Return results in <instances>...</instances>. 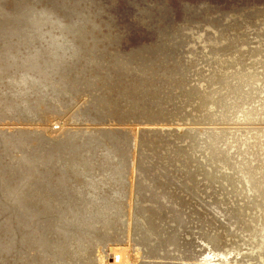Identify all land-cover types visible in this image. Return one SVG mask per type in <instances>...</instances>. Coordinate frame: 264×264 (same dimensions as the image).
<instances>
[{"label": "rangeland", "instance_id": "1", "mask_svg": "<svg viewBox=\"0 0 264 264\" xmlns=\"http://www.w3.org/2000/svg\"><path fill=\"white\" fill-rule=\"evenodd\" d=\"M1 1H2V3H1ZM4 1H9V2H6L7 3V5H6V3L4 4ZM13 0H0V3L2 4V6L0 7V9H1V11H0V20H2V18L1 17H4V16H7L8 14H9V18L8 17H4V19L2 20V21H4L5 20V22L7 23V21H8V25L5 23V22H2V21H0L1 22V24H4L3 26H5V28H9L10 29V27L11 26H14L15 25V22L17 21V20H22V16L19 18V12L20 11H22V8L21 7H23L25 4H27L26 2H28L29 4H30V1H31V4L33 5V6H38V5H40V4H42V5H40V7H44V5L46 6V4L48 5V3L50 2H52V3H54L53 1H51V0H42V2H41V0H37V1H35V0H33V1H35L34 3L32 2V0H29V1H25V0H23L22 2H23V4L22 3H20V5H17V4H19V2L21 1V0H16L17 1V3L15 4L14 2H16V1H13ZM39 1H40V3H39ZM60 1V2H59ZM59 1H57V2H55V3H57V6H55V7H57V8H55V11H54V9L52 8V6L54 7V5H56L55 3H54V5L52 4V5H48V6H46L47 8L49 7V10L50 11H52L53 10V13H55V12H61L60 13V15L62 14V11H63V16L62 17H64V18H62L61 16V20L64 22L65 20H66V24H67V21L69 22V21H71V20H76V19H78L79 18V20L81 19V17H82V21L81 22H78L79 23V25H80V27H81V29L82 30H80V33H78L77 31L75 32V35H76V33H77V36L79 35L80 37L82 36V39L83 40H86L87 42H88V44H87V42H85V41H83V40H81V38L78 36H74V33H73V39H72V37L69 35V37H70V39H72L73 41L75 40V38H77L76 39V42H78V43H75V41L72 43V45L73 44H76L77 46H79L80 44H82V42H84V44H82L81 45V47H83V45H84V47H86L87 45V47L86 48H82V50L84 51H80L79 50V53L78 54H81V55H79L82 59H84L85 60V58H87L88 56H90L89 58H87L84 62H85V65L82 63V59L81 60H79L78 61V63H75V62H73V63H75V64H77L78 66V68H75V66L73 67V66H70V68H74L76 71H78V72H76L73 68L72 69H68L70 72L73 70V74L75 75V73H77V76H74L73 74V77L71 76V73L69 72L68 73V70H67V73H68V75H67V73H66V71L63 73V71H61L60 73L62 74V77H64V78H61V76H58V75H61L60 73L58 74V72L59 71H55L56 73H53V76H50V78H52V77H54L55 78V80H56V82H55V80H54V78H52V83H55V84H53L54 86H53V90H49V91H47V92H45L44 91V93H46L47 94V96L46 95H44L43 94V96L45 97V99H43L42 101H44V100H47L48 101V98H50V96L52 95V93L56 90V93L54 92L53 94H58V95H61L62 97L64 96V98H63V100L65 99V100H69V102L68 101H63L62 103L64 104H66V102H67V105L69 106H65V104L64 105H62V107H59V109H60V112L59 111H52V112H47V109H45V103H41V104H43V106H41V108L43 107V109L42 110H40L39 111V109H38V112L36 111L35 113H34V115L33 116H31V114H33V112L34 111H32L31 112V114H30V112L27 110H24V112H22V114H23V116H21V117H19L18 119H19V121H15V120H13V121H11L12 120V118L10 119V120H8L9 118L8 117H6V118H8V119H6V118H4L3 116H1L0 115V135H2L3 133H5L4 131H6V133H9V132H12V133H10V134H6V135H8L7 137H5L6 135L5 134H3L2 136H0V155H1V157H0V159L2 160H0V176H1V178H0V181H1V184L2 183H4V184H0V188H1V190H0V194H1V197H2V199H0V202L2 201H4V199H5V201H4V203H0V208H1V210H0V213L1 212H3V213H1L0 215H1V219H0V221H1V223H0V226H2V227H0L1 229V231L3 232L2 234H4V235H6V237L4 238V235H1L0 234V248L2 247L3 249L1 250V253H3L2 255H1V253H0V264H1V262L3 263V264H8V260L11 262H9V264H12V262L14 261V260H16V259H18V262H19V260H20V262L22 261L21 259H25L24 261H26V258H27V256L29 257V259H27L28 261V263H26V262H21L22 264L23 263H25V264H34L35 262L33 261V260H35V258H36V256L33 258V256H34V254H32V251H33V248H32V246L29 244L30 242L28 241L29 240V238L32 236V235H30L32 232H34L33 233V235L36 237H38V238H40L41 236V238H44V237H46V235H47V237L46 238H49L50 236H48V235H51V234H53V235H51V237L50 238H52V236H53V238H55V236L57 237V235L59 234L58 232L57 233H53L54 231L56 232L57 231V229H58V227H54V226H58V225H56L55 223H51V224H48L49 226L50 225H52L53 227H49L50 229H47V227H45L47 224L46 223H48V222H45L46 220L44 219V218H46V216L45 217H43V216H40L41 218H39V219H37L38 220V222H35V221H37L36 219H35V217H33V215H32V213H31V208H32V206H34V204H36V201L35 200H33L32 201V199L31 200H27L25 203L26 204H28L29 206H27L26 205V207L28 208L27 210H26V212H24L25 210H20V208H18V207H16V208H11L10 206H11V204H10V196H8L7 198L6 197H4V196H7V194H6V192H8V190H10V188L13 186V185H15V184H19V182L21 181V180H26V178H28L32 173H33V175L35 174V172H37L35 175H37V174H39L41 177H43V174L44 173H41L42 171H43V166L44 165H47V167L46 166H44V171L43 172H45V175L44 176H51V174H53L56 178L58 177V174H56V172H61L60 174H59V176H61L62 175V170L63 169H65V168H62L63 166H65L66 164H69L68 166L70 167H67L69 170H67V173H68V176L73 180L74 179V176H75V178L76 179H74L73 181H77V182H81V183H83V185H85L88 181H90L92 178H94V176L95 175H97V176H100L101 174V172L102 171H99V170H101V167H100V163H101V160L103 159V155H101L100 156V154L99 155H97L98 156V159H97V156H95V157H93L91 154H89L88 152H87V154L85 153L87 150H88V148H86V147H84V145H86V144H84V141L83 140H74V139H72L71 141H69V139H68V137L69 136H71L73 133H79V134H81V133H83L84 134V132H82L81 130H83V131H90V132H98V131H100V132H98L97 134L100 136L101 135V137L102 138H100V140H99V142H101V140H102V142L101 143H103V144H101L100 146H102V148H98L99 149V151H100V149H104L105 147V149L104 150H106L107 148V150L108 151H110L111 153H113V151H114V153L112 154L114 157H115V159H117V161L115 160V164L116 165H118V161L119 162H121L122 160H124V161H122L123 162V164L125 165V169L126 170H124L123 171V177L125 178V182H127L126 183V189L128 190V193H126V195L127 196H129V197H127V198H125V201H123V205H122V207L125 205V206H127L126 207V209H125V206H124V208H121V210L122 209H124V210H122V213H121V210H120V212L119 213H121L120 215H119V213H118V215L119 216H121V217H119L118 219H116V221L114 222V226H113V228L115 227V231L114 230H111V231H109L108 233H106L105 231H103V230H101V232H104V233H106L105 234V236H104V234H99V233H97L96 235H95V240L94 241H96L95 242V244L94 245H96L97 247L99 246L100 248H101V246L103 247V248H97V250H94L95 248H96V246L93 248L92 247V249H93V251H95V253L93 252V254H92V250L90 251V253L88 254V255H90V256H88V255H85V256H82V259H81V257H80V259L79 260H77V259H75V257L74 258H72V260H70V262H68V264H72V262H74L73 264H78L79 263V261H81V262H84V263H82V264H92L91 262H93L94 264L95 263H97V264H117L118 262H116V261H113V260H115V258H114V256H112V255H114L113 253H114V251H115V247H119V245H120V247L119 248H117V249H120V248H122L121 246H123L124 248L126 247V248H129V249H126L125 248V250H128V252H127V261L124 263H122V262H119L118 264H141V262H142V264H155V263H157V264H163L165 261H167V263L165 262L164 264H168L169 262L168 261H170L171 259H172V261H170V263L169 264H173V262L174 261H176L174 264H177V263H179V261H180V263L179 264H184V263H186V264H197L198 263V261H199V259L198 258H200L202 255H201V253L204 251V253H206V252H208L209 250H210V248L212 249V247H214L212 250L213 251H218V252H231V251H234V253H236V252H240L241 250V257L243 258V259H241L242 261H244L243 263L245 264V261H246V264H254L255 263V261H253V260H250V259H252L251 257L252 256H259V254H260V252H261V258H263L264 259V252H263V250H262V248H261V246H260V240H257V238H258V236H259V234H256V231H259L260 229H261V231L264 233V229H263V227H259V230L258 229H256L255 227H257L256 226V222H258V218L257 217H263L264 218V208H263V210L262 209H260L258 206V204H257V206H256V201H255V198H254V196H255V194L253 195V193H251V192H247V193H245V186H243L244 185V183H242V181H241V175L243 174V173H240V172H242V169H241V167H242V165H243V167H244V164L245 163H247V162H249V161H247L248 159H250V157L251 158H254L255 157V160H257L258 161V159H259V162L261 161V160H263L262 158H264V111H262V112H260V111H257L256 112V110L253 108V107H251V111L254 113L255 112V114H259L258 116H254V114L252 113L250 116H248V114L251 112L250 111V109H249V111H246L244 114H243V112H240V108H242L243 107V105H244V101H240V100H242L243 98H242V96L241 95H239L240 93H239V89H240V91H246V89L249 91V90H251V89H256V91L257 90H261L263 87H264V74H263V72H264V68H263V66H264V56L263 57H261V55H263L264 54V51H262V52H260L262 49H264V19H263V17L262 16H264V3H263V1L264 0H238V3H237V1L235 0H164V1H162V0H140V2H139V0H95V1H98V2H96V4H94L93 5V3H91V2H93L94 0H92V1H90V0H87L88 1V3L86 2V1H80V0H65V2H64V0H59ZM62 1V2H61ZM72 1H74V2H72ZM77 1V2H76ZM80 1V2H79ZM144 2V3H141V2ZM183 1V2H182ZM206 3H205V2ZM261 1V2H260ZM44 2V3H43ZM67 2H69V4L71 3H73L72 5H73V7H77V8H71V6L70 5H68V3ZM85 2V4H83ZM131 2V3H130ZM139 2V3H138ZM200 2V3H199ZM230 2V3H229ZM14 3V4H13ZM36 3V4H35ZM49 3V4H50ZM65 3V4H64ZM77 3V4H76ZM81 3V4H80ZM95 3V2H94ZM135 5H133V4ZM146 3V4H145ZM166 3H168V4H166ZM202 3V4H201ZM234 4V5H232V4ZM29 5L30 7L32 6V5ZM35 4V5H34ZM67 4V5H66ZM88 4V6H86L85 7V5H87ZM92 4V5H91ZM137 4V5H136ZM139 4H142V6L141 5H139ZM146 6H145V5ZM165 4V5H164ZM182 4H184L183 6H185V7H183L182 6ZM189 4V5H188ZM208 4V5H207ZM238 4V5H237ZM6 5V7L4 8V6ZM13 5H15V6H20V7H14ZM22 5V6H21ZM58 5H61V6H63V7H61V6H58ZM65 5V6H64ZM82 5V6H81ZM84 5V6H83ZM167 5V6H166ZM188 5V6H187ZM191 5L193 6V9H194V11H193V9H192V7H191ZM195 5V6H194ZM200 5V6H199ZM206 5L207 6H209V7H211L212 9H214V10H211V8H209V7H206ZM9 6V7H8ZM28 6V4L27 5H25V7H29ZM32 6V7H33ZM70 6V7H69ZM78 6H79V8H78ZM138 6V7H137ZM166 8H165V7ZM187 6V7H186ZM10 7H11V10H10ZM12 7H13V9H12ZM45 7V8H46ZM61 9H60V8ZM66 7V8H65ZM67 7L69 8V9H67ZM131 7H133V8H135V7H137V8H135L136 10H134L133 8H131ZM147 7V8H146ZM169 7V8H168ZM181 7V8H180ZM197 7V8H196ZM205 7V8H204ZM3 8V9H2ZM21 10H20V9ZM50 8H52V9H50ZM62 8H63V10H62ZM65 8V9H64ZM97 8H99V10L101 9V14H100V11L99 10H97ZM140 8V9H139ZM144 8V9H143ZM164 8V9H163ZM168 8V9H167ZM19 9V10H18ZM58 9H60L59 11H58ZM70 9H72L71 11H72V13L74 14V13H76L75 12V10L76 9H78L77 10V13H76V15L74 14V15H70V13H71V11H70ZM103 9V10H102ZM138 9V10H137ZM148 9V10H147ZM161 9L163 10V12H160L161 11ZM167 9V10H166ZM172 9V10H171ZM183 9H184V11H183ZM189 9V10H188ZM192 9V10H191ZM228 9H229V12H228ZM2 10H3V12H2ZM7 12V13H5L4 14V12L5 11ZM8 10H9V12H8ZM68 11V13L69 14H67V12H65V11ZM73 10H74V12H73ZM87 10H88V12H90V13H87ZM95 10H96V12H95ZM131 10L132 11H134V12H131ZM143 10V11H142ZM165 10H166V12H165ZM17 11H18V13H17ZM85 11V12H84ZM92 11H94L93 13H92ZM103 11V12H102ZM136 11V12H135ZM139 11V12H138ZM168 11L169 12H171V13H168ZM197 11V12H196ZM221 11V12H220ZM224 11V12H223ZM226 11V12H225ZM84 13V15L83 14H81V13ZM201 12V13H200ZM217 12V13H216ZM13 13V14H12ZM15 13V14H14ZM87 13V14H86ZM95 13V14H94ZM133 13H134V15H133ZM162 15H161V14ZM173 13V14H172ZM229 15H227V14ZM21 14V13H20ZM56 14V13H55ZM54 14V15H55ZM66 14V15H65ZM77 14H81V15H83L85 18H83V16H81V15H77ZM91 14H93L92 16H91V19H90V15ZM170 14V15H169ZM172 14V15H171ZM214 14V15H213ZM4 15V16H3ZM16 15V16H15ZM57 15V14H56ZM58 15H59V13H58ZM70 15V16H69ZM87 15H89L88 17H87ZM100 15H101V17H100ZM104 15V16H103ZM181 15V16H180ZM218 15V16H217ZM225 15V16H224ZM66 16V17H65ZM74 18V19H71V20H69L70 18ZM74 16V17H73ZM76 16V17H75ZM80 16V17H79ZM99 17L100 19H98V20H100V22L97 20V17ZM161 16L163 17V18H161ZM172 16V17H171ZM213 16V17H212ZM222 16V17H221ZM15 19H13V18ZM17 17V18H16ZM87 17V18H86ZM92 17H94V18H92ZM102 17H104L103 19H102ZM140 19H139V18ZM170 19H168V18ZM184 18V19H182V18ZM216 17H217V20H216ZM8 18V19H7ZM13 20H12V19ZM19 18V19H18ZM76 18V19H75ZM167 20H166V19ZM211 18H213V19H211ZM247 18V19H246ZM9 19L11 20V21H9ZM83 19H87V22L86 23H88V22H90V21H92V22H90V24L88 23V24H85V21L83 20ZM103 21H105L104 22V25H103V23H101V21L102 20ZM175 19V20H174ZM7 20V21H6ZM172 20H173V22H172ZM186 20V21H185ZM244 20V21H243ZM245 20H246V22H245ZM84 21V22H83ZM94 21V22H93ZM102 21V22H103ZM169 21V22H168ZM175 21V22H174ZM190 21V22H189ZM224 21V22H223ZM12 22V23H11ZM108 22V23H107ZM166 22V23H165ZM185 22V23H184ZM243 22V23H242ZM13 24V25H11V24ZM70 23V22H69ZM83 24L84 26L82 27V25L81 24ZM92 23H94L95 24V26H92ZM97 23H98V25H97ZM172 23V24H171ZM177 23V24H176ZM234 23V24H233ZM238 23V24H237ZM242 24V26H240L241 24ZM248 23V24H247ZM0 24V25H1ZM93 24V25H94ZM100 24H102V25H100ZM169 24V25H168ZM229 24H231L230 25V27H229ZM11 25V26H10ZM79 25L77 24V26H76V29H77V27H78V29L77 30H79ZM88 25H90L91 27H88ZM106 25H108L109 26V28H108V26L106 27ZM165 25V26H164ZM168 25V26H167ZM182 25V26H181ZM186 25V26H185ZM239 25V26H238ZM10 26V27H9ZM100 27L101 28V30H96V31H94V28L96 29H100V28H98V27ZM170 26V27H169ZM175 26V27H174ZM181 26V27H180ZM188 26V27H187ZM1 27H2V25H1ZM1 27H0V29H1ZM15 27V26H14ZM84 27H86V28H84ZM93 27V28H92ZM103 27V28H102ZM106 27V28H105ZM176 27H177V29H176ZM179 27H180V29H179ZM226 27H228V28H230V29H226ZM243 27V28H242ZM2 28H4V27H2ZM13 28V27H12ZM11 28V29H12ZM90 28H92L93 30H91ZM165 28V29H164ZM173 28H174V30H173ZM189 28V29H188ZM85 29V30H84ZM172 29V30H171ZM105 30V31H104ZM182 31V33H180L181 31ZM228 30V31H227ZM253 30V31H252ZM173 33H172V32ZM174 31L175 32H177V33H174ZM178 31H180V32H178ZM56 32V29H54V33ZM58 32V31H57ZM82 32H85V33H83V34H86V32H87V35H86V37L82 34ZM167 32V33H166ZM168 32L171 34V35H168ZM82 34V35H81ZM167 34V36L165 37V35ZM176 34H177V36H176ZM183 34V35H182ZM45 35H47L46 33H45ZM163 35V36H162ZM173 35H175V36H173ZM186 35V36H185ZM191 35V36H190ZM44 36V35H43ZM86 38V39H84V37ZM97 37V39H95L94 40V38H96ZM188 36V37H187ZM59 37H60V41H58V43H59V45L60 44H63V43H65V44H63V47H70L69 49H68V51H69V56L70 55H73V53L72 52H74V50H72L73 49V47L70 45V46H68L67 44H66V39L65 38H63V37H61V36H57L56 37V39L58 40L59 39ZM180 37V38H179ZM183 37V38H182ZM189 37H191V38H189ZM261 37V38H260ZM39 37H34L33 38V40H34V42L36 43V44H33V45H31V46H37V44H38V46L37 47H40V46H43L45 43H43V42H45L43 39H41V38H39ZM78 38H79V40H78ZM161 38H163V39H161ZM169 38H171L170 40H167V39H169ZM172 38H174V39H172ZM188 38L189 39H191L190 40V42H189V40H188ZM259 38V39H258ZM0 39H2L1 38V36H0ZM20 40H22V38H19ZM18 38H17V41H16V43L15 44H17V43H19V44H17L18 46L16 47V48H25L26 46H28L29 45V43H27L28 45H23V43H25V41H20ZM62 39V40H61ZM159 39V40H158ZM183 39V40H182ZM253 39V40H252ZM255 39V40H254ZM3 40V39H2ZM19 40V41H18ZM23 40H25V39H23ZM38 40V41H37ZM81 40V42H79ZM158 40V41H157ZM163 40L164 41H166V42H163ZM184 42H182V41ZM236 40V41H235ZM252 40V41H251ZM40 41V42H39ZM63 43H62V42ZM160 41V42H159ZM170 43H169V42ZM173 41V42H172ZM237 41H239V42H237ZM241 41V42H240ZM254 41V42H253ZM259 41H261L260 42V44H259ZM262 41H263V44H262ZM161 42H163L165 45H162L163 43H161ZM178 42H180V43H178ZM189 42V43H188ZM193 42V43H192ZM253 42V43H252ZM2 43V42H1ZM0 43V44H1ZM42 43V44H41ZM156 43V44H155ZM167 43L169 44V45H167ZM248 43H249V45H248ZM251 43V44H250ZM257 43V47H255V44ZM41 44V45H40ZM70 44H71V42H70ZM87 44V45H86ZM252 44H254V45H252ZM262 44V45H261ZM40 45V46H39ZM66 45V46H65ZM161 45H162V48H161ZM243 45H244V47H243ZM259 45V46H258ZM14 46H16V45H13V47ZM21 46V47H20ZM155 46H157V47H155ZM160 46V47H159ZM168 46V47H167ZM250 46H252V47H250ZM260 46H262V47H260ZM1 47V46H0ZM66 47V48H67ZM154 47V48H153ZM166 47H167V49H166ZM21 48V49H22ZM87 48H88V50H87ZM241 48V49H240ZM248 48V49H247ZM257 48H260V49H257ZM81 49V48H80ZM86 49V50H85ZM144 49V50H143ZM148 49H150V50H148ZM165 49V50H164ZM243 49V50H242ZM255 49V51L256 50H258V51H253ZM71 50V51H70ZM140 50H142V51H140ZM154 51V52H152V51ZM160 50V51H159ZM168 50V51H167ZM245 50V51H244ZM87 51H88V53H87ZM145 53H144V52ZM149 51V52H148ZM162 51V52H161ZM167 51V52H166ZM242 51V52H241ZM248 51V52H247ZM81 52H83V53H81ZM90 52V53H89ZM140 52V53H139ZM148 52V53H147ZM199 52V53H198ZM202 52V53H201ZM204 52V53H203ZM240 52V53H239ZM249 53L248 55L246 54V53ZM251 52H253V53H251ZM86 53H87V55L88 56H86ZM149 53H150V55H149ZM154 54V56H152L153 54ZM158 53H159V55H158ZM217 55H216V54ZM243 53V54H242ZM84 54H85V56H84ZM199 54H201V55H203L202 57L203 58H201L200 59V57H201V55L199 56ZM205 54V55H204ZM208 56H207V55ZM245 54L247 55V56H245ZM260 54V55H259ZM240 55V56H239ZM251 55H255V56H251ZM174 56V57H173ZM199 56V57H198ZM242 56V57H241ZM251 56L252 58H254V60H252V58H250V59H248L249 57ZM83 57H85V58H83ZM152 57V58H151ZM155 57V58H154ZM156 57H159V60L157 61L156 59H158V58H156ZM161 57H162V59H161ZM170 57H172V58H170ZM205 57H207L206 59H204ZM245 59H244V58ZM255 57H257V59L255 58ZM72 58V60L74 61V58H73V56L71 57ZM149 58L150 60H147V59ZM154 58V59H153ZM165 58V59H164ZM212 58H213V60H212ZM261 58V59H260ZM69 59V61L71 60L70 58H68ZM171 60V61H169V60ZM241 59V60H240ZM245 61V64L243 63L244 61ZM71 60V61H72ZM153 60H156V61H153ZM162 60V61H161ZM166 60H168V61H166ZM247 60V61H246ZM249 60H251L252 62L250 63V61ZM259 60V62L257 63V61ZM70 61V62H71ZM89 61H90V64H88L89 63ZM92 61V62H91ZM149 61V62H148ZM164 61H166V62H164ZM255 61V62H254ZM262 61V62H261ZM88 62V63H87ZM96 64H95V63ZM119 62V63H118ZM157 62V63H156ZM164 62V63H163ZM169 64H168V63ZM175 64H174V63ZM177 62H179V63H177ZM249 62V63H248ZM80 63V64H79ZM92 63H94V65L92 64ZM117 63H118V66H117ZM120 63H122L121 65H123L121 68L119 67V65H120ZM148 63V64H147ZM152 63V64H151ZM217 63H219L218 64V66H217ZM246 63H247V66H246V70L248 71V70H250L251 68H253L251 65H253L254 66V72H253V70L251 69V71H246L245 69H244V67H245V65H246ZM253 63V64H252ZM258 64H261L262 63V66L261 65H259L258 67H257V65ZM72 64V63H71ZM88 64V65H87ZM154 64H156V67H155V65ZM167 64V65H166ZM172 66H171V65ZM177 64V65H176ZM221 64V65H220ZM244 64V65H243ZM251 64V65H250ZM73 65V64H72ZM80 65V66H79ZM91 65H92V67H91ZM95 65H96V67H95ZM150 65V66H149ZM174 65H176V66H174ZM241 65V66H240ZM256 65V66H255ZM158 66V67H157ZM163 66H164V68H163ZM183 68H181V67ZM244 66V67H243ZM125 67V68H124ZM129 67H130V69H129ZM160 67V68H159ZM168 67V68H167ZM172 67V68H171ZM178 67V68H177ZM240 67H242V68H240ZM250 67V68H249ZM257 69H256V68ZM261 68H263V70L261 69ZM82 69V70H81ZM117 69H120V71H116ZM159 69V70H158ZM161 69V70H160ZM166 69H167V72H166ZM243 69H244V71H246V72H244L243 71ZM122 70H124V71H122ZM157 70V71H156ZM172 70V71H171ZM179 70H181V71H179ZM256 70V71H255ZM85 71V73H83ZM160 71V73L158 74V72ZM161 71L162 72H164L163 74L161 73ZM177 71V72H176ZM179 71V72H178ZM243 71V72H242ZM258 71V72H257ZM260 71V72H259ZM263 71V72H262ZM79 72H81V73H79ZM119 72V74H117ZM141 72V73H140ZM152 72H154V73H152ZM169 72V73H168ZM172 72V73H171ZM182 72V73H181ZM256 72V74H254ZM66 73V74H65ZM122 73V74H121ZM136 73V74H135ZM146 73V74H145ZM148 73V74H147ZM156 73V74H155ZM171 73V74H170ZM175 73H176V75H175ZM202 73V74H201ZM216 73H218L216 76H218L219 74H220V76L219 77H216L215 76V74ZM244 73L246 74V75H244ZM250 73H252L251 75H250ZM257 73H259L258 74V76L256 77V75H257ZM58 74V75H57ZM79 74V75H78ZM80 74H82V76L83 77H81V75ZM153 74V75H152ZM169 74V75H168ZM192 74V75H191ZM193 74H195V75H193ZM198 74V75H197ZM214 74V76H212ZM222 74H224V75H222ZM243 74V75H242ZM253 74H254V76H253ZM263 76H262V75ZM55 75L57 76V77H59V79H57V77H55ZM88 75V76H87ZM117 75V76H116ZM145 75H147V76H145ZM163 75H165V76H163ZM166 75H167V77H166ZM182 75H184V76H186V77H184V76H182ZM197 75V76H196ZM203 75H205V76H203ZM259 75H260V78H259ZM69 77L70 79H68L67 77ZM80 78H79V77ZM121 76V77H120ZM137 76H138V79H137ZM139 76H141L140 78H139ZM158 76H159V78L162 80H160L159 78H158ZM170 78H169V77ZM187 76L189 77V78H187ZM193 78H192V77ZM222 76V77H221ZM225 76V77H224ZM233 76H236V77H238V78H236V77H233ZM243 76V77H242ZM253 76V78H250V77H252ZM109 77V78H108ZM146 77H148V78H146ZM150 77H151V79H150ZM174 77V81L172 80V78ZM206 77V78H205ZM210 77H212V78H210ZM224 77V78H223ZM240 77H241V79H240ZM245 77V78H244ZM258 78V79H256V80H254L256 83H257V87H256V84H254L255 82L254 81H250L251 79L253 80L254 78ZM262 77V78H261ZM79 80H81L82 82H83V84H82V82L80 81V83L78 84L77 83V79ZM86 78V79H85ZM87 78H89V80L87 79ZM144 78H146V79H144ZM179 78V79H178ZM210 78V79H209ZM213 78H214V80H213ZM217 78H220V80L219 79H217ZM235 78H236V81L238 82V79H239V81H241L242 82V80H243V78L245 79V81H246V79H250L249 81L247 80V82L245 83V81L243 80V84L244 85H246V89H245V86L243 85V86H241V87H244V88H241L239 85V89L236 87L237 85L236 84H240L241 85V83H237V82H235ZM60 79H62V80H60ZM64 79H66V82H65V80ZM67 79L70 81V83L72 84H70L69 83V81H67ZM76 79V80H75ZM141 79V82L140 81H136V80H140ZM154 79H156V80H154ZM184 79V80H183ZM189 79V80H188ZM193 79V80H192ZM215 79L217 80V82L215 81ZM221 79H222V81H221ZM262 79V84H261V82L259 83V81ZM145 80V82H143ZM147 80V81H146ZM148 80H150V81H148ZM151 80H152V83H151ZM182 80V81H181ZM190 80H191V82H190ZM59 81L60 82H62L61 84L62 85H60V83H59ZM73 83H72V82ZM76 83H75V82ZM78 81V82H79ZM85 81H87V82H85ZM188 81V82H187ZM212 81H214L215 82V88L217 89L218 88V90H220V92H222V94H220L218 97L220 98V97H223L224 95H225V99H226V101H228V103L230 104L231 103V101L235 98V100H234V103H233V101H232V103L233 104H236V107H235V110L233 111V110H231V112H230V110H229V113H228V110H227V108L226 109H224L225 107H226V104H227V102L225 103L224 101H225V99H224V97L223 98H220V99H218V97L216 98V97H214V95L212 94H209V92L208 91H210V89H212V85H210L211 84V82ZM221 81V82H220ZM1 82V81H0ZM149 82V83H148ZM155 82V83H154ZM175 82H179V83H175ZM220 82V83H219ZM226 82V83H225ZM251 82V83H250ZM253 82V83H252ZM59 83V84H58ZM71 85H69V84ZM144 83H145V85H144ZM154 83V84H153ZM183 85H182V84ZM186 83H188V85H190V86H186L187 84ZM213 83V82H212ZM216 83H217V85H216ZM248 83H250V84H248ZM66 84V85H65ZM68 84V85H67ZM148 86H147V85ZM186 84V85H185ZM219 84V85H218ZM224 84V85H223ZM236 86H235V85ZM247 84H248V86H250L251 84H253V85H251V86H253V87H248L247 86ZM0 91H2L4 94H7V95H10L11 94V91L10 90H8V89H10L9 87H7V85L4 83V82H1L0 83ZM63 85H65V86H63ZM76 87H75V86ZM81 85V86H80ZM84 85V86H83ZM177 85H179V88L177 87ZM230 85V86H229ZM258 85H259V87H258ZM69 86V87H73L72 89L74 90V91H72V93L75 95H73L72 93H71V91H69V90H71V89H68L67 87ZM156 86V87H155ZM180 86H182V87H180ZM184 86V87H183ZM186 86V87H185ZM221 86V87H220ZM224 86V87H223ZM256 88H255V87ZM54 87H55V90H54ZM57 87V88H56ZM66 89H68V91L66 92V90L64 89V88ZM94 87V88H93ZM154 87V88H153ZM189 87H192V88H189ZM230 87V88H229ZM236 87V88H235ZM7 88V89H6ZM63 88V89H62ZM183 90H181V89ZM199 88H201V89H199ZM221 88V89H220ZM157 90V91H155V90ZM185 89H187L188 90V93H187V90H185ZM199 89V90H198ZM204 89V90H203ZM244 89V90H243ZM10 92V94H9V92ZM46 90V89H45ZM60 90V91H59ZM63 90V91H62ZM95 90H96V92H95ZM150 90H154L153 92L151 91L150 92ZM200 90H201V92L202 93H200ZM218 90H217V92H218ZM226 90V91H225ZM51 91H53V92H51ZM61 92L62 91V93H58V92ZM149 91V92H148ZM159 91V92H158ZM192 91H193V93H192ZM225 93H224V92ZM229 91V92H228ZM231 91V92H230ZM234 91V92H233ZM238 91V92H237ZM64 92H65V94H64ZM76 92V93H75ZM162 92V93H161ZM179 92H180V94H179ZM184 92V93H183ZM185 92L187 93L186 95H184L183 96V94H185ZM190 92V93H189ZM204 92H206V94H204ZM50 93V94H49ZM150 93V94H149ZM155 93V94H154ZM158 93V94H157ZM167 93V94H166ZM178 94V95H176L177 96V98L175 97V96H173V94ZM195 93V94H194ZM235 93V94H234ZM237 93V94H236ZM239 93V94H238ZM64 94V95H63ZM69 94V95H68ZM100 96H99V95ZM151 94H152V96H151ZM160 94H161V96H160ZM165 94H166V96H165ZM171 94H172V97L174 98H172L171 97ZM201 94V95H200ZM205 95V97L204 96H202V95ZM228 94V95H227ZM29 95H30V93H29ZM28 95V96H29ZM68 95V97H66ZM94 95H96V96H94ZM158 95V96H157ZM189 95V96H188ZM197 95V96H196ZM210 95H211V98H210ZM234 95V96H233ZM260 95V94H259ZM31 96H33L32 94H31ZM31 96H29V100L31 101V99H32V101H31V103L32 102H34V100H33V98H30ZM71 96H72V98L73 99H71ZM90 96H93L92 98L90 97ZM157 96V97H156ZM165 96V97H164ZM171 97V99H168L167 100V98H169V97ZM178 96H180V97H182V98H180V97H178ZM187 96V97H186ZM191 96H194V97H191ZM238 98H237V97ZM239 96H240V98H239ZM47 97V98H46ZM158 97H162V98H158ZM163 97H164V100H163ZM167 97V98H166ZM198 97V99H196ZM201 97V98H200ZM203 97V98H202ZM209 97V98H208ZM214 99H213V98ZM227 97V98H226ZM233 99H232V98ZM247 98H248V96H246ZM260 97H262V98H264V95H260ZM259 97V98H260ZM68 98V99H67ZM70 98V99H69ZM180 99V100H183V102L182 101H180L179 100V102H178V100H176V99ZM242 98V99H241ZM256 98H258L257 97V95H256ZM255 98V99H256ZM262 98H260V99H262ZM93 101H92V100ZM97 99V100H96ZM154 99V100H153ZM156 99H157V103L155 102L156 101ZM162 99V100H161ZM189 99V100H188ZM201 99V101H199ZM205 99H206V101H205ZM209 99V100H208ZM213 99V100H212ZM221 99H223V101H221ZM232 99V100H231ZM259 99V100H260ZM28 100V101H29ZM73 100V101H72ZM99 100V101H98ZM167 100V101H166ZM171 100H175V103H174V101L172 102H170ZM190 100H192V101H190ZM203 100H204V102H203ZM215 100V101H214ZM219 101V103H218V101ZM240 102H239V101ZM264 99H262L260 102L258 101V100H256V101H254V102H252V103H255L256 104V102L258 101L259 102V105L258 106H260V104H264V101H263ZM30 101H29V103H30ZM72 101V102H71ZM88 101V102H87ZM154 103H153V102ZM162 101V102H161ZM166 101V102H165ZM169 101V102H168ZM184 101H185V103L186 104H184ZM189 101V102H188ZM195 101V102H194ZM199 101V102H198ZM212 101H214V104H212ZM230 101V102H229ZM236 101V102H235ZM263 101V102H262ZM46 102V101H45ZM71 102V103H70ZM90 102H91V104L93 103H95L94 104V106L96 105V107H94L93 105H90ZM130 102V103H129ZM152 102V103H151ZM187 102H188V104H187ZM190 102H192V103H190ZM197 102V103H196ZM215 102H217V103H215ZM221 102V103H220ZM30 103V104H31ZM69 103V104H68ZM99 103V104H98ZM156 103V104H155ZM162 105V107H161V105ZM174 103V104H173ZM178 103H180V105H178ZM183 103V104H182ZM189 103H190V106H188L189 105ZM239 103H240V106L241 107H239ZM130 104V105H129ZM155 104V105H154ZM170 104V105H169ZM171 104H173L174 106H175V104H176V106H177V108L179 109L180 107H181V109L180 110H178L176 107H174V108H171V107H173V105H171ZM216 104V106H217V108H215L216 106H214ZM220 106H219V105ZM224 104V105H223ZM228 104V105H229ZM233 104H230V105H233ZM262 104V105H263ZM36 105V103L34 102V105H32V106H35ZM88 105V106H87ZM99 105V106H98ZM184 105H186V107L184 106ZM202 105V106H201ZM222 105V106H221ZM227 105V106H228ZM230 105H229V108H230ZM237 105H238V108H237ZM90 106H93V107H90ZM129 107V108H127V107ZM150 106V107H149ZM153 106V107H152ZM165 106V107H164ZM171 106V107H170ZM179 106V107H178ZM184 106V107H183ZM84 107V108H83ZM88 107V108H87ZM168 107V108H167ZM195 107V108H194ZM65 108V109H64ZM67 108V109H66ZM86 108V109H85ZM90 108V109H89ZM92 108V109H91ZM96 108V109H95ZM98 108V109H97ZM124 109V110H121V109ZM152 108H153V110H152ZM161 108V109H160ZM162 108H163V110H162ZM184 108H186V112L184 111L185 109ZM215 108V110H212V109H214ZM237 108V109H236ZM63 111H62V110ZM90 110L89 111V115L91 116V119H89L90 118V116L88 115V110ZM119 109V110H118ZM127 109V110H126ZM131 109V110H130ZM133 109V110H132ZM159 109H160V111H159ZM165 109H167V110H165ZM180 111V114H179V112L177 111ZM184 109V110H183ZM203 109H205V110H203ZM220 109V110H219ZM224 109V110H223ZM239 109V110H238ZM43 110L45 111V115L44 114H42L43 116H41V114L40 113H43ZM86 110V111H85ZM97 110V111H96ZM99 110V111H98ZM108 110V111H107ZM126 110V111H125ZM158 110V111H157ZM171 110V111H170ZM183 110V111H182ZM192 110H195V111H192ZM202 110V111H201ZM211 110V111H210ZM224 111V112H222V111ZM227 110V114L226 115H228V118H227V116L225 115V111ZM96 111V112H95ZM112 111V112H111ZM120 111V112H119ZM124 111H125V113H124ZM130 112V113H128V112ZM170 111V112H169ZM176 111H177V113H176ZM191 111V112H190ZM219 111V112H218ZM238 112V114H239V116L237 115L236 116V114H237V112ZM25 112H28V113H25ZM56 112V113H55ZM87 112V113H86ZM106 112V113H105ZM110 112H111V114H110ZM127 112V113H126ZM133 112V113H132ZM169 114H168V113ZM188 112V113H187ZM190 112V113H189ZM198 112V113H197ZM236 112V113H235ZM258 112H260V113H258ZM27 114L28 115V117L30 116V118H29V120H28V118L27 117H25L24 115L25 114ZM39 113V115H40V117H39V115H37ZM88 115V117H86V119H85V115L86 114ZM166 113L167 115H165L164 116V114ZM174 113V115H172ZM185 113V114H184ZM212 113H214V114H212ZM216 113V114H215ZM222 113L224 114L223 116H221L222 115ZM235 114V115H233V114ZM240 113H242L241 115H240ZM73 114V115H72ZM82 114V115H81ZM114 114V115H113ZM117 114V115H116ZM179 114V115H178ZM187 114H189V115H187ZM80 115V116H79ZM86 115V116H87ZM108 117H107V116ZM169 115V117H166V116H168ZM185 117H184V116ZM187 115V116H186ZM199 115V116H198ZM206 115V116H205ZM210 115V116H209ZM219 115L223 118H221V117H219ZM243 115H245V116H243ZM39 117L38 118V120L37 121H35L36 119H34V117L35 118H37V117ZM45 116V117H44ZM83 116H84V118H83ZM112 116V117H111ZM173 116V117H172ZM181 116V117H180ZM184 117V119L186 120V121H184V119H183V117ZM195 116V117H194ZM205 116V117H204ZM216 116H218L217 117V119L215 118ZM232 116V119H233V117H235L233 120L232 119H230V117ZM42 117V118H41ZM104 117H106V118H104ZM114 117V118H113ZM180 117V118H179ZM191 117H193L194 118V120H193V118H191ZM200 117V118H199ZM242 117V118H241ZM246 117V118H245ZM248 117L250 118V119H248ZM2 118H4V120L2 119ZM24 118V119H23ZM26 118V119H25ZM33 118V119H32ZM40 118H41V120H40ZM167 118V119H166ZM225 118V119H224ZM238 118V119H237ZM13 119H16L17 120V118H13ZM32 119V120H31ZM108 119V120H107ZM198 119V120H197ZM221 119V120H220ZM235 119H237V120H235ZM240 119V120H239ZM7 120V121H6ZM23 120V121H22ZM31 120V121H30ZM83 120H87V121H83ZM88 120H90V121H88ZM200 120V122H198ZM208 120V121H207ZM222 120H224V121H226V123L224 122V121H222ZM228 120H229V122H228ZM35 121V122H34ZM217 121V122H216ZM220 121V122H219ZM83 122V123H82ZM220 124H219V123ZM222 123V124H221ZM82 124V125H81ZM82 126V127H81ZM85 126H87L86 127V129L88 128V129H90V130H86L85 129ZM76 129H75V128ZM84 127V128H83ZM213 127H214V130H213ZM221 129V132L219 131L220 129ZM35 128H37V132L39 133H37V134H35ZM40 128V129H39ZM73 128V129H72ZM96 128V129H95ZM203 129L202 130V133L204 132V130H205V132H204V135L200 132L201 131V129ZM210 128H212L211 129V131L215 134V132H216V134H215V136H214V134L210 131ZM15 129H17V130H15ZM24 129V130H23ZM27 129V130H26ZM67 129H69V130H67ZM78 129V130H77ZM85 129V130H84ZM98 129V130H97ZM100 129V130H99ZM102 129H103V131H102ZM188 129V130H187ZM196 129V130H195ZM197 129H198V132H197ZM208 129V130H207ZM216 129H218V130H216ZM226 129H228V130H226ZM231 129V130H230ZM13 130H14V133H13ZM20 130V131H19ZM40 130V131H39ZM44 131L43 133H42V131ZM94 130V131H93ZM104 130H105V132H104ZM223 130H224V132H223ZM9 131V132H8ZM20 132V134L18 133V132ZM22 131H24V132H22ZM27 131V132H26ZM32 131V132H31ZM71 131V132H70ZM108 133H107V132ZM194 131V132H193ZM207 131H210V132H207ZM227 131V132H226ZM229 131H231V132H229ZM233 131V132H232ZM256 131H258V134L255 136V138H257V139H255L253 136H254V134H255V132ZM22 132V133H21ZM28 132H29V134H28ZM67 133V135H66V133ZM102 132H104V133H102ZM219 132V133H218ZM23 133H25V135H24V137L22 136L23 135ZM28 135H27V134ZM107 133V135H108V137H109V139H108V137H106L105 136V134ZM145 133V134H144ZM197 133V134H196ZM209 134V136H208V134ZM224 133V134H223ZM261 133V134H260ZM15 134H19L20 136H22L23 138L21 139L20 137H17V135H15ZM22 134V135H21ZM41 134H43V135H41ZM63 134H64V136H63ZM111 134V135H110ZM112 134H113V136H112ZM144 134V135H143ZM146 134L148 135L147 137H146ZM155 134H156V136H155ZM213 134V135H212ZM218 134H219V136H218ZM231 134V135H230ZM31 135V136H30ZM36 135H37V137L39 136V137H41L42 136V138L41 139H39V137L37 138L36 137ZM104 135V136H103ZM122 135H123V137H122ZM193 135V136H192ZM201 135V136H200ZM212 137H216V135H217V137H219V139L217 138H211V136ZM221 135L223 136L222 137V141L220 142V143H222L223 142V144H225V145H220V143L218 142V140L220 141V138H221ZM224 135L226 136V137H224ZM261 135V136H260ZM10 136H14L13 137V139H10V138H12V137H10ZM27 136V137H26ZM43 136H45V137H47V138H45V137H43ZM61 136V137H60ZM62 136H63V138H62ZM66 136H67V138H66ZM110 136H112L111 138H110ZM118 136V137H117ZM125 136L127 137V138H125ZM154 136V137H153ZM158 136H160V137H158ZM196 136V137H195ZM2 137H3V139H2ZM5 137V138H4ZM8 137H9V139H8ZM29 138L28 140L27 139H24V138ZM53 137H54V139H53ZM103 137H104V139L106 140H104L103 139ZM106 137V138H105ZM202 137V139H200ZM228 137V138H227ZM260 137V138H259ZM16 140H15V139ZM19 138H20V140H22V142L23 143H21V141H18L19 140ZM45 140H44V139ZM49 138V140H46V139H48ZM53 140H52V139ZM57 138H59V139H57ZM63 140H62V139ZM65 138L66 139H68V141L67 140H65ZM125 138V139H124ZM161 138V139H160ZM189 138H190V140H189ZM227 138V139H226ZM232 138V139H231ZM254 138V139H253ZM2 139V140H1ZM35 139V140H34ZM57 139V140H56ZM112 139H116V140H112ZM119 139V140H118ZM182 139H185V141L184 140H182ZM203 139L205 140V141H203ZM208 139H210V140H208ZM247 139H248V142H247ZM13 140H14V143H13ZM23 140H25V141H23ZM44 140V141H43ZM110 140H112V142H111V144L113 145V147H112V145L110 144V142L109 141ZM127 140H128V142H127ZM144 140H146L145 142L147 143V144H145L144 146L142 145L143 144V142H144ZM180 140H181V142H180ZM208 140V141H207ZM217 140V141H216ZM226 142H225V141ZM250 140V141H249ZM2 141H4V142H2ZM29 142V141H31V142H33V143H31V142H29V144L27 143V142ZM41 141V142H40ZM52 141H53V143H52ZM58 143H57V142ZM77 141H80V142H77ZM83 141V142H82ZM126 141V142H125ZM148 141V142H147ZM166 141L168 142V143H166ZM170 141V142H169ZM172 141H174L175 142V144L174 143H172ZM183 141V142H182ZM188 141H190V142H192V144L191 143H189ZM214 141L217 143H215L214 144ZM233 141V142H232ZM246 141V142H245ZM257 141V142H256ZM10 142V143H9ZM20 142V143H19ZM55 142H56V144H55ZM62 142V143H61ZM69 142H72L73 144H71V143H69ZM104 142H105V145H104ZM115 142H118V143H115ZM128 143V144H125V143ZM188 142V143H187ZM200 142H202V143H200ZM208 142H210V143H208ZM225 142V143H224ZM244 143V145H243V143ZM256 142V143H255ZM2 143V144H1ZM15 143H16V145H15ZM24 143H25V145H24ZM42 143V144H41ZM43 143H45L46 145H43ZM47 143H50V144H47ZM64 143L66 144V146L64 145ZM76 143H78V144H76ZM79 143H81L80 145H79ZM179 143H181V145H182V147H181V145H179ZM205 143V144H204ZM236 144V145H234V144ZM238 143V144H237ZM242 143V144H241ZM258 143V144H257ZM4 144V145H3ZM6 144H9L8 146H11V145H13V147H15L17 150H15V148H12V146H11V148L10 147H8V149L10 150L11 149V151H9L8 149H7V147H5V145ZM21 145V147H22V149H21V147H20V145ZM28 144V145H27ZM53 144H55L54 146L57 148V146H58V148H59V150L57 151V153L54 151V150H56L55 148H54V146H53ZM59 144H63L62 145V150H60L61 148H60V146H59ZM83 144V145H82ZM180 147V148H178V146ZM187 144L189 145V146H187ZM201 146H200V145ZM209 144V146H206V145H208ZM213 144V145H212ZM218 144H219V147L221 146V149H222V147H224V150L222 149V151L223 152H225L226 153V155L221 151H219V147H218ZM240 144V145H239ZM256 144V145H255ZM19 145V146H18ZM50 145V147L51 148H53L52 150L53 151H48V148L49 149H51L50 147H48V146ZM114 145H115V147H114ZM118 147H117V146ZM126 145H128V146H126ZM174 145H176V146H174ZM211 145L212 146H214V148L213 147H211ZM250 145V146H249ZM252 145V146H251ZM254 145V146H253ZM258 145V148L256 147ZM2 146V147H1ZM23 146L25 147V149L23 148ZM30 146H33L32 148H33V150H34V152H37V154L36 153H34L33 151H32V148H30ZM34 146H36V147H34ZM63 146H65V148L67 149L66 150V152H64L65 151V148L63 147ZM77 146L79 147V146H83V147H79V148H77ZM105 146V147H104ZM120 146V147H119ZM170 146V147H169ZM184 146V147H183ZM192 146H194L193 148H192ZM204 146V147H203ZM234 146V147H233ZM239 146V147H238ZM245 146V147H244ZM246 146H248L247 148H246ZM261 146H263V147H261ZM19 147V148H18ZM46 147H48V148H46ZM116 147H117V149H116ZM127 147V148H126ZM145 147V148H144ZM186 147V148H185ZM206 147H209V148H206ZM216 147H218L217 148V151H216ZM237 147H238V149H237ZM244 149H243V148ZM250 147V148H249ZM252 147H253V149H252ZM256 147V148H255ZM4 148H6L5 150H1V149H4ZM30 148V149H29ZM41 148V149H40ZM45 148H46V150H45ZM77 148V149H76ZM86 148V149H85ZM118 148H119V150L120 151H117V152H115L116 150H118ZM170 148V149H169ZM173 148V150L171 151V149ZM202 148V149H201ZM210 148L213 150H211V151H209L210 150ZM234 148V149H233ZM241 148H242V152L244 153H242L241 152ZM28 149V150H27ZM36 149V150H35ZM44 149V150H43ZM78 149H80V151H82L83 153H85V154H81V152H79V150ZM109 149H111V150H109ZM149 150L148 152L146 151L145 152V150ZM155 149V150H154ZM178 149H180V150H178ZM185 149V152H186V150H188L186 153H184V150ZM193 149V150H192ZM201 149V150H200ZM203 149H204V151H203ZM215 149V150H214ZM225 149H226V151L228 150V152H226L225 151ZM230 149H232V151H234V152H238V155H240L241 157L240 158H238L239 156L237 155V153H235L234 154V152H231V150ZM236 149V150H235ZM246 149V150H245ZM259 149H261V150H259ZM6 150H8V151H6ZM38 150V151H37ZM83 150H85V151H83ZM122 150V151H121ZM166 150H167V153L168 154H170V155H167V153H165L166 152ZM201 152H200V151ZM206 150H208V151H206ZM238 150V151H237ZM6 152L5 154H4V152ZM13 151V152H12ZM15 151V152H14ZM29 152L28 154H26L25 152ZM44 151V153H45V155H44V153H42ZM45 151H48V152H52V154L50 153V156H49V154H48V152H45ZM60 151V152H59ZM70 151V152H69ZM102 151V150H101ZM156 151V152H155ZM174 151H175V153H174ZM183 151V153H180V152H182ZM219 151V152H218ZM247 151H250V152H247ZM2 152V153H1ZM8 152V153H7ZM17 152V153H16ZM24 152V153H23ZM41 153V154H39V153ZM55 152V153H54ZM62 152V153H61ZM125 152V153H124ZM144 152V153H143ZM171 152H172V154H171ZM177 152H179V153H177ZM194 152H195V154H194ZM208 154H206V153ZM209 152V153H208ZM214 152V153H213ZM218 152V153H217ZM231 152V153H230ZM240 152V153H239ZM245 152H247V153H245ZM14 153H15V156H14ZM22 153V154H21ZM47 153V154H46ZM78 153H80L79 155H78ZM116 153V154H115ZM129 153V154H128ZM148 154V158H146L145 156ZM200 153L202 154L201 156H200ZM218 154V156H217V154ZM223 153V154H222ZM233 153V154H232ZM250 153V154H249ZM253 153L254 154H257L256 156L255 155H253ZM260 153V155H258ZM4 156H3V155ZM7 154V156L8 157H5V155ZM10 154H12V155H10ZM21 154V155H20ZM26 156H25V155ZM35 154H36V156H35ZM38 154H39V157H38ZM42 154H43V156H45L44 157V159L46 160H44L43 159V157H42ZM59 155V157H57V158H55L56 156H58ZM63 154V155H62ZM76 154H77V157H76ZM91 156H89V155ZM119 154H120V157L122 158V160L120 159V158H118L119 157ZM131 154V155H130ZM145 154V155H144ZM155 154H157V155H155ZM178 154H180V155H178ZM183 154V155H182ZM184 154H188V155H184ZM194 154V155H193ZM197 154V155H196ZM203 154H204V156H203ZM211 154H213V155H211ZM219 154H220V156H219ZM224 156H226L229 160H230V162L232 163V165L234 164V165H238L239 163H240V165H241V167H237L236 166V168L234 167V165H233V167H231L232 165H231V163L229 162V160H227V158L226 157H223L222 155ZM230 154H232V156L230 157ZM249 154V155H248ZM252 154V155H251ZM20 155V156H19ZM22 155L23 156H25V157H27V158H24V157H22ZM32 155V159L30 158V156ZM49 157H48V156ZM56 155V156H55ZM61 155H62V157H61ZM80 155H83V157L81 156L80 157ZM87 155L89 156V157H87ZM122 155V156H121ZM124 155H126V156H124ZM166 157H165V156ZM190 155H193L191 158H190ZM198 155H199V157H198ZM207 155V156H206ZM217 156L215 159H214V157L213 156ZM263 156L262 158H259L258 156ZM2 156L3 157H5V158H7V161L6 160H4L5 158H3L2 159ZM14 156V157H13ZM19 156V157H18ZM33 156H35L36 158H37V161L38 160H40V162L38 163V162H36L35 160H36V158L34 157V162H36V163H34V162H32L33 161ZM55 156V157H54ZM65 156H67V157H65ZM71 156V157H70ZM75 156V157H74ZM80 158H82V159H84V160H82V159H80ZM127 156H128V158H127ZM131 156V157H130ZM164 158H166V159H164ZM169 156V157H168ZM179 156V157H178ZM183 158H182V157ZM189 156V157H188ZM196 156V157H195ZM223 157V159H221L222 157ZM234 156V158L236 157V159H232V157ZM238 156V157H237ZM245 156H246V159H245ZM20 159H18V158ZM22 158V160H21V158ZM46 157H48L49 159H50V157H51V159H52V157L54 158V159H52V161L53 162H51L49 159L47 160L46 159ZM65 157V158H64ZM69 157V158H68ZM85 157V158H84ZM86 157H87V159H86ZM102 159H101V158ZM139 157V158H138ZM149 157H151L150 159H149ZM155 157V158H154ZM158 157V158H157ZM167 157H168V159H167ZM208 157H209V159H208ZM211 157V158H210ZM213 157V158H212ZM249 157V158H248ZM8 158H10V159H8ZM15 158H17L16 160H15ZM23 158L25 159V161H27L26 159H28V163H27V165H28V167H25V165L24 164H22V165H20L19 166V164H21V163H25L26 164V162L23 160ZM79 158V159H78ZM92 158H95V160L97 159V161H94V162H99V163H97L98 165H99V167L98 166H96V163H94L93 165H92V162H88V160L89 159H92ZM130 158H131V161H130ZM169 158H171V159H169ZM179 158V159H178ZM187 158H190V159H192V161H190V160H188ZM197 158V159H196ZM205 158H207V159H205ZM219 158V159H218ZM225 158V159H224ZM233 160V161H231V159ZM238 158V159H237ZM248 158V159H247ZM56 159H61V160H63L65 163H63V161H61L60 162V160H58L59 162H57L56 161V163H55V160ZM74 159H76V160H74ZM100 159V160H99ZM139 159H141V160H139ZM148 159V160H147ZM154 159V160H153ZM164 159V160H163ZM172 159H173V162H172ZM174 159L175 160H177V161H174ZM194 159H195V162H194ZM200 159V160H199ZM242 159V160H241ZM261 159V160H260ZM9 160H11V161H9ZM16 162H15V161ZM19 160V161H18ZM31 160V162H29ZM45 162H50V163H48V164H45L44 163V161ZM81 160L84 162H81ZM85 160H87V162L85 161ZM138 162H137V161ZM144 160V161H143ZM150 160V161H149ZM159 160V161H158ZM161 160H162V162H161ZM206 160V161H205ZM207 160H209V162L207 161ZM214 160V161H213ZM217 160V161H216ZM223 160H225V162L223 161ZM238 160H239V162H238ZM246 162H245V161ZM6 163H5V162ZM8 161H9V164H10V166H8L9 164H8ZM14 161V163H12ZM18 161V162H17ZM21 161V162H20ZM42 161V162H41ZM66 161H68V162H66ZM75 161V162H74ZM155 161V162H154ZM171 161V162H170ZM197 161H198V163H197ZM211 161H213V162H211ZM220 161H222V162H220ZM245 163H244V162ZM3 162L5 163V164H3ZM77 162H79L80 163V165H82V163H83V165L85 164V165H90V167L92 168V166H93V168H95L96 169V167H98L97 169H96V171L98 172H96L95 171V169H92V170H94L95 172H92V170L90 169L89 171L91 172L90 174L89 173H87V172H89L88 171V169L90 168H86V167H84V168H86V169H84L85 171H84V174H83V176L81 175V176H79V171L77 172V170H76V173H74L75 172V169H78L79 167H81L80 165H79V163H77ZM121 162V163H122ZM128 162V163H127ZM132 164H131V163ZM142 162H143V164H142ZM147 162V163H146ZM167 162H169V163H167ZM184 162V163H183ZM203 162V163H202ZM206 162V163H205ZM212 164H211V163ZM224 162V163H223ZM234 162V163H233ZM237 162V163H236ZM264 162V161H263ZM17 163V164H16ZM30 163V164H29ZM36 164V165H39V167H38V169L36 168L37 166L36 165H34V164ZM55 165H53V164ZM61 163V165H59V164ZM87 163V164H86ZM127 165H126V164ZM139 163V164H138ZM157 163V164H156ZM161 163V164H160ZM162 163H164V165L162 166ZM172 163H175V165L174 164H172ZM190 163H191V165H190ZM200 163V164H199ZM201 163L204 165V163L205 164H207L206 166L204 165H201ZM219 163V164H218ZM229 163V164H228ZM236 163V164H235ZM2 164V165H1ZM8 164V165H7ZM12 164V165H11ZM14 164H16L17 165V168L19 169H16V166L14 165ZM50 164V165H49ZM51 164L53 165V166H51ZM138 164V165H137ZM140 164H142V165H140ZM169 166H168V165ZM182 164V165H181ZM198 164V165H197ZM211 164V165H210ZM227 164V165H226ZM13 165H14V167H13ZM29 165H30V168H29ZM32 165H34V166H32ZM49 165V166H48ZM56 165H58L59 167L60 166H62L61 168H59L58 166H57V168H56ZM75 165V166H74ZM78 165V166H77ZM82 165V166H83ZM84 165V166H85ZM120 165V164H119ZM129 165V166H128ZM131 165V166H130ZM137 167H136V166ZM157 165V166H156ZM215 165V166H214ZM219 165H220V167H219ZM226 165V166H225ZM231 165V166H230ZM239 165V166H240ZM258 165V164H257ZM256 165V166H257ZM3 166V167H2ZM6 166H7V168L8 169H6ZM19 166V167H18ZM22 166H24V168H22L23 169V171H21V168L20 167H22ZM72 166H74V168L72 167ZM96 166V167H95ZM135 166V167H134ZM138 166L140 167V168H138ZM142 166V167H141ZM148 166V167H147ZM152 166V167H151ZM155 166L157 167V168H155ZM167 166V167H166ZM175 166V167H174ZM214 167V169L212 168L211 169V167ZM225 166V167H224ZM259 166V165H258ZM35 167V168H34ZM40 167H41V169H40ZM51 169V167H53L52 169H59V171L57 170H50L49 171V168ZM76 167V168H75ZM154 167V168H153ZM176 168V169H174V168ZM179 167V168H178ZM187 167H188V169H187ZM196 167V168H195ZM199 168V171L201 170L202 172V175H204L205 176V178H204V176H202L201 175V173L197 170L198 168ZM201 167V168H200ZM216 167L218 168L219 167V169H217V171L218 170H220V172H222L221 174H220V172H219V174H218V172H216ZM228 167V168H227ZM231 167V168H230ZM254 167H255V165H254ZM9 168H12V169H10L9 170ZM27 168V170L29 171V169L31 170V173H30V171L28 172L27 170L25 171L27 174H24L25 172H24V170ZM29 168V169H28ZM45 168H48V170L47 169H45ZM130 168H132V169H130ZM142 168V169H141ZM163 168V169H162ZM168 168V170L171 172V173H174V175L173 174H171V173H169L168 172V170H166ZM223 168V169H222ZM233 168L235 169V170H233ZM256 168H260V167H256ZM4 169H6V171L4 170ZM139 169V170H138ZM141 169V170H140ZM144 169V170H143ZM149 169V170H148ZM150 169H154V170H150ZM177 169H179L178 171H176ZM193 171H191V170ZM205 169V170H204ZM231 169H232V171H231ZM239 169V170H238ZM241 169V170H240ZM261 169H263L264 170V163H263V167L261 168ZM3 170V171H2ZM41 170V171H40ZM46 170V171H45ZM61 170V171H60ZM129 170V171H128ZM131 170V171H130ZM134 170H138L137 171V173H136V171H134ZM148 170V171H147ZM181 170H184L183 171V174L181 173L182 171ZM188 170V171H187ZM196 170V171H195ZM209 170V171H208ZM213 172H212V171ZM262 170V174L264 173V171ZM6 173H5V172ZM9 171V172H8ZM15 171V172H14ZM18 171H20V172H22V174L24 175V176H21V173H17ZM33 171V172H32ZM35 171V172H34ZM39 171V172H38ZM56 171V172H55ZM69 171V172H68ZM70 171L72 172V173H70ZM134 171V172H133ZM143 173H142V172ZM149 171H151V172H149ZM153 171V172H152ZM181 171V172H180ZM211 171V172H210ZM224 171V172H223ZM240 171V172H239ZM49 174H48V173ZM52 172H54V173H52ZM100 172V173H99ZM129 172H131V173H129ZM141 172V173H140ZM144 172H145V174H144ZM159 172H161V173H159ZM168 172V173H167ZM176 172V173H175ZM180 172V173H179ZM192 172V173H191ZM226 172V173H225ZM30 173V174H29ZM51 173V174H50ZM70 173V174H69ZM73 173H74V175H73ZM78 173V174H77ZM88 175H87V174ZM94 173V174H93ZM136 175H134V174ZM152 175H151V174ZM181 174L182 175V179L179 177V176H177V175H179V174ZM186 173H188V174H186ZM189 173H191L190 174V176L192 175V174H194L193 176H189L188 178H186V176H188L189 175ZM198 173V174H197ZM219 175V176H217V178H216V175L217 174ZM230 173V174H229ZM234 173H235V175H236V177H235V175H234ZM241 175H240V174ZM8 176H7V175ZM16 174V175H15ZM18 174H20V176L18 175ZM125 174H127V175H125ZM137 174H138V176H137ZM140 174V175H139ZM145 176H144V175ZM157 174V176H155ZM196 174H197V176H196ZM210 174H212V175H210ZM229 174V175H228ZM232 174V175H231ZM254 174V173H253ZM3 175V176H2ZM52 175V176H53ZM89 176L88 177V179H87V176ZM94 175V176H93ZM129 175V176H128ZM142 175V176H141ZM148 175H150V176H148ZM160 175V176H159ZM169 175V176H168ZM173 175V176H172ZM200 175V176H199ZM223 175V176H222ZM226 175H228L227 177H225ZM241 177H240V176ZM5 176V177H4ZM17 176V177H16ZM38 176V175H37ZM47 176V177H48ZM133 176V177H132ZM153 176H155V179L153 178ZM166 178H164V177ZM185 176V178H183ZM211 176V177H210ZM213 176H215V177H213ZM230 176V177H229ZM4 177V178H3ZM14 177V178H13ZM21 177L23 178V179H21ZM39 177V176H38ZM41 177H39V178H41ZM55 177H53V179H51L52 181L54 180V178ZM83 177V178H82ZM96 177V176H95ZM135 177V179L133 180V178ZM143 177V178H142ZM145 177H147V178H145ZM168 177V178H167ZM221 178V179H219V178ZM237 177H239L238 179H237ZM251 177H252V179H254L255 177H254V175H252L251 174ZM9 178V179H8ZM17 178H18V182H17ZM89 178H90V180H89ZM128 178V179H127ZM140 178H141V180L142 179H144V181L143 182H141V180H140ZM150 178H151V180H150ZM175 178V179H174ZM178 178V179H177ZM197 179V181H198V184H199V187L197 186L198 184L196 183V179ZM225 178V179H224ZM226 178H228V179H226ZM233 178V179H232ZM260 178L261 177H259V178H255L257 181H260ZM19 179H21L20 181H19ZM83 179H85L84 181H85V183H84V181H83ZM130 179V180H129ZM138 179H139V181H138ZM147 179V180H146ZM148 179H149V181H148ZM173 179V180H172ZM186 179V181H184ZM194 179V180H193ZM203 179V180H202ZM219 179V180H218ZM236 179V180H235ZM239 179H240V181H239ZM259 179V180H258ZM10 180V181H9ZM135 180H137V182L135 181ZM172 180V181H171ZM175 180V181H174ZM178 180V181H177ZM180 180H181V182L182 181H184V182H182V183H184V184H182V183H180ZM191 180V181H190ZM194 182H193V181ZM226 180V181H225ZM3 181V182H2ZM131 181V182H130ZM147 181V182H146ZM154 181V182H153ZM156 181H158L157 183H156ZM171 181V182H170ZM201 181L203 182V184L201 183ZM217 181H218V184H220V185H218V184H216L217 183ZM241 182V183H239V182ZM15 182V183H14ZM134 182V183H133ZM139 182H141V183H146V185L145 184H139ZM154 184V186H153V184ZM168 182V183H167ZM173 182V183H172ZM174 182H176L175 184H174ZM209 182V183H208ZM223 182V183H222ZM233 182V183H232ZM236 182L238 183V184H236ZM11 185H10V184ZM138 183V184H137ZM149 183H151V186L149 185ZM159 183H161L160 185H159ZM166 183V184H165ZM185 183H187V184H185ZM197 185H196V184ZM222 183V184H221ZM7 184V185H6ZM138 185V186H136V185ZM157 184V185H156ZM177 184V185H176ZM180 184V185H179ZM193 184H195V185H193ZM211 184V185H210ZM214 184V185H213ZM229 184H231L230 186H228ZM9 185H10V187H9ZM143 185H145V186H142ZM150 186V189L148 188L149 186ZM167 185V186H166ZM186 185H189V186H187L186 187ZM202 185H204V188L206 189V191H205V189L203 188V187H201ZM221 185H223V186H221ZM226 187H225V186ZM234 185V186H233ZM2 186V187H1ZM134 186V187H133ZM140 186L142 187V188H140ZM153 186V187H152ZM155 186H158V187H155ZM161 186V187H160ZM164 186V187H163ZM176 186V187H175ZM177 186H178V188H177ZM194 186H195V188H194ZM237 186H239V187H237ZM3 187H5V188H3ZM136 190H134L133 188ZM138 189H137V188ZM157 188V189H155V188ZM175 187V188H174ZM197 187V188H196ZM201 187V188H200ZM218 187V188H217ZM219 187H221V188H219ZM229 187V188H228ZM231 187V188H230ZM243 187V188H242ZM7 188H9V189H7ZM139 188H140V190H139ZM147 188V189H146ZM182 188V189H181ZM192 188H194V189H192ZM211 188H212V190H211ZM225 190H224V189ZM234 188V189H233ZM242 188V189H241ZM5 191H3V190ZM131 189H133V192H134V194H133V192H132V190ZM143 189V190H142ZM145 189L146 190H148L149 189V191L147 192V191H145ZM165 190L163 193H162V191L163 190ZM172 189V190H171ZM174 189V190H173ZM178 189V190H177ZM186 189H188V190H186ZM200 189V190H199ZM204 189V190H203ZM217 189H219V190H222V191H218ZM230 189V190H229ZM244 189V190H243ZM127 190H126V192H127ZM142 190V191H141ZM152 190V191H151ZM156 190V191H155ZM162 190V191H161ZM179 190L181 191V192H179ZM185 190V191H184ZM191 190V191H190ZM198 190H199V192H198ZM213 190H214V192H213ZM232 190H234V191H232ZM239 190V191H238ZM240 190H243V191H240ZM60 191V192H59ZM139 191V192H138ZM154 191V192H153ZM187 191H189V194H186L187 193ZM194 191V192H193ZM201 191H204L205 193H203V192H201ZM225 192V194H227V195H224V192ZM227 191V192H226ZM233 192V194H232V192ZM3 193V195H2V193ZM57 192H59V193H63L64 194V192L62 191V190H58ZM140 193L139 195L137 194V193ZM145 194H144V193ZM150 192H151V194H153L154 196H159V197H161L162 198V202H164L165 204H163L160 200H161V198H157V197H154L153 195V197L152 196H150L151 194H150ZM210 192V193H209ZM212 192V193H211ZM220 192V193H219ZM223 192V193H222ZM244 194H243V193ZM135 193H136V195H135ZM143 193V194H142ZM158 193V194H157ZM161 193V195H159ZM167 193V194H166ZM196 193V194H195ZM208 193V194H207ZM216 193H217V195H216ZM235 193V194H234ZM237 193H238V195H237ZM249 193H250V196H249ZM62 194V195H63ZM142 194V195H141ZM157 194V195H156ZM167 195V196H165V195ZM172 194V195H171ZM175 194V195H174ZM200 197H202V199L201 198H198L199 196ZM219 194V195H218ZM222 194V195H221ZM245 194H247V195H245ZM132 195V196H131ZM145 195V196H144ZM147 195V196H146ZM150 197H149V196ZM178 195H179V197H181V198H179L178 197ZM191 195H192V197H191ZM207 195V196H206ZM210 195V196H209ZM213 195H214V197H213ZM223 195H224V197H223ZM134 196H135V198H134ZM142 196V197H141ZM163 196H165L166 198H168V199H166V198H164ZM173 196V197H172ZM177 196V197H176ZM197 196V197H196ZM209 196V197H208ZM218 196V197H217ZM220 196V197H219ZM226 196H227V198H229L228 200L230 201V204H229V201L228 200H225V199H227L226 198ZM229 196H231V197H229ZM238 196H240V197H238ZM245 196H247V197H245ZM12 197L13 196H11V200H12ZM139 197H140V199L142 198L143 199V201H142V199L140 200L139 199ZM147 200L148 198H151V199H148L147 201L144 199V198ZM176 197V198H175ZM237 197V198H236ZM251 197V198H250ZM9 198V199H8ZM134 198V199H133ZM154 198H156L155 200H154ZM164 198V199H163ZM173 198V199H172ZM182 198L185 200H182ZM205 198H207L206 200H205ZM214 198V199H213ZM216 198V199H215ZM232 198V199H231ZM244 198V199H243ZM8 201H7V200ZM126 199H127V202H126ZM132 199V200H131ZM158 199V200H157ZM160 199V200H159ZM176 199H177V201H176ZM199 199V200H198ZM221 199V200H220ZM223 199V200H222ZM246 199V200H245ZM255 201V203H253V200ZM124 200V199H123ZM131 200V203L129 202ZM135 200H137V203H136V201ZM149 200H153L154 202H150ZM157 200V201H156ZM164 200V201H163ZM172 201V203H171V201ZM173 200L174 201H176V202H178V203H174L173 204ZM180 200H182V201H180ZM188 202H187V201ZM203 200H204V202H203ZM213 200H215V201H213ZM218 200H220V201H218ZM251 200H252V202H251ZM149 201V202H148ZM159 201H160V204H159ZM167 201V202H166ZM184 201V203H182ZM207 201V202H206ZM209 201V202H208ZM217 201V202H216ZM224 201H225V203H224ZM8 202L10 205L8 206V203L6 204V203ZM31 202V203H30ZM33 202V203H32ZM35 202V203H34ZM126 202V204H124ZM133 202V203H132ZM143 202H144V204H143ZM146 202V203H145ZM216 202V203H215ZM220 202V203H219ZM247 202V203H246ZM251 202V203H250ZM138 204V205H140V206H136V204ZM166 203H167V205H166ZM170 203H171V205H170ZM185 203H187L186 205H185ZM211 203H213L212 205H211ZM222 203V204H221ZM228 203V204H227ZM6 204V205H5ZM128 204V205H127ZM134 206V207H131L132 205ZM135 204V205H134ZM162 204V205H161ZM180 205V204H182V205H180V206H178V205ZM190 204V205H189ZM203 204V205H202ZM208 204H210L211 206H209ZM216 206H218V207H216ZM220 204V205H219ZM226 205V206H224V205ZM243 204V205H242ZM246 204H248V205H246ZM142 205V206H141ZM146 205H149V207H148V209H147V207H146ZM164 205V206H163ZM167 207H166V206ZM168 205H170V206H168ZM192 205V206H191ZM215 207H214V206ZM227 205H229V207H227ZM235 205H236V208H235ZM242 205V206H241ZM255 205V206H254ZM15 206V205H14ZM136 206V207H135ZM153 206V207H152ZM174 206V207H173ZM190 206V207H189ZM213 206V207H212ZM223 208V209H221V207ZM231 206V207H230ZM143 207V208H142ZM145 207V208H144ZM155 207H158L159 209H155ZM163 207H164V209H163ZM167 209H166V208ZM168 207H169V209H168ZM173 209H171V208ZM180 207H182V208H180ZM193 207L195 208V209H193ZM211 207V208H210ZM226 207V208H225ZM234 207V208H233ZM240 207V208H239ZM244 207V208H243ZM249 207V208H248ZM258 208V210H259V212H256L257 211V208ZM4 208V209H3ZM8 208V209H7ZM10 208V209H9ZM19 210H18V209ZM30 208V209H29ZM130 208H131V211H133V213L135 212V214L133 215L132 214V212L130 213ZM135 208V209H134ZM138 208V209H137ZM152 208V209H151ZM154 208V209H153ZM161 208V209H160ZM176 208V209H175ZM181 210H180V209ZM192 208V209H191ZM205 208H207V210L208 211H206V209ZM213 208V209H212ZM224 208L225 209H229V210H224ZM245 208H247L248 210L246 211V209ZM252 208V209H251ZM256 209V211H255V209ZM3 209V210H2ZM18 211H17V210ZM133 209V210H132ZM137 209V210H136ZM143 209V210H142ZM149 209L151 210V211H153V212H150L149 211ZM180 210L181 211V213H180V211H178V210ZM183 209V210H182ZM189 209H191V210H189ZM216 209V210H215ZM217 209H219V211L217 210ZM14 210H15V212H17V213H15L14 212ZM139 210V211H138ZM163 210H164V212H163ZM169 210V211H168ZM177 210L179 213L177 214V211L175 212V211ZM198 210V212L196 213V211ZM209 210H210V212H209ZM215 210V211H214ZM223 210H224V212H223ZM254 211V213L253 214H255V212L256 213H258V215L257 214H255V216H251V211ZM261 210H262V212H261ZM7 211V212H6ZM19 211H22V212H19ZM125 211L127 212L126 214H125ZM138 211V212H137ZM147 211V212H146ZM156 211V212H155ZM171 211H173V212H171ZM184 211V214H182V212ZM192 211H194V213L192 212ZM216 211H218V212H216ZM228 211L230 212V213H228ZM243 211V212H242ZM252 211V212H253ZM191 212V213H190ZM211 212H213V213H211ZM214 212H216V213H214ZM221 212V213H220ZM227 212V213H226ZM19 213V214H18ZM24 213H26V216H28L27 218H29V216H30V218L29 219H31V220H29V219H27L26 217H25V214ZM31 213V214H30ZM54 213H55V211H54ZM52 214V212H51V214L49 215L50 217L51 216H55L56 214ZM144 213H146V214H144ZM156 213V214H155ZM159 213V214H158ZM165 213V214H164ZM187 213V214H186ZM196 213V214H195ZM217 213H219V214H217ZM242 213V214H241ZM249 213H250V216H249ZM3 214V215H2ZM12 214V215H11ZM122 214H123V216H122ZM131 214V215H130ZM150 214H152L153 216H159V218L160 219H163V220H160L159 218H155V217H153L152 218V215H150ZM167 214V215H166ZM188 214H192L191 216L190 215H188ZM200 214V215H199ZM203 214V215H202ZM207 214V215H206ZM214 214V215H213ZM222 214V215H221ZM223 214H225V215H223ZM230 215V219H232V220H230L229 219V215ZM260 214V215H259ZM13 215H15L17 218H16V221H19L20 222V226H19V228L16 230L14 227L15 226H12L11 225V227L10 228H8L10 225H8L9 223H8V221H9V218L11 219V217L13 216ZM19 215H20V217H19ZM32 215V216H31ZM125 215V216H124ZM130 216V217H132V216H134V219H138V221L136 222V223H138V225H139V223H140V225H139V227L140 228H138V225H136V223H132V222H134V221H136V220H134L133 219V217H132V219L130 218V217H126V216ZM139 217H138V216ZM144 215V217H142ZM177 215H179V219H180V217H181V215H182V218H184L186 221L187 220H195V219H192V218H196V220L195 221H197V218H198V221L197 222H195V221H187L188 222V225H189V227H186L187 225H186V221H184V219L183 220H179V221H177L178 220V216ZM201 217V215H202V217L200 218L199 216ZM218 217H217V216ZM249 217H248V216ZM9 216V217H8ZM22 216V217H21ZM151 217V218H148V217ZM163 216H166V217H164L163 218ZM174 216V217H173ZM188 216V217H187ZM208 216V217H207ZM222 216V217H221ZM224 216H228V218H224L223 219V217ZM257 216V217H256ZM7 217V219H5ZM49 217V218H50ZM123 217V218H122ZM147 217V218H146ZM169 217H171V218H169ZM174 219H173V218ZM190 217V218H189ZM205 217H207V218H209L208 220H207V218H205ZM218 222H212V221H215L213 218ZM241 217V218H240ZM244 217V219H242ZM253 217H256V219H258V220H256V219H253ZM21 218V219H20ZM26 218V219H25ZM33 218H34V221H33ZM129 220H128V219ZM145 218L147 219V220H145ZM155 218V219H154ZM166 218H167V220H166ZM176 218H177V220H176ZM181 218V219H182ZM220 218V219H219ZM247 218V219H246ZM249 218H252L251 219V221L249 220ZM6 221H4V220ZM24 219V220H23ZM55 219H57L58 220V217L56 216L55 217ZM55 219H53L52 220V222H54V221H56ZM152 220V223H154V225L152 224L151 225V221H149V220ZM159 219V220H158ZM200 219H201V221H200ZM205 219V221L203 222V223H201L203 220ZM213 219V220H212ZM227 220V222H225L226 220ZM234 219H236V221L234 220ZM27 220H29L27 223L25 222V221H27ZM39 220H40V223H42V224H40L39 223ZM41 220L43 221V222H41ZM127 220V221H126ZM153 220H156L155 222L153 221ZM169 220L171 221V222H169ZM211 220V221H210ZM221 220V221H220ZM223 220V221H222ZM230 220V221H229ZM246 220V222H244ZM249 220V221H248ZM253 220V221H252ZM124 223H123V222ZM130 223H129V222ZM140 221V222H139ZM159 221H162V223H161V225L159 224ZM167 221V223H166V225H165V222ZM220 221V222H219ZM247 221H248V224H251V227H248L249 225L248 224H245V223H247ZM10 222V221H9ZM35 222V223H34ZM45 222V223H44ZM147 222H148V225H147ZM183 222V223H182ZM184 222H186V223H184ZM190 222V223H189ZM195 223V225H200V226H195L193 223ZM206 222V223H205ZM207 222H208V225L210 224V228H211V225L212 224H214L215 223V226L213 225V227H212V230H210V228L208 229V226H207ZM211 222H212V224H211ZM223 222V223H222ZM232 222V223H231ZM255 222V223H254ZM4 223H6L5 225H8V226H5L4 225ZM29 224V225H25V224ZM31 223H32V226H31ZM39 223V225H41V227L42 226H44V228H41L39 225V228H38V226L36 225V224H38ZM118 223H120V225L118 224ZM123 223V224H122ZM164 223V224H163ZM205 223V224H204ZM217 223V224H216ZM219 223H221V224H223V226H224V224L226 223V224H231L230 226H229V224L226 226V227H222V225H218ZM242 223H244V224H242ZM2 224V225H1ZM23 224V225H22ZM44 224V225H43ZM115 224H118V226H120V227H118V226H115ZM126 224V225H125ZM143 224V225H142ZM156 224H159L160 225V227H159V225L158 226H156ZM181 224H185L183 227H185V230H183V227H181ZM203 224V225H202ZM4 225V226H3ZM121 225H122V228H121ZM131 228H129L130 229V231L129 230H127L128 229V226ZM142 225V226H141ZM150 225H151V227H150ZM165 225V226H164ZM167 225H170V226H167ZM177 227H176V226ZM179 225V226H178ZM192 225L194 226V227H192ZM234 225V226H233ZM246 225H247V227H246ZM255 225V226H254ZM258 225V224H257ZM35 226H37L36 228H35ZM126 226V227H125ZM133 226H135V228H132ZM136 226H137V228H136ZM153 226V227H152ZM166 226L168 227L167 229H165L166 230V232H165V230H164V232L162 233V231H163V229L164 228H166ZM173 226L175 227V229L173 228ZM202 226V227H201ZM205 226H206V228H205ZM217 226H221L222 227V229L220 228L219 229V227L217 228ZM254 226V227H253ZM25 227H27V228H25ZM31 227L36 231V229H37V231L38 232H40V234L37 232L36 233V235H35V231L33 230L32 231V229H31ZM118 227V228H117ZM142 227H144V228H142ZM149 227L151 228V229H149ZM159 227V228H158ZM196 227V228H195ZM198 227H200L202 230H204L203 232L204 233H206V236H204L205 234L204 233H201L202 231H201V229H199ZM227 227H230V228H228V230H225ZM234 227V228H233ZM235 227H236V229H235ZM254 229H253V228ZM3 228V229H2ZM30 228V229H29ZM40 228H41V230H40ZM49 231V232H47V231H45L46 229ZM51 228H53V229H51ZM117 228V229H116ZM142 228V230H140ZM148 228V229H147ZM160 228H161V230H160ZM177 228V229H176ZM179 228V229H178ZM186 228H187V230H186ZM192 228V229H191ZM203 228H205L206 230H208L207 232H206V230L205 229H203ZM233 228V229H232ZM253 229V231H255L254 233L256 234V236L257 237H255V234H253V231H252V229ZM5 229H7L6 231H5ZM15 229V230H14ZM29 229V230H28ZM44 231H43V230ZM55 229V230H54ZM119 229V230H118ZM125 229V230H124ZM133 229V230H132ZM135 229H137V233H136V230ZM153 229H154V231H153ZM157 229H158V231H159V234H158V231H157ZM168 229H171V230H168ZM190 229V230H189ZM198 229H199V231H198ZM215 229V230H214ZM230 229V230H229ZM246 229H248L249 230V232H247L248 230H246ZM9 230H12V231H9ZM14 230V231H13ZM52 230V231H51ZM117 230H118V232H117ZM132 230V231H131ZM175 230H177L176 231V233L174 234V233H172L173 231L175 232ZM211 231V233L214 235V237L216 238V240H212L214 237H213V235L210 233V231ZM216 230H218V231H216ZM234 231V233L236 234L237 233V231H238V233L236 234V236H235V234L232 232H230V231ZM243 230H245L244 232H243ZM1 231H0V233H1ZM5 231V232H4ZM28 231V232H27ZM41 231H43L42 233H41ZM115 232V236L117 235H119L118 236V238L116 237L115 238V236L114 237H111V235L110 236H108L107 234H111V232ZM121 231H123V232H121ZM127 231V232H126ZM130 233H129V232ZM139 231H140V233H139ZM145 231V232H144ZM151 231H152V234H151ZM171 231V232H170ZM179 231H181L180 233H178ZM185 231V232H184ZM217 232V235L218 234H221V235H223L221 238H220V236L221 235H215L216 234V232ZM223 231V232H222ZM228 231L230 232V233H228ZM242 231V232H241ZM251 231H252V233H251ZM260 231V232H261ZM11 232V233H10ZM14 232L16 233L15 234V236H14ZM20 232V233H19ZM29 232H31V233H29ZM52 232V233H51ZM100 232V231H99ZM100 232V233H101ZM113 232V233H114ZM121 232V233H120ZM135 232V233H134ZM142 232V233H141ZM167 232H168V234H167ZM184 232V233H183ZM191 232H196V233H194V235L191 233ZM197 232H198V234H197ZM201 234H200V233ZM214 232V233H213ZM6 233V234H5ZM7 233H9V235L11 234L12 236H9ZM13 233V234H12ZM51 233V234H50ZM113 233H112V236H113ZM118 233V234H117ZM144 233H146V234H144ZM155 233H156V235L157 236H159V237H157V236H155ZM165 233V234H164ZM169 233H171V237H173V235L176 237V239H177V237H180V235H182L180 238H178L180 241H183L182 242V244H183V246H181V248H179L178 246H177V241H179L178 239L176 240L174 237H173V239L169 236ZM223 233V234H222ZM241 233V234H240ZM242 233H244V234H242ZM249 235H247V234ZM99 234V236L101 237L102 235V239L99 237V236H97ZM142 234V235H141ZM147 234H149V236L147 235ZM150 234H151V236H150ZM161 234V235H160ZM164 236H163V235ZM167 234V235H166ZM197 236H196V235ZM204 234V235H203ZM207 234L209 235V237L207 236ZM211 234V235H210ZM250 234H253L254 235V237L252 236V235H250ZM30 235V236H29ZM41 235V236H40ZM43 235H44V237H43ZM123 235H125V236H123ZM128 235H129V237H128ZM133 235V236H132ZM135 235V236H134ZM141 236V238H142V236H143V238L145 239H148V237H152V238H150L149 240H143V238L141 239V238H139L140 236ZM145 235V236H144ZM179 235V236H178ZM192 235V236H191ZM200 235H203L202 237L200 236ZM245 235H247V236H245ZM264 235V234H263ZM8 236V237H7ZM14 236V237H13ZM123 236V237H122ZM154 236V237H153ZM161 236V237H160ZM166 236H167V238H166ZM196 236V239L194 238ZM212 236V237H211ZM239 236V237H238ZM241 236V237H240ZM16 238L17 240L16 241H14L15 239H13V238ZM36 237V238H37ZM109 237H111V239H112V241L114 240L115 242H116V239L117 240H119V239H121V238H123L125 241H127V242H125L123 239H121V240H119V242L117 241L116 242V244H115V242L113 241H111V239L109 238ZM121 237V238H120ZM136 237V238H135ZM164 237V238H163ZM202 239H201V238ZM205 237H208L209 239H205ZM212 239H211V238ZM249 237V238H248ZM7 238V239H6ZM10 240H9V239ZM99 238V239H98ZM114 238V239H113ZM128 238V239H127ZM162 238H163V240H162ZM168 238H171V239H168ZM197 238H198V240L199 241H197ZM214 238V239H215ZM220 238V239H219ZM239 238V239H238ZM259 238H260V236H259ZM258 238V239H259ZM5 239V242H8L7 243V245H6V243H4V240ZM106 239V240H105ZM107 239H109V241L107 240ZM151 239H152V241H151ZM161 239V240H160ZM168 239V240H167ZM211 239V241H209ZM217 239L218 240H220V241H217ZM247 239H249L250 241H248ZM7 240H9V241H7ZM12 240V242L9 244V242ZM37 240V239H36ZM101 240V241H100ZM102 240H103V242H104V244H103V242H102ZM134 240V241H133ZM137 240V241H136ZM141 240V241H140ZM159 242V244H158V242ZM171 240H173V241H171ZM176 240V241H175ZM187 241V243H186V241ZM188 240H190V241H188ZM196 242H195V241ZM205 240V241H204ZM222 240V241H221ZM233 242H232V241ZM240 240V241H239ZM246 240H247V242H246ZM19 241V242H18ZM32 241H35V240H32ZM93 241V242H94ZM100 243H99V242ZM121 241V242H120ZM129 241H130V244H128L129 243ZM148 241V242H147ZM152 243H151V242ZM175 241V243L173 244L172 242H174ZM200 241L202 242V243H200ZM210 243H213V242H215V241H217V243H213L214 244V246H213V244L211 245V243L209 244L208 242ZM236 241V242H235ZM257 241H258V243H257ZM15 244H14V243ZM108 242V243H107ZM112 242V243H111ZM123 242H125V243H123ZM143 242H145L146 244L144 245V243ZM165 242V243H164ZM194 242V243H193ZM198 242H199V244H198ZM238 242H241L242 243V245H241V243H240V245H239V243ZM245 242V243H244ZM2 243H4V244H2ZM13 243V244H12ZM19 243V244H18ZM102 243V244H101ZM107 243V244H106ZM112 245H111V244ZM117 243L119 244V245H117ZM133 243V244H132ZM134 243H136V244H134ZM150 243V244H149ZM155 243V247H156V243H157V245H159V246H157L156 248L154 247V244ZM161 243H163V244H161ZM166 243H168L167 245H166V247L164 246V244H166ZM169 243H172L171 245L169 244ZM179 243H181V242H178V244ZM190 243H191V245H193L192 247L191 246H189L190 245ZM197 245H196V244ZM204 243V244H203ZM223 243V244H222ZM232 243H233V245H232ZM238 243V244H237ZM244 243V244H243ZM255 243V244H254ZM19 245L20 247H18L17 245ZM98 244H101V246L100 245H98ZM122 244V245H121ZM124 244V245H123ZM153 246H152V245ZM207 244H209V245H211V246H209V245H207ZM248 244H252V245H248ZM257 244H259V246L257 245ZM6 245V246H5ZM8 245L10 246H12V245H16L17 247V249H15V246L13 247H11L10 246V250H12V253H11V251H9V247H8ZM63 245L65 246L64 248H65V251H66V248H67V245H68V242H67V244L66 243H63ZM114 245V246H113ZM131 245V247H129ZM133 245V246H132ZM137 245H141V246H137ZM148 245V246H147ZM162 245V246H161ZM170 245V246H169ZM173 245V246H172ZM181 244H179V246H180ZM199 245V246H198ZM215 245H218L217 246V248L218 249H220V250H218L216 247H215ZM236 245H238V246H236ZM245 245H248V246H245ZM70 246V245H69ZM145 246V247H144ZM147 246V247H146ZM150 246V248L153 250L154 249V251H152L151 252V249H148V247ZM161 246V247H160ZM164 246V247H163ZM168 246V247H167ZM177 246V250L175 249H173L174 247H176ZM184 246H186V247H184ZM188 246L190 247V248H193V250L195 249V251H197L198 250V252H199V249L201 248V250H200V254H196L195 253V251L193 252L192 251V249L190 250L189 248H188ZM194 246H195V248H194ZM197 246V247H196ZM204 246V248H202ZM205 246H208V247H205ZM240 246V247H239ZM5 247V248H4ZM23 247H24V249H23ZM110 247L112 248V249H114V251H113V253H112V249H110ZM134 247V248H133ZM142 247H144L143 249H142ZM153 247V248H152ZM159 247V248H158ZM220 247V248H219ZM249 247V249H250V247L251 248H253V249H247ZM20 248V249H19ZM133 248V249H132ZM158 248V249H157ZM162 248V250H164V251H162V250H160ZM164 248V249H163ZM165 248H166V250H165ZM183 248H184V250H186L187 248H188V250L190 251H188L189 253H191L190 255H188V252H187V250L186 251H182L183 250ZM216 248V250H214ZM237 248H238V250H237ZM241 248V249H240ZM104 249V250H103ZM123 249V248H122ZM138 249H140V250H138ZM141 249H142V251H141ZM171 249L172 250H174V251H171ZM204 249V250H203ZM244 249V250H243ZM249 250L248 252H247V250ZM13 250H14V252H13ZM17 250V251H16ZM18 250H20L19 252H18ZM23 250V251H22ZM101 250H103L102 252H104V253H102L101 252ZM133 250V251H132ZM150 250V251H149ZM158 250L159 251H161L160 252V254H159V252H158ZM181 250V251H180ZM240 250V251H239ZM6 251H7V253H6ZM18 252L17 254H18V256H17V254H14V253H16V252ZM67 251H68V248H67ZM98 251V252H97ZM134 251L136 252V251H140V253L139 252H136V253H134ZM145 251V252H144ZM147 251V252H146ZM168 251H170L169 252V254L171 253V254H174V255H176L177 257L179 256V260L177 259V257L176 256H174V257H172V258H169L168 260H166V259H162V258H165L166 256H167V254H168ZM178 251H180V252H178ZM192 251V252H191ZM245 251H246V254H245ZM9 252V253H8ZM22 252H24L25 254H23ZM143 252H144V254H143ZM148 252H151V254H148ZM167 252V254H166V256H165V253ZM197 252V253H198ZM253 252V253H252ZM256 252H257V254H256ZM263 252V253H262ZM5 253H6V255H5ZM11 253V255H9ZM22 253L24 256H26V257H24V256H22V254H21V256H22V258H21V256H20V258H19V255ZM26 253H28V254H26ZM112 253V254H111ZM131 253H134V254H132V256H131ZM139 253V254H138ZM142 253V255L143 256H149V255H152V256H150V257H148V259H146L145 257H142V255H140ZM184 253V254H183ZM187 253V254H186ZM192 253H194V254H192ZM250 253H252L250 256L248 255V254ZM255 253V254H254ZM259 253V254H258ZM30 254V255H29ZM130 254V255H129ZM155 254H156V258H154L155 257ZM161 254L163 255V256H161ZM168 254V256L167 257H171V256H173V255H169ZM182 254L184 255V256H182ZM254 254V255H253ZM262 254H263V256H262ZM4 255H5V257H4ZM134 255V256H133ZM139 255V256H138ZM157 255H158V257H157ZM186 255H188V256H186ZM196 255V256H195ZM198 255V256H197ZM245 255H247V256H245ZM2 256H3V258H2ZM9 256H11V257H9ZM18 257V258H16V257ZM87 256V257H86ZM92 256V257H91ZM95 256V257H94ZM107 256V257H106ZM128 256H129V258H128ZM165 256V257H164ZM191 256V259L194 261H191V259L189 258V260L192 262H190L189 260H188V258L187 257H190ZM193 256V257H192ZM249 256V257H248ZM6 257H8V260L6 259V261H5V258ZM103 257V258H102ZM131 257L133 258V260L131 259ZM135 257H137V258H139V257H141V258H139V259H136L135 261H134V259H135ZM176 257V258H175ZM184 257H186V259L184 258ZM194 257H196V258H194ZM247 259V257L249 258L248 260H246L245 258ZM260 257V256H259ZM10 258V259H9ZM14 259V260H12V259ZM16 258V259H15ZM85 258V259H84ZM96 258V259H95ZM97 258H98V261H100V262H98L97 261ZM99 258H100V260H99ZM102 258V259H101ZM105 258H107L108 260V263L106 262V259ZM149 258H150V260H151V262L149 261ZM160 258V259H159ZM174 258H175V260H174ZM234 258V259H233ZM239 258L240 257H238V260H237V256H233L232 258H231V260H233L231 263H223V262H219V263H217V264H236L237 263V261H238V263L237 264H239V263H241V264H243L242 262H240L241 260H239ZM254 258V257H253ZM91 259V260H90ZM148 261H146V260ZM158 259V261H156ZM186 261H185V260ZM2 260V261H1ZM52 260H55V259H52ZM52 260H50L49 262H51ZM83 260V261H82ZM85 260V261H84ZM96 260V261H95ZM105 261V262H103V261ZM153 260V261H152ZM160 260H161V262H160ZM196 260V261H195ZM230 260V261H231ZM17 261V260H16ZM13 262L14 264H16V263H18V262ZM131 261V262H130ZM7 262V263H6ZM19 262V263H20ZM30 262V263H29ZM75 262H78V263H75ZM86 262V263H85ZM115 262V263H114ZM137 262V263H136ZM144 262H147V263H144ZM189 262V263H188ZM18 263V264H19ZM38 263H40V262H38ZM37 262L35 263V264H38ZM52 264H56V261L54 262V261H52L51 262ZM50 263V264H51ZM257 263V262H256ZM41 264V263H40ZM79 264H81V263H79ZM213 264H216V263H213Z\"/></svg>", "mask_w": 264, "mask_h": 264}, {"label": "bare ground", "instance_id": "2", "mask_svg": "<svg viewBox=\"0 0 264 264\" xmlns=\"http://www.w3.org/2000/svg\"><path fill=\"white\" fill-rule=\"evenodd\" d=\"M13 1H16V0H13ZM12 1V2H13ZM18 1V0H17ZM17 1L16 2H14L15 4L17 3ZM23 0H21L20 2H19V4H17V5H20V3H22L23 4V2H22ZM26 1V0H25ZM27 1H29V0H27ZM35 1H37V0H35ZM35 1H33L32 0V2L34 3ZM45 1V0H44ZM47 1V0H46ZM45 1V2H46ZM51 1H55V2H57V1H59V0H51ZM68 1V0H67ZM70 1V0H69ZM81 1V0H80ZM79 1V2H80ZM83 1V0H82ZM84 1H86L87 3H88V1L87 0H84ZM90 1H92V0H90ZM162 1H164V0H162ZM226 1V0H225ZM232 1V0H231ZM235 1V0H234ZM237 1V3H238V0H236ZM259 1V0H258ZM262 1V0H261ZM260 1V2H261ZM6 2H9V1H4V4L6 3ZM38 2V1H37ZM41 2H42V0H41ZM48 2V1H47ZM46 2V3H47ZM54 2V3H55ZM60 2V1H59ZM62 2V1H61ZM64 2H65V0H64ZM72 2H74V1H72ZM77 2V1H76ZM95 2V3H94ZM96 2H98V1H93V2H91V3H93V5L94 4H96ZM139 2H140V0H139ZM138 2V3H139ZM183 2V1H182ZM205 2V1H204ZM1 3H2V1H1ZM0 3V7L2 6V4ZM13 3V4H14ZM27 4H28V6L31 4V1H30V4L28 3V2H26ZM39 3H40V1H39ZM44 3V2H43ZM50 3V2H49ZM48 3V5H54V3H50L49 4ZM58 3V2H57ZM57 3H55L56 5H54V7L52 6V8L54 9V11H55V8H57V7H55V6H57ZM68 3V5H70L69 4V2H67ZM131 3V2H130ZM141 3H144L143 1L141 2ZM200 3V2H199ZM206 3V2H205ZM230 3V2H229ZM263 3H264V1H263ZM27 4H25V5H27ZM36 4V3H35ZM34 4V5H35ZM59 4V3H58ZM65 4V3H64ZM73 4V3H72ZM71 4V5H72ZM77 4V3H76ZM81 4V3H80ZM83 4H85V2L83 3ZM89 4V3H88ZM88 4L87 5H85V7L86 6H88ZM133 4V3H132ZM135 4V3H134ZM133 4V5H134ZM146 4V3H145ZM144 4V5H145ZM166 4H168V3H166ZM202 4V3H201ZM232 4V3H231ZM6 5H7V3H6ZM6 5L4 6V8L6 7ZM25 5L23 6V7H21L22 8V11H20L19 12V18L21 17L22 18V20L20 19V20H17L16 22H15V27L14 26H11V25H13V24H11L9 27H10V29L7 27V28H5V26H3L4 24H1V22H0V24L2 25V27H4V28H2L1 27V25H0V27H1V29H0V36H1V38L3 39H0V81L1 82H4L6 85H7V87H9L10 89H8V90H10L11 91V94H10V92H9V94L10 95H7V94H4L2 91H0V115L1 116H5L4 118H6V117H8V118H6V119H8V120H10L11 118H12V120L11 121H13V120H15V121H19V117H21V116H23V114H22V112H24V110H28L29 112H30V114H31V112L32 111H34L33 112V114H31V116H33L34 115V113L37 111L38 112V109H39V111L40 110H42L43 109V107L41 108V106H43V104H41V103H45V109H47V112H52V111H59L60 112V109H59V107H62V105H64L62 102L63 101H68L69 102V100H63V98H64V96L62 97L61 95H56V94H53L54 92L56 93V90H55V87H54V92L53 91H51V92H53L52 93V95L50 96V98H48V101L47 100H44V101H42L43 99H45V97L43 96V94L44 95H46L47 96V94L46 93H44V91L45 92H47V91H49V90H53V84H55V83H52V78H54V77H52V78H50V76H53V73H56L55 71H59L58 72V74L61 72V71H63V73L66 71V73H67V70L68 69H72L75 65V68H78L77 66V64H75V63H78V61L79 60H81L82 58L79 56V55H81V54H78L79 53V50L81 51L82 50V48H86L88 45V42L86 41V40H83L82 39V36L80 37L79 35V37L81 38V40H83V41H85V42H87V46L86 47H84V42H82V44H84L83 45V47H81V45L82 44H80L79 46H77L76 44H73L72 45V43L75 41V43H78V42H76V39L77 38H75V40L73 41L72 39H73V33H74V36L76 37L77 36V33H76V35H75V32L77 31L78 33H80V30H82L81 29V27H80V25H79V23L78 22H81L82 20V17H81V19L79 20V18L78 19H76V20H71V19H74V18H70L69 16L71 15H76V13H77V10L78 9H76L75 10V12L76 13H72V9H70V11H71V13H70V15L68 16L70 19L69 20H71V21H67V24L65 23L66 22V20L63 22L61 19L62 18H64V17H62L63 15V11H62V16L60 15V13L61 12H58L59 13V15H58V13L57 12H55V13H53V10L52 11H50L49 10V7L47 8L46 6H48L47 4H46V6L44 5V7H40V5H42V4H40V5H38V6H33L32 4V6L30 7H25ZM67 5V4H66ZM70 5V6H71ZM74 5V4H73ZM73 5L71 6V8L73 7ZM92 5V4H91ZM97 5V4H96ZM137 5V4H136ZM139 5H141L142 6V4H139ZM165 5V4H164ZM184 4H182V6H183ZM189 5V4H188ZM187 5V6H188ZM208 5V4H207ZM206 5V7H209V6H207ZM232 5H234V4H232ZM238 5V4H237ZM14 7H17V6H15V5H13ZM22 6V5H21ZM58 6H61V5H58ZM65 6V5H64ZM69 6V7H70ZM82 6V5H81ZM84 6V5H83ZM135 6V5H134ZM146 6V5H145ZM167 6V5H166ZM186 6V7H187ZM195 6V5H194ZM200 6V5H199ZM9 7V6H8ZM18 7H20V6H18ZM17 7V8H18ZM46 7V8H45ZM61 7H63V6H61ZM138 7V6H137ZM137 7H135V8H137ZM165 7V6H164ZM183 7H185V6H183ZM191 7H192V9H193V6L191 5ZM52 8H50V9H52ZM60 8V7H59ZM66 8V7H65ZM64 8V9H65ZM73 8H77L76 6L75 7H73ZM78 8H79V6H78ZM131 8H133V7H131ZM135 8H133L134 10H136ZM147 8V7H146ZM166 8V7H165ZM169 8V7H168ZM167 8V9H168ZM181 8V7H180ZM197 8V7H196ZM205 8V7H204ZM209 8H211V7H209ZM3 9V8H2ZM12 9H13V7H12ZM20 9V8H19ZM18 9V10H19ZM61 9V8H60ZM60 9H58V11L60 10ZM67 9H69L68 7H67ZM140 9V8H139ZM144 9V8H143ZM164 9V8H163ZM166 9V10H167ZM191 9V10H192ZM10 10H11V7H10ZM21 10V9H20ZM62 10H63V8H62ZM97 10H99V8H97ZM103 10V9H102ZM138 10V9H137ZM148 10V9H147ZM166 10H165V12H166ZM172 10V9H171ZM189 10V9H188ZM211 10H214V9H212L211 8ZM0 11H1V9H0ZM5 11V10H4ZM69 11V10H68ZM68 11L66 10L65 12H67V14H69L68 13ZM100 11V14H101V9L99 10ZM143 11V10H142ZM183 11H184V9H183ZM193 11H194V9H193ZM2 12H3V10H2ZM8 12H9V10H8ZM73 12H74V10H73ZM85 12V11H84ZM94 11H92V13H93ZM95 12H96V10H95ZM103 12V11H102ZM131 12H134V11H132L131 10ZM136 12V11H135ZM139 12V11H138ZM160 12H163V10L161 9V11ZM172 12V11H171ZM171 12H169L168 11V13H171ZM197 12V11H196ZM221 12V11H220ZM224 12V11H223ZM226 12V11H225ZM228 12H229V9H228ZM5 13H7L6 11L4 12V14ZM17 13H18V11H17ZM21 13V14H20ZM87 13H90V12H88V10H87ZM86 13V14H87ZM201 13V12H200ZM217 13V12H216ZM13 14V13H12ZM15 14V13H14ZM55 14V15H54ZM81 14H83L84 15V13L82 12ZM81 14H77V15H81ZM95 14V13H94ZM161 14V13H160ZM173 14V13H172ZM171 14V15H172ZM227 14V13H226ZM6 15V14H5ZM21 15V16H20ZM66 15V14H65ZM83 15H81V16H83ZM90 15V14H89ZM89 15H87V17L89 16ZM93 14H91L90 15V19H91V16H92ZM133 15H134V13H133ZM162 15V14H161ZM170 15V14H169ZM214 15V14H213ZM228 15V14H227ZM4 16V15H3ZM9 16V14L7 15V16H4V17H8ZM16 16V15H15ZM62 18H61V17ZM104 16V15H103ZM181 16V15H180ZM218 16V15H217ZM225 16V15H224ZM229 16V15H228ZM4 17H1L2 18V20L4 19ZM66 17V16H65ZM74 17V16H73ZM76 17V16H75ZM80 17V16H79ZM86 17V18H87ZM97 17V16H96ZM100 17H101V15H100ZM164 17V16H163ZM162 16H161V18H163ZM172 17V16H171ZM213 17V16H212ZM222 17V16H221ZM263 17V19H264V16H262ZM9 18V17H8ZM7 18V19H8ZM13 18V17H12ZM11 18V19H12ZM17 18V17H16ZM18 18V19H19ZM83 18H85L84 16H83ZM92 18H94V17H92ZM104 17H102V19H103ZM139 18V17H138ZM168 18V17H167ZM182 18V17H181ZM14 19V18H13ZM12 19V20H13ZM98 19H100L99 17H97V20ZM101 19V20H102ZM140 19V18H139ZM166 19V18H165ZM169 19V18H168ZM171 19V18H170ZM169 19V20H170ZM182 19H184V18H182ZM211 19H213V18H211ZM247 19V18H246ZM2 20H0V21H2ZM15 20V19H14ZM84 21H85V24H90V22H92V21H90V22H88V23H86L87 22V19L85 20V19H83ZM167 20V19H166ZM175 20V19H174ZM216 20H217V17H216ZM7 21V20H6ZM9 21H11L10 19H9ZM83 21V22H84ZM99 22H100V20H98ZM103 21V20H102ZM101 21V23H103V25H104V22L105 21H103L102 22ZM186 21V20H185ZM244 21V20H243ZM2 22H5V20L4 21H2ZM94 22V21H93ZM169 22V21H168ZM172 22H173V20H172ZM175 22V21H174ZM190 22V21H189ZM224 22V21H223ZM245 22H246V20H245ZM6 23V22H5ZM108 23V22H107ZM166 23V22H165ZM185 23V22H184ZM243 23V22H242ZM7 25L9 24L8 23V21H7V23H6ZM77 24L79 25V30H77L78 29V27H77V29H76V26H77ZM81 24V23H80ZM94 23H92V26H95V24L93 25ZM172 24V23H171ZM177 24V23H176ZM234 24V23H233ZM238 24V23H237ZM241 24V23H240ZM248 24V23H247ZM82 25V27L84 26L83 24H81ZM97 25H98V23H97ZM100 25H102V24H100ZM169 25V24H168ZM167 25V26H168ZM230 25L231 24H229V27H230ZM108 25H106V27H107ZM165 26V25H164ZM182 26V25H181ZM180 26V27H181ZM186 26V25H185ZM239 26V25H238ZM240 26H242V24L240 25ZM13 27V28H12ZM88 27H91L90 25H88ZM98 27V26H97ZM105 27V28H106ZM170 27V26H169ZM175 27V26H174ZM180 27H179V29H180ZM188 27V26H187ZM12 28V29H11ZM84 28H86V27H84ZM93 28V27H92ZM92 28H90L91 30H93ZM98 28H100V27H98ZM103 28V27H102ZM108 28H109V26H108ZM243 28V27H242ZM54 29H56V32L54 33ZM165 29V28H164ZM176 29H177V27H176ZM189 29V28H188ZM226 29H230V28H228V27H226ZM85 30V29H84ZM96 30H101V28L100 29H95L94 28V31H96ZM172 30V29H171ZM173 30H174V28H173ZM58 31V32H57ZM105 31V30H104ZM181 31V30H180ZM180 31H178V32H180ZM228 31V30H227ZM253 31V30H252ZM172 32V31H171ZM45 33L47 34V35H45ZM83 33H85V32H82V34ZM167 33V32H166ZM173 33V32H172ZM174 33H177V32H175L174 31ZM180 33H182V31L180 32ZM81 34V35H82ZM178 34V33H177ZM177 34H176V36H177ZM44 35V36H43ZM69 35L72 37V39H70V37H69ZM85 37H86V35H87V32H86V34H83ZM168 35H171L169 32H168ZM179 35V34H178ZM183 35V34H182ZM57 36H61V37H63V38H65L66 39V44L68 45V46H72L73 47V49L72 50H74V52H72L73 53V55H70L69 56V51H68V49L70 48V47H67L66 45V47H63V44H65V43H63L62 41V43L63 44H60L59 45V43H58V41H60V37H59V39L57 40L56 39V37ZM77 36V37H78ZM83 36V37H84ZM163 36V35H162ZM167 36V34L165 35V37ZM173 36H175V35H173ZM186 36V35H185ZM191 36V35H190ZM264 36V35H263ZM34 37H39V38H41V39H43L45 42H43V43H45L43 46H40V47H37L38 46V44H37V46H31V45H33V44H36L35 42H34V40H33V38ZM84 37V39H86ZM96 37V36H95ZM188 37V36H187ZM17 38L19 39V38H22V40H20V41H25V43H23V45L25 44V45H28L27 43H29V45L28 46H26L25 48H22L21 46V48H16L18 45L17 44H19V43H17V44H15L16 43V41H17ZM38 38V39H39ZM180 38V37H179ZM183 38V37H182ZM189 38H191V37H189ZM188 38V40H189V42H190V40L191 39H189ZM261 38V37H260ZM23 39H25V40H23ZM95 39H97V37L96 38H94V40ZM161 39H163V38H161ZM171 38H169V39H167V40H170ZM172 39H174V38H172ZM259 39V38H258ZM18 40V41H19ZM40 40V39H39ZM62 40V39H61ZM78 40H79V38H78ZM81 40L79 41V42H81ZM159 40V39H158ZM157 40V41H158ZM183 40V39H182ZM181 40V41H182ZM253 40V39H252ZM251 40V41H252ZM255 40V39H254ZM38 41V40H37ZM41 41V40H40ZM39 41V42H40ZM236 41V40H235ZM42 42V41H41ZM70 42H71V44H70ZM160 42V41H159ZM163 42H166V41H164L163 40ZM163 42H161V43H163ZM169 42V41H168ZM173 42V41H172ZM183 42V41H182ZM188 42V43H189ZM237 42H239V41H237ZM241 42V41H240ZM254 42V41H253ZM252 42V43H253ZM260 42L261 41H259V44H260ZM170 43V42H169ZM178 43H180V42H178ZM184 43V42H183ZM193 43V42H192ZM156 44V43H155ZM181 44V43H180ZM251 44V43H250ZM262 44H263V41H262ZM261 44V45H262ZM13 45H16V46H14L13 47ZM162 45H165L164 43L162 44ZM162 45H161V48H162ZM167 45H169L168 43H167ZM248 45H249V43H248ZM252 45H254V44H252ZM257 45V43L255 44V47H257L256 46ZM259 46V45H258ZM155 47H157V46H155ZM160 47V46H159ZM168 47V46H167ZM167 47H166V49H167ZM243 47H244V45H243ZM250 47H252V46H250ZM260 47H262V46H260ZM264 47V46H263ZM262 47V48H263ZM81 48V49H80ZM154 48V47H153ZM253 48V47H252ZM241 49V48H240ZM248 49V48H247ZM257 49H260V48H257ZM84 50V49H83ZM82 50V51H83ZM86 50V49H85ZM87 50H88V48H87ZM144 50V49H143ZM148 50H150V49H148ZM165 50V49H164ZM243 50V49H242ZM71 51V50H70ZM89 51V50H88ZM88 51H87V53H88ZM140 51H142V50H140ZM152 51V50H151ZM160 51V50H159ZM168 51V50H167ZM166 51V52H167ZM245 51V50H244ZM253 51H255V49L253 50ZM256 51H258V50H256ZM255 51V52H256ZM262 51H264V49H262L260 52H262ZM84 52V51H83ZM83 52H81V53H83ZM144 52V51H143ZM149 52V51H148ZM147 52V53H148ZM152 52H154V51H152ZM162 52V51H161ZM242 52V51H241ZM248 52V51H247ZM87 53H86V56H88L87 55ZM90 53V52H89ZM140 53V52H139ZM145 53V52H144ZM199 53V52H198ZM202 53V52H201ZM204 53V52H203ZM240 53V52H239ZM246 53V52H245ZM251 53H253V52H251ZM153 54V53H152ZM216 54V53H215ZM243 54V53H242ZM247 55L249 54V53H246ZM245 54V56H247ZM254 54V53H253ZM149 55H150V53H149ZM158 55H159V53H158ZM201 54H199V56H200ZM205 55V54H204ZM207 55V54H206ZM217 55V54H216ZM250 55V54H249ZM260 55V54H259ZM73 56V58H74V61L72 60V57ZM84 56H85V54H84ZM85 56V57H86ZM91 56V55H90ZM90 56H88L87 58H89ZM152 56H154V54L152 55ZM160 56V55H159ZM198 56V57H199ZM203 55H201V57H200V59L201 58H203L202 57ZM208 56V55H207ZM240 56V55H239ZM251 56H255V55H251ZM249 57L248 59H250V58H252V57ZM264 56V54L263 55H261V57H263ZM85 57H83V58H85ZM174 57V56H173ZM242 57V56H241ZM68 58H70L71 60V62L69 61V59ZM87 58H85V60L87 59ZM152 58V57H151ZM155 58V57H154ZM153 58V59H154ZM156 58H158V59H156L157 61L159 60V57H156ZM170 58H172V57H170ZM207 57H205L204 59H206ZM244 58V57H243ZM246 58V57H245ZM244 58V59H245ZM256 59H257V57H255ZM90 59V58H89ZM147 59V58H146ZM161 59H162V57H161ZM165 59V58H164ZM261 59V58H260ZM83 61H82V63L85 61L84 59H82ZM147 60H150L149 58L147 59ZM156 60H153V61H156ZM169 60V59H168ZM168 60H166V61H168ZM212 60H213V58H212ZM241 60V59H240ZM243 60V59H242ZM252 60H254V58H252ZM160 61V60H159ZM162 61V60H161ZM166 61H164V62H166ZM169 61H171V60H169ZM244 61V60H243ZM247 61V60H246ZM250 61V63L252 62L251 60H249ZM73 62H75V63H73ZM92 62V61H91ZM149 62V61H148ZM163 62V63H164ZM255 62V61H254ZM259 62V60L257 61V63ZM262 62V61H261ZM264 62V61H263ZM73 65H72V64ZM88 63V62H87ZM95 63V62H94ZM94 63H92L93 65H94ZM119 63V62H118ZM118 63H117V66H118ZM157 63V62H156ZM168 63V62H167ZM174 63V62H173ZM177 63H179V62H177ZM244 64H245V61L243 62ZM249 63V62H248ZM75 64V65H74ZM80 64V63H79ZM84 65H85V62L83 63ZM88 64H90V61H89V63ZM87 64V65H88ZM96 64V63H95ZM122 63H120V65H119V67L121 68L123 65H121ZM148 64V63H147ZM152 64V63H151ZM169 64V63H168ZM175 64V63H174ZM218 64L219 63H217V66H218ZM243 64V65H244ZM253 64V63H252ZM256 64V63H255ZM264 64V63H263ZM155 65V67H156V64H154ZM167 65V64H166ZM171 65V64H170ZM177 65V64H176ZM176 65H174V66H176ZM221 65V64H220ZM251 65V64H250ZM257 65V64H256ZM255 65V66H256ZM259 65H261L262 66V63L261 64H258L257 65V67L259 66ZM70 66H73L72 68H70ZM80 66V65H79ZM150 66V65H149ZM172 66V65H171ZM241 66V65H240ZM246 66H247V63H246V65H245V67H244V69L246 70L247 68H246ZM253 68H254V66L253 65H251ZM91 67H92V65H91ZM95 67H96V65H95ZM158 67V66H157ZM181 67V66H180ZM183 67V66H182ZM181 67V68H182ZM248 67V66H247ZM93 68V67H92ZM123 68V67H122ZM125 68V67H124ZM160 68V67H159ZM163 68H164V66H163ZM168 68V67H167ZM172 68V67H171ZM178 68V67H177ZM240 68H242V67H240ZM250 68V67H249ZM253 68H251L252 70H253V72H254V69ZM256 68V67H255ZM263 68H264V66H263ZM263 68H261L262 70H263ZM74 69V68H73ZM79 69V68H78ZM129 69H130V67H129ZM183 69V68H182ZM244 69H243V71H244ZM251 69L250 70H248V71H251ZM257 69V68H256ZM75 70V69H74ZM77 70V69H76ZM75 70V71H76ZM82 70V69H81ZM159 70V69H158ZM161 70V69H160ZM116 71H120V69H117ZM122 71H124V70H122ZM157 71V70H156ZM172 71V70H171ZM179 71H181V70H179ZM178 71V72H179ZM242 71V72H243ZM247 71V70H246ZM246 71H244V72H246ZM247 71V72H248ZM256 71V70H255ZM70 71L68 70V73H69ZM72 72V73H71ZM70 73H71V76L73 77V70L71 71ZM76 72H78V71H76ZM166 72H167V69H166ZM177 72V71H176ZM252 72V71H251ZM258 72V71H257ZM260 72V71H259ZM263 72V71H262ZM62 73V74H63ZM65 73V74H66ZM68 73H67V75H68ZM79 73H81V72H79ZM83 73H85V71L83 72ZM87 73V72H86ZM85 73V74H86ZM141 73V72H140ZM152 73H154V72H152ZM160 73V71L158 72V74ZM161 73L163 74L164 72H162L161 71ZM169 73V72H168ZM172 73V72H171ZM170 73V74H171ZM182 73V72H181ZM249 73V72H248ZM57 74V75H58ZM61 74V73H60ZM62 74L61 75H58V76H61V78H64V77H62ZM73 74V75H72ZM84 74V75H85ZM117 74H119V72L117 73ZM122 74V73H121ZM136 74V73H135ZM146 74V73H145ZM148 74V73H147ZM156 74V73H155ZM202 74V73H201ZM218 73H216L215 74V76L217 75ZM252 73H250V75H251ZM254 74H256V72L254 73ZM254 74H253V76H254ZM258 74L259 73H257V75H256V77L258 76ZM263 74H264V72H263ZM64 75V74H63ZM79 75V74H78ZM81 75V77H83L82 76V74H80ZM120 75V74H119ZM153 75V74H152ZM169 75V74H168ZM175 75H176V73H175ZM192 75V74H191ZM193 75H195V74H193ZM198 75V74H197ZM196 75V76H197ZM222 75H224V74H222ZM243 75V74H242ZM244 75H246L245 73H244ZM262 75V74H261ZM74 76H77V73H75V75ZM88 76V75H87ZM117 76V75H116ZM145 76H147V75H145ZM163 76H165V75H163ZM182 76H184V75H182ZM203 76H205V75H203ZM212 76H214V74L212 75ZM220 76V74L218 75V76H216V77H219ZM253 76L252 77H250V78H253ZM263 76V75H262ZM55 77H57L56 75H55ZM67 77V76H66ZM79 77V76H78ZM121 77V76H120ZM141 76H139V78H140ZM166 77H167V75H166ZM169 77V76H168ZM184 77H186V76H184ZM192 77V76H191ZM194 77V76H193ZM192 77V78H193ZM222 77V76H221ZM225 77V76H224ZM223 77V78H224ZM233 77H236V76H233ZM243 77V76H242ZM254 78L253 80L251 79H249L250 81H254V80H256V79H258V78ZM68 79H70L69 77H67ZM80 78V77H79ZM109 78V77H108ZM142 78V77H141ZM146 78H148V77H146ZM146 78H144V79H146ZM158 78H159V76H158ZM170 78V77H169ZM187 78H189L188 76H187ZM206 78V77H205ZM210 78H212V77H210ZM209 78V79H210ZM236 78H238V77H236ZM236 78H235V82H237L236 81ZM245 78V77H244ZM243 78V80L245 81V79ZM259 78H260V75H259ZM262 78V77H261ZM57 79H59V77H57ZM67 79V81H69ZM77 79V78H76ZM75 79V80H76ZM86 79V78H85ZM88 80H89V78H87ZM137 79H138V76H137ZM150 79H151V77H150ZM160 79V78H159ZM179 79V78H178ZM217 79H219L220 80V78H217ZM240 79H241V77H240ZM54 80H55V78H54ZM60 80H62V79H60ZM65 80V82H66V79H64ZM71 80V79H70ZM78 80V79H77ZM80 80V79H79ZM78 80V81H79ZM82 80V79H81ZM80 80V81H81ZM154 80H156V79H154ZM161 80V79H160ZM172 80L174 81L175 79H174V77L172 78ZM184 80V79H183ZM189 80V79H188ZM193 80V79H192ZM213 80H214V78H213ZM243 80H242V82H243ZM247 80L248 79H246V81H245V83L247 82ZM248 80V81H249ZM259 80V79H258ZM77 81V83L79 84L80 83V81L78 82ZM136 81H140L141 82V79L140 80H136ZM147 81V80H146ZM148 81H150V80H148ZM162 81V80H161ZM182 81V80H181ZM215 81L217 82V80L215 79ZM221 81H222V79H221ZM220 81V82H221ZM257 81V80H256ZM262 81V79L259 81V83ZM0 82V83H1ZM55 82H56V80H55ZM72 82V81H71ZM75 82V81H74ZM82 82V81H81ZM85 82H87V81H85ZM143 82H145V80L143 81ZM188 82V81H187ZM190 82H191V80H190ZM213 82V83H212ZM211 82V84L210 85H212V89H210V91H208L209 92V94H215L214 95V97H218L220 94H222V92H220V90H218V88L216 89L214 86H215V82L214 81H212ZM219 82V83H220ZM238 82L239 83H241V85L240 84H234L237 88L240 86H243L244 84L241 82V81H239V79H238ZM237 82V83H238ZM255 82V81H254ZM57 83V82H56ZM59 83H60V85H62L61 83L62 82H60L59 81ZM58 83V84H59ZM69 83H70V81H69ZM68 83V84H69ZM73 83V82H72ZM76 83V82H75ZM142 83V82H141ZM149 83V82H148ZM151 83H152V80H151ZM155 83V82H154ZM153 83V84H154ZM175 83H179V82H175ZM226 83V82H225ZM251 83V82H250ZM250 83H248V84H250ZM253 83V82H252ZM67 84V85H68ZM71 84V83H70ZM69 84V85H70ZM82 84H83V82H82ZM182 84V83H181ZM187 84V85H186ZM185 85L186 86H190V85H188V83H186ZM243 84V85H242ZM248 84H247V86H248ZM254 84H256V87H257V83L255 82ZM261 84H262V82H261ZM66 85V84H65ZM65 85H63V86H65ZM72 85V84H71ZM70 85V86H71ZM144 85H145V83H144ZM147 85V84H146ZM183 85V84H182ZM216 85H217V83H216ZM219 85V84H218ZM224 85V84H223ZM239 85V86H238ZM251 85H253V84H251ZM250 85V86H251ZM263 85V84H262ZM261 85V86H262ZM1 86V85H0ZM75 86V85H74ZM81 86V85H80ZM84 86V85H83ZM148 86V85H147ZM185 86V87H186ZM230 86V85H229ZM245 86V89H246V85H244ZM250 86H248V87H250ZM260 86V87H261ZM67 87V86H66ZM76 87V86H75ZM156 87V86H155ZM177 87L179 88V85H177ZM180 87H182V86H180ZM184 87V86H183ZM221 87V86H220ZM224 87V86H223ZM235 87V88H236ZM251 87H253V86H251ZM250 87V88H251ZM255 87V86H254ZM255 87V88H256ZM258 87H259V85H258ZM259 87V88H260ZM57 88V87H56ZM64 88V87H63ZM62 88V89H63ZM68 89H71V90H69V91H71V93H72V91H74L73 89V87H67ZM66 88V89H67ZM73 88V89H72ZM94 88V87H93ZM154 88V87H153ZM189 88H192V87H189ZM230 88V87H229ZM241 88H244V87H241ZM7 89V88H6ZM46 89V90H45ZM65 89V88H64ZM65 89V90H66ZM68 89L66 90V92L68 91ZM181 89V88H180ZM199 89H201V88H199ZM198 89V90H199ZM221 89V88H220ZM239 89V88H238ZM248 89V88H247ZM246 89V91L244 90V91H240V89H239V95H243L242 96V100H240V101H244L243 103H244V105H243V107L242 108H240V112H243V114L246 112V111H249V109H250V111L254 108L255 110H256V112L257 111H260V112H262V111H264V104L262 105V104H260V106H258L259 105V102L262 100V99H264V98H262V97H260V95H264V87L261 89V90H257L256 91V89H251V90H247ZM155 90V89H154ZM153 90V91H154ZM182 90V89H181ZM184 90V89H183ZM182 90V91H183ZM185 90H187V89H185ZM204 90V89H203ZM217 90H218V92H217ZM60 91V90H59ZM63 91V90H62ZM62 91L61 92H58V93H62ZM152 90H150V92H151ZM152 91V92H153ZM155 91H157V90H155ZM154 91V92H155ZM226 91V90H225ZM95 92H96V90H95ZM149 92V91H148ZM159 92V91H158ZM224 92V91H223ZM229 92V91H228ZM231 92V91H230ZM234 92V91H233ZM238 92V91H237ZM29 93H30V95H29ZM76 93V92H75ZM162 93V92H161ZM184 93V92H183ZM187 93H188V90H187ZM186 92H185V94H183V96L184 95H186L187 94ZM190 93V92H189ZM192 93H193V91H192ZM200 93H202L201 92V90H200ZM225 93V92H224ZM31 94L33 95V96H31ZM50 94V93H49ZM64 94H65V92H64ZM63 94V95H64ZM73 94V93H72ZM150 94V93H149ZM155 94V93H154ZM158 94V93H157ZM167 94V93H166ZM166 94H165V96H166ZM173 94V93H172ZM172 94H171V97H172ZM179 94H180V92H179ZM195 94V93H194ZM204 94H206V92H204ZM202 95V96H204L205 97V95ZM235 94V93H234ZM237 94V93H236ZM260 94V95H259ZM31 96L30 98H33V100H34V102L36 103V105L35 106H32V105H34V102H32L31 103V101H32V99H31V101L29 100V96ZM66 95V94H65ZM69 95V94H68ZM68 95L66 96V97H68ZM74 95V94H73ZM99 95V94H98ZM176 95H178V94H176ZM175 94H173V96H175L176 98H177V96H176ZM201 95V94H200ZM207 95V94H206ZM211 95H210V98H211ZM223 95V94H222ZM228 95V94H227ZM256 95H257V97L258 98H256ZM75 96V95H74ZM94 96H96V95H94ZM100 96V95H99ZM151 96H152V94H151ZM154 96V95H153ZM152 96V97H153ZM158 96V95H157ZM156 96V97H157ZM160 96H161V94H160ZM164 96V97H165ZM189 96V95H188ZM197 96V95H196ZM234 96V95H233ZM246 96H248V98L246 97ZM91 98L93 97V96H90ZM164 97H163V100H164ZM169 97V96H168ZM171 97H169V98H167V100L168 99H171ZM178 97H180V96H178ZM187 97V96H186ZM191 97H194V96H191ZM224 97V99H225V95L223 96ZM223 97H220V98H223ZM237 97V96H236ZM262 98V99H260V98ZM47 98V97H46ZM94 98V97H93ZM158 98H162V97H158ZM173 98V97H172ZM175 98V99H176ZM180 98H182V97H180ZM201 98V97H200ZM203 98V97H202ZM206 98V97H205ZM209 98V97H208ZM213 98V97H212ZM219 97H218V99H220ZM227 98V97H226ZM232 98V97H231ZM234 98V97H233ZM232 98V99H233ZM238 98V97H237ZM239 98H240V96H239ZM256 98V99H255ZM68 99V98H67ZM70 99V98H69ZM71 99H73L72 98V96H71ZM174 99V98H173ZM196 99H198V97L196 98ZM214 99V98H213ZM212 99V100H213ZM231 99V100H232ZM260 99V100H259ZM30 101V103H29V101ZM92 100V99H91ZM97 100V99H96ZM154 100V99H153ZM162 100V99H161ZM166 100V101H167ZM176 100H178V102H179V100L180 99H176ZM189 100V99H188ZM209 100V99H208ZM234 100H235V98L232 100L233 101V103H234ZM256 100H258L257 102H256V104L255 103H252V102H254V101H256ZM46 101V102H45ZM73 101V100H72ZM71 101V102H72ZM93 101V100H92ZM99 101V100H98ZM165 101V102H166ZM170 101V100H169ZM168 101V102H169ZM172 102L174 101V103H175V100H171ZM170 101V102H171ZM180 101H182L183 102V100H180ZM190 101H192V100H190ZM199 101H201V99L199 100ZM198 101V102H199ZM205 101H206V99H205ZM215 101V100H214ZM214 101H212V104H214ZM218 101V100H217ZM221 101H223V99H221ZM232 101H231V103L230 104H233L232 103ZM239 101V100H238ZM239 101V102H240ZM264 101V100H263ZM262 101V102H263ZM70 102V103H71ZM88 102V101H87ZM153 102V101H152ZM151 102V103H152ZM156 103H157V99H156V101H155ZM162 102V101H161ZM189 102V101H188ZM188 102H187V104H188ZM195 102V101H194ZM203 102H204V100H203ZM225 103L227 102V104H226V107L224 108V109H226L227 108V110L229 109L230 110V112H231V110H235V107H236V104H233V105H230L229 103H228V101H226V99H225V101H224ZM230 102V101H229ZM236 102V101H235ZM130 103V102H129ZM154 103V102H153ZM155 103V104H156ZM173 103V104H174ZM190 103H192V102H190ZM190 103H189V105L188 106H190ZM197 103V102H196ZM215 103H217V102H215ZM218 103H219V101H218ZM221 103V102H220ZM261 103V102H260ZM69 104V103H68ZM95 104V103H94ZM94 104L92 103L91 104V102H90V105H93L94 106ZM99 104V103H98ZM154 104V105H155ZM160 104V103H159ZM173 104H171V105H173ZM183 104V103H182ZM184 104H186L185 103V101H184ZM230 105V108H229V105ZM130 105V104H129ZM161 105V104H160ZM170 105V104H169ZM178 105H180V103H178ZM219 105V104H218ZM224 105V104H223ZM228 105V106H227ZM65 106H68L67 105V102H66V104H65ZM88 106V105H87ZM93 106H90V107H93ZM99 106V105H98ZM185 107H186V105H184ZM183 106V107H184ZM202 106V105H201ZM214 106H216V104L214 105ZM220 106V105H219ZM222 106V105H221ZM242 106V105H241ZM240 106V103H239V107H241ZM69 107V106H68ZM94 107H96V105L94 106ZM127 107V106H126ZM150 107V106H149ZM153 107V106H152ZM161 107H162V105H161ZM165 107V106H164ZM171 107V106H170ZM174 107H176L177 108V106H176V104H175V106L173 105V107H171V108H174ZM179 107V106H178ZM251 107H253L252 109H251ZM84 108V107H83ZM88 108V107H87ZM127 108H129V107H127ZM168 108V107H167ZM187 108V107H186ZM186 108H184L183 110L186 112ZM195 108V107H194ZM215 108H217V106L215 107ZM215 108L214 109H212V110H215ZM237 108H238V105H237ZM236 108V109H237ZM65 109V108H64ZM63 109V110H64ZM67 109V108H66ZM86 109V108H85ZM90 109V108H89ZM92 109V108H91ZM96 109V108H95ZM98 109V108H97ZM161 109V108H160ZM160 109H159V111H160ZM178 109V108H177ZM176 109V110H177ZM181 109V107L178 109V110H180ZM218 109V108H217ZM223 109V110H224ZM26 110V111H27ZM62 110V109H61ZM62 110V111H63ZM88 110V109H87ZM119 110V109H118ZM121 110H124L123 108L121 109ZM127 110V109H126ZM125 110V111H126ZM131 110V109H130ZM133 110V109H132ZM152 110H153V108H152ZM162 110H163V108H162ZM165 110H167V109H165ZM177 110V111H178ZM182 110V111H183ZM203 110H205V109H203ZM220 110V109H219ZM227 110L225 111V115L227 114L226 112H227ZM229 110H228V113H229ZM239 110V109H238ZM46 111V110H45ZM45 111L43 110V113H40L41 114V116H43L42 114H46L45 113ZM86 111V110H85ZM89 111L90 110H88V115H89ZM97 111V110H96ZM95 111V112H96ZM99 111V110H98ZM108 111V110H107ZM125 111H124V113H125ZM154 111V110H153ZM158 111V110H157ZM168 111V110H167ZM171 111V110H170ZM169 111V112H170ZM177 111H176V113H177ZM192 111H195V110H192ZM202 111V110H201ZM211 111V110H210ZM222 111V110H221ZM249 111V112H250ZM41 112V111H40ZM55 112V113H56ZM112 112V111H111ZM111 112H110V114H111ZM120 112V111H119ZM128 112V111H127ZM126 112V113H127ZM179 112V114H180V111H178ZM191 112V111H190ZM189 112V113H190ZM219 112V111H218ZM222 112H224V111H222ZM237 112V111H236ZM235 112V113H236ZM260 112H258V113H260ZM25 113H28V112H25ZM24 113V114H25ZM58 113V112H57ZM87 113V112H86ZM85 113V114H86ZM106 113V112H105ZM128 113H130V112H128ZM133 113V112H132ZM168 113V112H167ZM188 113V112H187ZM198 113V112H197ZM253 112L251 111L249 114H248V116H250L251 114H252ZM29 114V113H28ZM59 114V113H58ZM164 114V113H163ZM169 114V113H168ZM178 114V115H179ZM185 114V113H184ZM212 114H214V113H212ZM216 114V113H215ZM233 114V113H232ZM242 113H240V115H241ZM254 114V116L256 115V116H258L259 114H255V112L253 113ZM37 115H39V113L37 114ZM73 115V114H72ZM82 115V114H81ZM87 115V114H86ZM85 115V119H86V117H88V115L86 116ZM112 115V114H111ZM114 115V114H113ZM117 115V114H116ZM165 115H167L166 113L164 114V116ZM172 115H174V113L172 114ZM187 115H189V114H187ZM186 115V116H187ZM224 114L222 113V115L221 116H223ZM233 115H235V114H233ZM239 116V114H238V112H237V114H236V116ZM25 117H27L28 118V120H29V118H30V116L28 117V115L27 114H25L24 115ZM80 116V115H79ZM90 116V115H89ZM107 116V115H106ZM184 116V115H183ZM182 116V117H183ZM199 116V115H198ZM206 116V115H205ZM204 116V117H205ZM210 116V115H209ZM220 115H219V117H221ZM227 116V118H228V115H226ZM243 116H245V115H243ZM37 117V116H36ZM39 117H40V115H39ZM39 117H37V118H35L34 117V119H36L35 121H37L38 120V118ZM45 117V116H44ZM108 117V116H107ZM112 117V116H111ZM166 117H169V115L168 116H166ZM173 117V116H172ZM181 117V116H180ZM179 117V118H180ZM185 117V116H184ZM184 117H183V119H184ZM195 117V116H194ZM217 117L218 116H216L215 118L217 119ZM224 117V116H223ZM1 118V117H0ZM4 118H2L3 120H4ZM13 118H17V120L16 119H13ZM19 118V119H18ZM42 118V117H41ZM41 118H40V120H41ZM83 118H84V116H83ZM104 118H106V117H104ZM114 118V117H113ZM170 118V117H169ZM191 118H193V117H191ZM200 118V117H199ZM222 118V117H221ZM235 117H233V119H234ZM242 118V117H241ZM246 118V117H245ZM24 119V118H23ZM26 119V118H25ZM33 119V118H32ZM31 119V120H32ZM89 119H91V116H90V118ZM167 119V118H166ZM186 119V118H185ZM184 119V121H186ZM223 119V118H222ZM225 119V118H224ZM230 119H232V116L230 117ZM232 119V120H233ZM238 119V118H237ZM237 119H235V120H237ZM248 119H250L249 117H248ZM30 120V121H31ZM108 120V119H107ZM193 120H194V118H193ZM198 120V119H197ZM221 120V119H220ZM240 120V119H239ZM7 121V120H6ZM23 121V120H22ZM34 121V122H35ZM83 121H87V120H83ZM88 121H90V120H88ZM208 121V120H207ZM222 121H224V120H222ZM227 121V120H226ZM226 121H224L225 123H226ZM234 121V120H233ZM198 122H200V120L198 121ZM217 122V121H216ZM220 122V121H219ZM218 122V123H219ZM228 122H229V120H228ZM83 123V122H82ZM220 124V123H219ZM222 124V123H221ZM82 125V124H81ZM82 127V126H81ZM86 127L87 126H85V129H86ZM75 128V127H74ZM84 128V127H83ZM219 128V127H218ZM40 129V128H39ZM73 129V128H72ZM76 129V128H75ZM84 129V130H85ZM88 129V128H87ZM86 129V130H87ZM96 129V128H95ZM201 129V128H200ZM211 129L212 128H210V131H211ZM220 129V128H219ZM15 130H17V129H15ZM24 130V129H23ZM27 130V129H26ZM37 130V128H35V131ZM67 130H69V129H67ZM78 130V129H77ZM88 130H90V129H88ZM98 130V129H97ZM100 130V129H99ZM188 130V129H187ZM196 130V129H195ZM202 130L203 129H201V133H202ZM208 130V129H207ZM213 130H214V127H213ZM216 130H218V129H216ZM226 130H228V129H226ZM231 130V129H230ZM20 131V130H19ZM40 131V130H39ZM42 131V130H41ZM82 132H84V134L83 133H81V134H79V133H73L71 136H69L68 137V139H69V141H71L72 139H74V140H85L84 141V144H86V145H84V147H86V148H88V150L85 152L86 154H87V152L89 153V154H91L93 157H95V156H97V155H99L100 154V156L101 155H103L102 157H103V159L101 160V163H100V167H101V170H99V171H102L100 174V176H97V175H93L94 176V178H92L91 180H90V178H89V180L90 181H88L85 185H83V183H81V182H77L76 180L75 181H73L74 179H76L75 178V176H74V179L72 180L69 176H68V173H67V170H69L67 167H69L68 165L69 164H66L65 166H58V165H56V168H57V166L59 167V168H65V169H63L62 171V175L61 176H59V174L61 173V172H56L57 170L59 171V169H52L53 167H51V169L52 170H56L55 172H56V174H58V177L56 178L53 174H51V176H44L45 175V172H43L44 171V166H46L47 167V165H44L42 168H43V171L41 172V173H44L43 174V177H41L39 174H37L39 177H41V178H39L37 175H35L37 172H35V174L33 175V173L28 177V178H26V180H21V179H23L22 177H21V179H19V184L17 183V184H15V185H13L11 188H10V190H8V192H6V194H7V196H4V197H8V196H10V204H11V208L13 209V208H16V207H18V208H20V210H25L24 212H26V210L28 209L27 207H26V205L27 206H29L28 204H26L25 202L27 201V200H31L32 199V201L33 200H35L36 201V204H34V206H32V208H31V213H32V215H33V217H35V219L37 218V219H39V218H41L40 216H43V217H45L46 216V218H44L46 221L45 222H48V223H46L47 225L45 226V227H47V229H50L49 227L51 226V227H53L52 225H48V224H51V223H55L56 225H58V226H54V227H58V229H57V231L55 232H53V233H59L58 235H57V237L55 236V238H53V236H52V238H50L51 237V235H53V234H51V235H48V236H50L49 238H46L47 237V235H46V237H44V235H43V237L44 238H38L37 236V238L33 235V233L34 232H29V233H31L30 235H32L30 238H29V244L32 246V248H33V251H32V254H34V256H33V258L36 256V258H35V260H33L35 263L37 262H40L41 264H50L52 261H56V264H68V262H70V260H72V258H74L75 257V259H77V260H79L80 259V257H81V259H82V256H85V255H88L89 253H90V251L92 250V254H93V252L95 253V251H93V249H92V247L94 246H96V245H94L95 244V242L97 241H94L96 238H95V235L97 234V233H99V234H104V236H105V234L106 233H108L109 231H111V230H114L115 229V227L113 228V226H114V222L116 221V219H118L119 217H121V216H119L121 213H122V210H124V209H122L121 210V208H124V206L122 207V205H123V201H125V198H127V197H129V196H127L129 193H128V190L126 189V183L127 182H125L126 180H125V178L123 177V171L124 170H126L125 169V165L123 164V162L122 161H124V160H122V158L120 157V154H119V157L118 158H120L122 161V163L121 162H119L118 161V165H116L115 164V160L117 161V159H115V157L112 155L113 153H114V151H113V153H111L110 151H108L107 149L106 150H104V149H100V151H99V147L100 148H102V146H100L101 144H103V143H101L102 142V140H101V142H99V140H100V138H102L101 137V135L99 136L97 133L98 132H100V131H98V132H90V131H83V130H81ZM94 131V130H93ZM102 131H103V129H102ZM210 131H207V132H210ZM220 132H221V129L219 130ZM5 133H6V131H4ZM9 132V131H8ZM18 132V131H17ZM22 132H24V131H22ZM21 132V133H22ZM27 132V131H26ZM32 132V131H31ZM44 131H42V133H43ZM71 132V131H70ZM104 132H105V130H104ZM104 132H102V133H104ZM107 132V131H106ZM194 132V131H193ZM197 132H198V129H197ZM204 132H205V130H204ZM204 132L202 133L203 135H204ZM212 132V131H211ZM214 132V131H213ZM212 132V133H213ZM223 132H224V130H223ZM227 132V131H226ZM229 132H231V131H229ZM233 132V131H232ZM255 132V131H254ZM5 133H3V134H5ZM10 133H12V132H9V133H6V134H10ZM13 133H14V130H13ZM19 134H20V132H18ZM38 132L36 131L35 132V134H37ZM66 133V132H65ZM108 133V132H107ZM107 133L105 134V136L107 135ZM219 133V132H218ZM225 133V132H224ZM223 133V134H224ZM258 134V131H256L255 132V134H254V138H255V136ZM1 134V133H0ZM2 134V135H3ZM5 134V135H6ZM17 135V134H15V135H17V137H20L21 139L24 137V135H25V133H23V137L22 136H20V135ZM27 134V133H26ZM28 134H29V132H28ZM27 134V135H28ZM39 134V133H38ZM145 134V133H144ZM143 134V135H144ZM197 134V133H196ZM208 134V133H207ZM214 134V133H213ZM212 134V135H213ZM215 134H216V132H215ZM215 134H214V136H215ZM261 134V133H260ZM2 135H0V136H2ZM11 135V134H10ZM41 135H43V134H41ZM66 135H67V133H66ZM111 135V134H110ZM231 135V134H230ZM4 136V135H3ZM8 135H6L5 137H7ZM31 136V135H30ZM63 136H64V134H63ZM63 136H62V138H63ZM104 136V135H103ZM112 136H113V134H112ZM112 136H110V138L112 137ZM148 135L146 134V137H147ZM155 136H156V134H155ZM193 136V135H192ZM201 136V135H200ZM208 136H209V134H208ZM211 136V135H210ZM218 136H219V134H218ZM261 136V135H260ZM4 137V138H5ZM10 137H12V136H10ZM14 137V136H13ZM13 137L12 138H10V139H13ZM27 137V136H26ZM24 138V139H27V138ZM36 137H37V135H36ZM39 137V136H38ZM37 137V138H38ZM43 137H45V136H43ZM61 137V136H60ZM106 137H108V135L106 136ZM105 137V138H106ZM114 137V136H113ZM118 137V136H117ZM122 137H123V135H122ZM154 137V136H153ZM157 137V136H156ZM158 137H160V136H158ZM196 137V136H195ZM220 137V136H219ZM219 137H217V135H216V139L218 138L219 139ZM222 135H221V138H220V141L218 140V142L220 143L223 139H222ZM224 137H226L225 135H224ZM20 138H19V140L18 141H21V143H23L22 142V140H20ZM30 138V137H29ZM28 138V139H29ZM42 138V136L41 137H39V139H41ZM45 138H47V137H45ZM61 138V139H62ZM66 138H67V136H66ZM65 138V140H67L68 141V139H66ZM125 138H127L126 136H125ZM124 138V139H125ZM148 138V137H147ZM211 138L213 139L214 137H212L211 136ZM214 138V139H215ZM228 138V137H227ZM226 138V139H227ZM253 138V139H254ZM260 138V137H259ZM2 139H3V137H2ZM1 139V140H2ZM8 139H9V137H8ZM15 139V138H14ZM27 139V140H28ZM44 139V138H43ZM52 139V138H51ZM53 139H54V137H53ZM52 139V140H53ZM57 139H59V138H57ZM56 139V140H57ZM103 139H104V137H103ZM108 139H109V137H108ZM161 139V138H160ZM200 139H202V137L200 138ZM222 139V140H221ZM232 139V138H231ZM255 139H257V138H255ZM16 140V139H15ZM30 140V139H29ZM35 140V139H34ZM45 140V139H44ZM43 140V141H44ZM46 140H49V138L48 139H46ZM60 140V139H59ZM63 140V139H62ZM105 140V139H104ZM107 140V139H106ZM105 140V141H106ZM113 141L114 140H116V139H112ZM112 140H110L111 142H112ZM119 140V139H118ZM182 140H184L185 141V139H182ZM189 140H190V138H189ZM206 140V139H205ZM204 139H203V141H205ZM208 140H210V139H208ZM207 140V141H208ZM23 141H25V140H23ZM61 141V140H60ZM80 141H77V142H80ZM82 141V142H83ZM109 141V140H108ZM109 141V142H110ZM146 140H144V142H143V146L145 145V144H147L146 142H145ZM211 141V140H210ZM217 141V140H216ZM225 141V140H224ZM250 141V140H249ZM2 142H4V141H2ZM27 142V141H26ZM29 142H31V141H29ZM29 142H27L28 144H29ZM41 142V141H40ZM57 142V141H56ZM56 142H55V144H56ZM59 142V141H58ZM57 142V143H58ZM111 142H110V144H111ZM126 142V141H125ZM124 142V143H125ZM127 142H128V140H127ZM148 142V141H147ZM170 142V141H169ZM180 142H181V140H180ZM183 142V141H182ZM189 143H191L192 144V142H190V141H188ZM187 142V143H188ZM212 142V141H211ZM226 142V141H225ZM224 142V143H225ZM233 142V141H232ZM246 142V141H245ZM244 142V143H245ZM247 142H248V139H247ZM257 142V141H256ZM255 142V143H256ZM10 143V142H9ZM13 143H14V140H13ZM20 143V142H19ZM31 143H33V142H31ZM52 143H53V141H52ZM62 143V142H61ZM69 143H71V144H73L72 142H69ZM101 143V144H100ZM115 143H118V142H115ZM145 143V144H144ZM166 143H168L167 141H166ZM172 143H174L175 144V142L174 141H172ZM200 143H202V142H200ZM208 143H210V142H208ZM216 142L214 141V144H215ZM243 143V142H242ZM241 143V144H242ZM244 143H243V145H244ZM2 144V143H1ZM27 144V145H28ZM42 144V143H41ZM47 144H50V143H47ZM55 144H53V146L55 145ZM67 144V143H66ZM66 144L64 143V145L66 146ZM76 144H78V143H76ZM81 143H79V145H80ZM125 144H128V143H125ZM203 144V143H202ZM205 144V143H204ZM211 144V143H210ZM217 144V143H216ZM215 144V145H216ZM223 144V142L222 143H220V145H222ZM234 144V143H233ZM238 144V143H237ZM258 144V143H257ZM4 145V144H3ZM9 144H6L5 145V147H7ZM15 145H16V143H15ZM20 145V144H19ZM18 145V146H19ZM24 145H25V143H24ZM43 145H46L45 143H43ZM61 145V146H60ZM62 145L63 144H59V146H60V150H62L63 148H62ZM83 145V144H82ZM104 145H105V142H104ZM112 145V144H111ZM177 145V144H176ZM176 145H174V146H176ZM179 145H181V143H179ZM190 145V144H189ZM188 144H187V146H189ZM200 145V144H199ZM213 145V144H212ZM211 145V147H213L214 148V146H212ZM223 145H225V144H223ZM222 145V146H223ZM234 145H236V144H234ZM240 145V144H239ZM256 145V144H255ZM12 146V148H15V147H13V145H11ZM11 146H8V147H10L11 148ZM48 146V145H47ZM56 146V145H55ZM54 146V148L56 149V150H54L53 148H51L50 147V145L48 146V147H50L51 149H49L48 147H46V148H48V151H55L56 153H57V151L59 150V148H58V146H57V148ZM65 146H63L64 148H65ZM117 146V145H116ZM126 146H128V145H126ZM146 146V145H145ZM178 146V145H177ZM201 146V145H200ZM206 146H209V144L208 145H206ZM250 146V145H249ZM252 146V145H251ZM254 146V145H253ZM2 147V146H1ZM8 147H7V149H8ZM20 147H21V145H20ZM33 146H30V148H32ZM34 147H36V146H34ZM80 148L81 147H83V146H79ZM78 146H77V148H79ZM83 147V148H84ZM112 147H113V145H112ZM114 147H115V145H114ZM118 147V146H117ZM117 147H116V149H117ZM120 147V146H119ZM147 147V146H146ZM170 147V146H169ZM181 147H182V145H181ZM184 147V146H183ZM194 146H192V148H193ZM204 147V146H203ZM218 147H219V144H218ZM218 147H216V151H217V148ZM234 147V146H233ZM239 147V146H238ZM238 147H237V149H238ZM245 147V146H244ZM248 146H246V148H247ZM257 148H258V145L256 146ZM255 147V148H256ZM261 147H263V146H261ZM17 148V147H16ZM15 148V150H17ZM19 148V147H18ZM23 148L25 149V147L23 146ZM29 148V149H30ZM46 148H45V150H46ZM76 148V149H77ZM85 148V149H86ZM127 148V147H126ZM145 148V147H144ZM178 148H180L179 146H178ZM186 148V147H185ZM206 148H209V147H206ZM212 148V149H213ZM220 149H219V151L221 152L222 151V149L224 150V147H222V149H221V146L219 147ZM243 148V147H242ZM242 148H241V152H242ZM250 148V147H249ZM6 148H4V149H1V150H5ZM21 149H22V147H21ZM41 149V148H40ZM53 149V150H52ZM58 149V150H57ZM82 149V148H81ZM170 149V148H169ZM202 149V148H201ZM200 149V150H201ZM211 148H210V150L209 151H211L212 150ZM234 149V148H233ZM244 149V148H243ZM252 149H253V147H252ZM9 150V149H8ZM8 150H6V151H8ZM28 150V149H27ZM36 150V149H35ZM44 150V149H43ZM66 148H65V151L64 152H66ZM79 150V152H81V154L83 153L82 151H80V149H78ZM102 150V151H101ZM109 150H111V149H109ZM145 150V149H144ZM155 150V149H154ZM173 150V148L171 149V151ZM178 150H180V149H178ZM189 150V149H188ZM188 150H186V152L188 151ZM193 150V149H192ZM199 150V151H200ZM215 150V149H214ZM231 150V152H234V151H232V149H230ZM236 150V149H235ZM246 150V149H245ZM259 150H261V149H259ZM9 151H11V149L9 150ZM32 151L34 152V150H33V148H32ZM38 151V150H37ZM48 151H45V152H48ZM83 151H85V150H83ZM112 151V150H111ZM117 151H120L119 150V148H118V150H116L115 152H117ZM122 151V150H121ZM147 150H145V152H146ZM149 151V150H148ZM147 151V152H148ZM184 151V153H186L185 152V149L183 150ZM183 151L182 152H180V153H183ZM203 151H204V149H203ZM206 151H208V150H206ZM213 151V150H212ZM218 151V152H219ZM225 151H226V149H225ZM238 151V150H237ZM262 151V150H261ZM4 152V151H3ZM13 152V151H12ZM15 152V151H14ZM25 152V151H24ZM23 152V153H24ZM54 152V153H55ZM60 152V151H59ZM70 152V151H69ZM156 152V151H155ZM201 152V151H200ZM217 152V153H218ZM223 152V151H222ZM226 152H228V150L226 151ZM230 152V153H231ZM247 152H250V151H247ZM247 152H245V153H247ZM2 153V152H1ZM6 152H4V154H5ZM8 153V152H7ZM17 153V152H16ZM26 154H28L27 152H25ZM34 153H36L37 154V152H34ZM39 153V152H38ZM42 153H44V151L42 152ZM50 153L52 154V152H48V154H49V156H50ZM62 153V152H61ZM85 153H83V154H85ZM99 153V154H98ZM125 153V152H124ZM144 153V152H143ZM165 153H167V150H166V152ZM174 153H175V151H174ZM177 153H179V152H177ZM206 153V152H205ZM209 153V152H208ZM214 153V152H213ZM216 153V154H217ZM225 155H226V153L225 152H223ZM222 153V154H223ZM229 153V152H228ZM235 153H237V155H238V152H234V154ZM240 153V152H239ZM243 153V152H242ZM22 154V153H21ZM20 154V155H21ZM36 154H35V156H36ZM39 154H41V153H39ZM39 154H38V157H39ZM47 154V153H46ZM80 153H78V155H79ZM85 154V155H86ZM88 154V155H89ZM116 154V153H115ZM129 154V153H128ZM147 154V153H146ZM171 154H172V152H171ZM194 154H195V152H194ZM193 154V155H194ZM207 154V153H206ZM221 154V155H222ZM233 154V153H232ZM232 154H230V157L232 156ZM244 154V153H243ZM250 154V153H249ZM248 154V155H249ZM3 155V154H2ZM10 155H12V154H10ZM19 155V156H20ZM25 155V154H24ZM29 155V154H28ZM44 155H45V153H44ZM58 155V154H57ZM63 155V154H62ZM62 155H61V157H62ZM87 155V157H89ZM131 155V154H130ZM145 155V154H144ZM155 155H157V154H155ZM167 155H170V154H168L167 153ZM178 155H180V154H178ZM183 155V154H182ZM184 155H188V154H184ZM193 155H190V158L193 156ZM197 155V154H196ZM202 154L200 153V156H201ZM208 155V154H207ZM206 155V156H207ZM211 155H213V154H211ZM223 156V157H226V156ZM252 155V154H251ZM253 155H257V154H254L253 153ZM258 155H260V153L258 154ZM264 155V154H263ZM4 156V155H3ZM2 156V159L3 158H5V157H8L7 156V154L5 155V157H3ZM14 156H15V153H14ZM13 156V157H14ZM18 156V157H19ZM26 156V155H25ZM25 156H23L22 155V157H24V158H27V157H25ZM35 156H33V161L32 162H34V157ZM48 156V155H47ZM48 156V157H49ZM56 156V155H55ZM54 156V157H55ZM83 157V155H80V157ZM122 156V155H121ZM124 156H126V155H124ZM148 156V154L145 156L146 158H148L147 157ZM165 156V155H164ZM171 156V155H170ZM203 156H204V154H203ZM217 156H218V154H217ZM217 156H213L214 157V159L217 157ZM219 156H220V154H219ZM221 156V157H222ZM239 156V157H238ZM237 157L238 158H240L241 156L240 155H238ZM0 157H1V155H0ZM17 157V158H18ZM42 157H43V159H44V157L45 156H43V154H42ZM48 157H46V159L48 160L49 158ZM57 157H59V155L58 156H56L55 158H57ZM65 157H67V156H65ZM64 157V158H65ZM71 157V156H70ZM75 157V156H74ZM76 157H77V154H76ZM79 157V156H78ZM79 157V158H80ZM87 157H86V159H87ZM91 157V156H90ZM131 157V156H130ZM163 157V156H162ZM166 157V156H165ZM169 157V156H168ZM168 157H167V159H168ZM179 157V156H178ZM182 157V156H181ZM189 157V156H188ZM196 157V156H195ZM198 157H199V155H198ZM212 157V158H213ZM223 157L221 158V159H223ZM259 158H262L263 156L261 155V156H258ZM17 158H15V160L17 159ZM21 158V157H20ZM23 158V160L25 161V159ZM30 158L32 159V155L30 156ZM36 158V157H35ZM69 158V157H68ZM78 158V159H79ZM85 158V157H84ZM127 158H128V156H127ZM139 158V157H138ZM151 157H149V159H150ZM155 158V157H154ZM158 158V157H157ZM164 158V157H163ZM183 158V157H182ZM190 158H187L188 160H190V161H192V159H190ZM211 158V157H210ZM227 158V157H226ZM237 158V159H238ZM249 158V157H248ZM247 158V159H248ZM8 159H10V158H8ZM19 159V158H18ZM52 159H54L53 157H52ZM52 159H51V157H50V161L51 162H53L52 161ZM80 159H82V158H80ZM97 159H98V156H97ZM97 159L95 160V158H92V159H89L88 160V162L90 161V162H92V165L94 164V163H96V162H94V161H97ZM164 159H166V158H164ZM163 159V160H164ZM169 159H171V158H169ZM179 159V158H178ZM197 159V158H196ZM205 159H207V158H205ZM208 159H209V157H208ZM219 159V158H218ZM225 159V158H224ZM231 159V158H230ZM232 159H236V157L234 158V156L232 157ZM231 159V161H233ZM245 159H246V156H245ZM263 160H261L260 162H259V159H258V161L257 160H255V157L254 158H251L250 157V159H248L247 161H249V162H247V163H245L244 161V167H243V165H242V167H241V165H240V163L237 165L236 163V165H234V167L236 168V166L237 167H241V169H242V172H240V173H243L240 177V179H241V181H242V183H244V185L243 186H245V193H247V192H251V193H253V195L255 194V196H254V198H255V201H256V203H255V201L253 200V203H255L256 204V206H257V204L259 205L258 207L260 208V209H262L263 210V208H264V173L262 174V170L263 169H261L262 167H263V161H264V158H262ZM1 160V159H0ZM4 160H6L7 161V158H5ZM14 160V161H15ZM20 160V159H19ZM18 160V161H19ZM21 160H22V158H21ZM27 161H28V159H26ZM45 160V159H44ZM43 160V161H44ZM58 160H60V162L61 161H63V160H61V159H56L55 160V163H56V161L57 162H59ZM74 160H76V159H74ZM82 160H84V159H82ZM81 160V162H83ZM100 160V159H99ZM139 160H141V159H139ZM148 160V159H147ZM154 160V159H153ZM200 160V159H199ZM227 160H229L228 158H227ZM242 160V159H241ZM2 161V160H1ZM9 161H11V160H9ZM9 161H8V164H9ZM14 161L12 162V163H14ZM17 161V162H18ZM27 161H25L26 162V164L25 163H21V164H19V166L20 165H22V164H24L25 165V167H28V165H27ZM36 162H40V160H38L37 161V158H36V160H35ZM46 161V160H45ZM44 161V163L45 164H48V163H50V162H45ZM77 161V160H76ZM86 162H87V160H85ZM130 161H131V158H130ZM137 161V160H136ZM144 161V160H143ZM150 161V160H149ZM159 161V160H158ZM174 161H177V160H175L174 159ZM206 161V160H205ZM208 162H209V160H207ZM214 161V160H213ZM213 161H211V162H213ZM217 161V160H216ZM224 162H225V160H223ZM5 162V161H4ZM3 162V164H5ZM16 162V161H15ZM21 162V161H20ZM29 162H31V160L29 161ZM36 162H34V163H36ZM38 162V163H39ZM42 162V161H41ZM66 162H68V161H66ZM75 162V161H74ZM87 162V163H88ZM94 162V163H93ZM132 162V161H131ZM130 162V163H131ZM138 162V161H137ZM155 162V161H154ZM161 162H162V160H161ZM171 162V161H170ZM172 162H173V159H172ZM194 162H195V159H194ZM210 162V163H211ZM220 162H222V161H220ZM223 162V163H224ZM229 162H230V160H229ZM238 162H239V160H238ZM33 163V164H34ZM54 163V164H55ZM63 163H65L64 161H63ZM77 163H79V162H77ZM84 163V162H83ZM83 163H82V165H83ZM86 163V164H87ZM97 163H99V162H97ZM96 163V166H98L99 167V165ZM128 163V162H127ZM147 163V162H146ZM167 163H169V162H167ZM184 163V162H183ZM197 163H198V161H197ZM203 163V162H202ZM201 163V165H203ZM206 163V162H205ZM204 163V165L206 166L207 164H205ZM214 163V162H213ZM231 163V162H230ZM234 163V162H233ZM7 164V165H8ZM17 164V163H16ZM16 164H14L15 166H16V169H18L17 168V165ZM30 164V163H29ZM53 164V163H52ZM51 164V166H53ZM57 164V163H56ZM59 164V163H58ZM120 164V165H119ZM126 164V163H125ZM132 164V163H131ZM139 164V163H138ZM137 164V165H138ZM142 164H143V162H142ZM142 164H140V165H142ZM157 164V163H156ZM161 164V163H160ZM172 164H174L175 165V163H172ZM200 164V163H199ZM212 164V163H211ZM210 164V165H211ZM219 164V163H218ZM229 164V163H228ZM259 166H258V165ZM2 165V164H1ZM12 165V164H11ZM14 165H13V167H14ZM34 165H36V164H34ZM34 165H32V166H34ZM40 165V164H39ZM39 165H36L37 167V169H38V167H39ZM50 165V164H49ZM48 165V166H49ZM59 165H61V163L59 164ZM79 165H80V163H79ZM80 165L81 167H79L78 169H75V172L74 173H76V170H77V172L79 171V176H83V174H84V169H86L87 167L89 168L90 167V165ZM127 165V164H126ZM164 165V163H162V166ZM168 165V164H167ZM170 165V164H169ZM168 165V166H169ZM182 165V164H181ZM190 165H191V163H190ZM198 165V164H197ZM203 165V166H204ZM227 165V164H226ZM225 165V166H226ZM231 165H232V163H231ZM230 165V166H231ZM233 165L231 166V167H233ZM240 165V166H239ZM254 165H255V167H254ZM257 165V166H256ZM8 166H10V164L8 165ZM18 166V167H19ZM55 166V165H54ZM75 166V165H74ZM74 166H72L73 168H74ZM78 166V165H77ZM95 166V167H96ZM129 166V165H128ZM131 166V165H130ZM136 166V165H135ZM134 166V167H135ZM157 166V165H156ZM155 166V168H157ZM165 166V165H164ZM171 166V165H170ZM192 166V165H191ZM215 166V165H214ZM224 166V167H225ZM3 167V166H2ZM11 167V166H10ZM84 167H86V168H84ZM98 167H96V169L98 168ZM137 167V166H136ZM142 167V166H141ZM148 167V166H147ZM152 167V166H151ZM167 167V166H166ZM175 167V166H174ZM173 167V168H174ZM219 167H220V165H219ZM219 167L217 168L216 167V172H220V170H218L217 171V169H219ZM230 167V168H231ZM256 167H260V168H256ZM21 168V171H23V169L22 168H24V166H22V167H20ZM29 168H30V165H29ZM28 168V169H29ZM35 168V167H34ZM49 168V167H48ZM48 168H45V169H47L48 170ZM61 168V169H62ZM70 168V167H69ZM76 168V167H75ZM87 168V169H88ZM138 168H140L139 166H138ZM154 168V167H153ZM179 168V167H178ZM196 168V167H195ZM198 168V167H197ZM201 168V167H200ZM214 169V167L212 166L211 167V169ZM228 168V167H227ZM6 169H8L7 168V166H6ZM6 169H4L5 171H6ZM10 169H12V168H9V170ZM40 169H41V167H40ZM50 168H49V171L51 170ZM92 170V169H95V168H93V166H92V168L90 167L89 169H88V171L89 170ZM96 169H95V171H96ZM99 169V168H98ZM130 169H132V168H130ZM142 169V168H141ZM140 169V170H141ZM163 169V168H162ZM174 169H176V168H174ZM187 169H188V167H187ZM223 169V168H222ZM240 169V170H241ZM19 170V169H18ZM27 170V168L24 170V172ZM39 170V169H38ZM42 170V169H41ZM40 170V171H41ZM51 170V171H52ZM139 170V169H138ZM137 170V171H138ZM144 170V169H143ZM149 170V169H148ZM147 170V171H148ZM150 170H154V169H150ZM166 170H168V168L166 169ZM179 169H177L176 171H178ZM191 170V169H190ZM198 171H199V168L197 169ZM205 170V169H204ZM233 170H235L234 168H233ZM239 170V169H238ZM3 171V170H2ZM4 171V172H5ZM28 171V170H27ZM29 171H30V173H31V170L29 169ZM28 171V172H29ZM46 171V170H45ZM50 171V172H51ZM61 171V170H60ZM94 170H92V172H95ZM98 171V170H97ZM96 171V172H97ZM129 171V170H128ZM131 171V170H130ZM134 171H136V170H134ZM133 171V172H134ZM137 171H136V173H137ZM182 171V172H181ZM180 172L183 174V171L184 170H181ZM188 171V170H187ZM192 171V170H191ZM196 171V170H195ZM209 171V170H208ZM212 171V170H211ZM210 171V172H211ZM214 171V170H213ZM212 171V172H213ZM231 171H232V169H231ZM264 171V170H263ZM9 172V171H8ZM15 172V171H14ZM17 172V171H16ZM33 172V171H32ZM39 172V171H38ZM69 172V171H68ZM73 172V171H72ZM71 171H70V173H72ZM142 172V171H141ZM140 172V173H141ZM149 172H151V171H149ZM153 172V171H152ZM168 172L169 173H171L169 170H168ZM167 172V173H168ZM179 172V173H180ZM185 172V171H184ZM193 172V171H192ZM191 172V173H192ZM200 173L202 172L201 170L199 171ZM219 172H218V174H219ZM224 172V171H223ZM6 173V172H5ZM17 173H21V176H24L23 174H22V172H20V171H18ZM29 173V174H30ZM48 173V172H47ZM52 173H54V172H52ZM69 173V174H70ZM74 173H73V175H74ZM87 173H91L90 171L89 172H87ZM86 173V174H87ZM98 173V172H97ZM129 173H131V172H129ZM135 173V174H136ZM143 173V172H142ZM159 173H161V172H159ZM176 173V172H175ZM178 173V174H179ZM191 173H189V175L188 176H186V178H188L189 176H190V174ZM203 173V172H202ZM202 173H201V175H202ZM222 172H220V174H221ZM226 173V172H225ZM254 173V174H253ZM24 174H27L26 172L24 173ZM49 174V173H48ZM55 174V173H54ZM78 174V173H77ZM94 174V173H93ZM134 174V173H133ZM134 174V175H135ZM144 174H145V172H144ZM143 174V175H144ZM151 174V173H150ZM171 174H173L174 175V173H171ZM185 174V173H184ZM183 174V175H184ZM186 174H188V173H186ZM195 174V173H194ZM194 174H192L191 176H193ZM198 174V173H197ZM197 174H196V176H197ZM204 174V173H203ZM217 174V173H216ZM216 175V178H217V176H219V175ZM223 174V173H222ZM230 174V173H229ZM228 174V175H229ZM251 174L252 175H254V177L257 179V178H259V177H261L260 178V181H257L255 178L254 179H252V177H251ZM1 175V174H0ZM7 175V174H6ZM16 175V174H15ZM19 176H20V174H18ZM53 175V176H52ZM88 175V174H87ZM86 175V176H87ZM125 175H127V174H125ZM140 175V174H139ZM152 175V174H151ZM172 175V176H173ZM210 175H212V174H210ZM228 175H226L225 177H227ZM232 175V174H231ZM234 175H235V173H234ZM3 176V175H2ZM8 176V175H7ZM85 176V175H84ZM83 176V177H84ZM129 176V175H128ZM136 176V175H135ZM137 176H138V174H137ZM142 176V175H141ZM145 176V175H144ZM148 176H150V175H148ZM155 176H157V174L155 175ZM155 176H153V178L155 179ZM160 176V175H159ZM169 176V175H168ZM177 176H181L180 178L182 179V175L181 174H179V175H177ZM190 176V177H191ZM195 176V175H194ZM193 176V177H194ZM200 176V175H199ZM202 176H204V175H202ZM223 176V175H222ZM5 177V176H4ZM3 177V178H4ZM17 177V176H16ZM53 177H55L54 178V180L52 181L51 179H53ZM82 177V178H83ZM88 177L89 176H87V179H88ZM133 177V176H132ZM164 177V176H163ZM211 177V176H210ZM213 177H215V176H213ZM230 177V176H229ZM235 177H236V175H235ZM0 178H1V176H0ZM14 178V177H13ZM143 178V177H142ZM145 178H147V177H145ZM144 178V179H145ZM165 178V177H164ZM168 178V177H167ZM183 178H185V176L183 177ZM204 178H205V176H204ZM219 178V177H218ZM222 178V177H221ZM221 178H219V179H221ZM239 177H237V179H238ZM9 179V178H8ZM128 179V178H127ZM135 179V177L133 178V180ZM144 179H142L143 181H144ZM166 179V178H165ZM175 179V178H174ZM178 179V178H177ZM196 179V178H195ZM206 179V178H205ZM218 179V180H219ZM223 179V178H222ZM225 179V178H224ZM226 179H228V178H226ZM233 179V178H232ZM240 179H239V181H240ZM85 179H83V181H84ZM130 180V179H129ZM140 180H141V178H140ZM141 180V182H143ZM147 180V179H146ZM150 180H151V178H150ZM173 180V179H172ZM171 180V181H172ZM194 180V179H193ZM192 180V181H193ZM203 180V179H202ZM236 180V179H235ZM259 180V179H258ZM10 181V180H9ZM136 182H137V180H135ZM138 181H139V179H138ZM148 181H149V179H148ZM170 181V182H171ZM175 181V180H174ZM178 181V180H177ZM184 181H186V179L184 180ZM184 181H182V182H184ZM191 181V180H190ZM199 181V180H198ZM198 181H197V179H196V183L198 184ZM226 181V180H225ZM238 181V182H239ZM3 182V181H2ZM17 182H18V178H17ZM131 182V181H130ZM141 182H139V184L141 183ZM147 182V181H146ZM154 182V181H153ZM158 181H156V183H157ZM181 182V180H180V183H182ZM194 182V181H193ZM5 183V182H4ZM4 183H2V184H4ZM15 183V182H14ZM84 183H85V181H84ZM134 183V182H133ZM152 183V182H151ZM151 183H149V185L151 186ZM168 183V182H167ZM173 183V182H172ZM176 182H174V184H175ZM195 183V184H196ZM201 183L203 184V182L201 181ZM209 183V182H208ZM223 183V182H222ZM221 183V184H222ZM233 183V182H232ZM239 183H241V182H239ZM0 184H1V181H0ZM1 184V185H2ZM10 184V183H9ZM12 184V183H11ZM10 184V185H11ZM138 184V183H137ZM141 184H145L146 185V183H141ZM153 184V183H152ZM155 184V183H154ZM154 184H153V186H154ZM161 183H159V185H160ZM166 184V183H165ZM182 184H184V183H182ZM185 184H187V183H185ZM195 184H193V185H195ZM196 184V185H197ZM216 184H218V181H217V183ZM236 184H238L237 182H236ZM5 185V184H4ZM7 185V184H6ZM10 185H9V187H10ZM136 185V184H135ZM145 185H143V186H145ZM148 185V186H149ZM157 185V184H156ZM177 185V184H176ZM180 185V184H179ZM211 185V184H210ZM214 185V184H213ZM218 185H220V184H218ZM231 184H229L228 186H230ZM136 186H138V185H136ZM142 186V185H141ZM140 186V188H142ZM150 186L148 187L149 189H150ZM152 186V187H153ZM167 186V185H166ZM187 186H189V185H186V187ZM198 187H199V184L197 185ZM221 186H223V185H221ZM225 186V185H224ZM234 186V185H233ZM2 187V186H1ZM134 187V186H133ZM132 187V188H133ZM155 187H158V186H155ZM154 187V188H155ZM161 187V186H160ZM164 187V186H163ZM176 187V186H175ZM174 187V188H175ZM190 187V186H189ZM201 187H203L204 188V185H202ZM200 187V188H201ZM226 187V186H225ZM237 187H239V186H237ZM3 188H5V187H3ZM137 188V187H136ZM140 188H139V190H140ZM144 188V187H143ZM177 188H178V186H177ZM188 188V187H187ZM194 188H195V186H194ZM194 188H192V189H194ZM197 188V187H196ZM218 188V187H217ZM219 188H221V187H219ZM229 188V187H228ZM231 188V187H230ZM240 188V187H239ZM243 188V187H242ZM241 188V189H242ZM7 189H9V188H7ZM134 189V188H133ZM133 189H131L132 190V192H133ZM138 189V188H137ZM147 189V188H146ZM145 189V191H149V189L148 190H146ZM155 189H157V188H155ZM182 189V188H181ZM205 189V188H204ZM203 189V190H204ZM224 189V188H223ZM226 189V188H225ZM224 189V190H225ZM234 189V188H233ZM0 190H1V188H0ZM3 190V189H2ZM5 190V189H4ZM3 190V191H4ZM58 190H62L63 192H64V194L61 192V193H59V192H57ZM126 190H127V192H126ZM135 190V189H134ZM143 190V189H142ZM141 190V191H142ZM163 190V189H162ZM161 190V191H162ZM166 190V189H165ZM165 190H163L162 191V193L165 191ZM172 190V189H171ZM174 190V189H173ZM178 190V189H177ZM186 190H188V189H186ZM200 190V189H199ZM199 190H198V192H199ZM211 190H212V188H211ZM218 191H222V190H219V189H217ZM227 190V189H226ZM230 190V189H229ZM244 190V189H243ZM243 190H240V191H243ZM136 191V190H135ZM134 191V192H135ZM152 191V190H151ZM156 191V190H155ZM167 191V190H166ZM185 191V190H184ZM191 191V190H190ZM205 191H206V189H205ZM232 191H234V190H232ZM231 191V192H232ZM239 191V190H238ZM247 191V192H246ZM5 192V191H4ZM134 192H133V194H134ZM139 192V191H138ZM154 192V191H153ZM179 192H181L180 190H179ZM194 192V191H193ZM201 192H203V193H205L204 191H201ZM213 192H214V190H213ZM224 192V191H223ZM222 192V193H223ZM227 192V191H226ZM244 192V191H243ZM242 192V193H243ZM2 193V192H1ZM126 193H128L127 195H126ZM137 193V192H136ZM136 193H135V195H136ZM144 193V192H143ZM142 193V194H143ZM200 193V192H199ZM210 193V192H209ZM212 193V192H211ZM220 193V192H219ZM63 194V195H62ZM131 194V193H130ZM138 195L140 194V193H137ZM141 194V195H142ZM145 194V193H144ZM150 194H151V192H150ZM154 194V193H153ZM153 194H151L150 196H152ZM158 194V193H157ZM156 194V195H157ZM167 194V193H166ZM186 194H189V191H187V193ZM196 194V193H195ZM208 194V193H207ZM232 194H233V192H232ZM235 194V193H234ZM244 194V193H243ZM2 195H3V193H2ZM159 195H161V193L159 194ZM165 195V194H164ZM172 195V194H171ZM175 195V194H174ZM190 195V194H189ZM198 195V194H197ZM200 195V194H199ZM198 195V196H199ZM216 195H217V193H216ZM219 195V194H218ZM222 195V194H221ZM224 195H227V194H225V192H224ZM224 195H223V197H224ZM237 195H238V193H237ZM245 195H247V194H245ZM11 196H13L12 197V200H11ZM132 196V195H131ZM145 196V195H144ZM147 196V195H146ZM149 196V195H148ZM149 196V197H150ZM154 196V195H153ZM152 196V197H153ZM158 196V195H157ZM157 196H154V197H157ZM165 196H167V195H165ZM165 196H163L164 198H166ZM207 196V195H206ZM210 196V195H209ZM208 196V197H209ZM249 196H250V193H249ZM3 197V196H2ZM2 197H1V194H0V199H2ZM142 197V196H141ZM151 197V198H152ZM173 197V196H172ZM177 197V196H176ZM175 197V198H176ZM178 197H179V195H178ZM182 197V196H181ZM181 197H179V198H181ZM191 197H192V195H191ZM197 197V196H196ZM213 197H214V195H213ZM218 197V196H217ZM220 197V196H219ZM229 197H231V196H229ZM238 197H240V196H238ZM245 197H247V196H245ZM134 198H135V196H134ZM133 198V199H134ZM144 198V197H143ZM146 198V197H145ZM144 198V199H145ZM151 198H148V199H151ZM157 198H161V197H157ZM163 198V199H164ZM198 198H201L202 199V197H198ZM226 198H227V196H226ZM237 198V197H236ZM251 198V197H250ZM9 199V198H8ZM124 199V200H123ZM128 199V198H127ZM127 199H126V202H127ZM139 199H140V197H139ZM142 199V198H141ZM140 199V200H141ZM147 199V200H148ZM156 198H154V200H155ZM166 199H168V198H166ZM173 199V198H172ZM207 198H205V200H206ZM214 199V198H213ZM216 199V198H215ZM229 198H227V199H225V200H228ZM232 199V198H231ZM244 199V198H243ZM7 200V199H6ZM132 200V199H131ZM131 200L129 201L130 203H131ZM146 200V199H145ZM146 200V201H147ZM158 200V199H157ZM156 200V201H157ZM160 200V199H159ZM182 200H184L183 198H182ZM182 200H180V201H182ZM199 200V199H198ZM221 200V199H220ZM220 200H218V201H220ZM223 200V199H222ZM230 200V199H229ZM228 200V201H229ZM246 200V199H245ZM252 200H251V202H252ZM4 201H5V199H4ZM4 201L2 202V203H4ZM8 201V200H7ZM136 201V203H137V200H135ZM142 201H143V199H142ZM150 202H154L153 200L151 201V200H149ZM148 201V202H149ZM161 202H162V198H161V200H160ZM160 201H159V204H160ZM164 201V200H163ZM171 201V200H170ZM176 201H177V199H176ZM176 201H174L173 200V204L176 202ZM185 201V200H184ZM184 201L182 202V203H184ZM187 201V200H186ZM213 201H215V200H213ZM0 202V203H1ZM126 202L124 203V204H126ZM158 202V201H157ZM156 202V203H157ZM167 202V201H166ZM188 202V201H187ZM203 202H204V200H203ZM207 202V201H206ZM209 202V201H208ZM217 202V201H216ZM215 202V203H216ZM250 202V203H251ZM258 202V203H257ZM6 203V202H5ZM8 203V202H7ZM6 203V204H7ZM31 203V202H30ZM33 203V202H32ZM35 203V202H34ZM133 203V202H132ZM135 203V204H136ZM146 203V202H145ZM155 203V202H154ZM155 203V204H156ZM163 204H165L164 202H162ZM171 203H172V201H171ZM171 203H170V205H171ZM176 203H178V202H176ZM220 203V202H219ZM224 203H225V201H224ZM247 203V202H246ZM5 204V205H6ZM9 203H8V206L10 205ZM134 204V205H135ZM143 204H144V202H143ZM158 204V203H157ZM187 203H185V205H186ZM213 203H211V205H212ZM222 204V203H221ZM228 204V203H227ZM229 204H230V201H229ZM15 205V206H14ZM128 205V204H127ZM132 205V204H131ZM138 204H136V206H137ZM162 205V204H161ZM166 205H167V203H166ZM165 205V206H166ZM170 205H168V206H170ZM178 205V204H177ZM180 205H182V204H180ZM180 205H178V206H180ZM190 205V204H189ZM203 205V204H202ZM209 206H211L210 204H208ZM215 205V204H214ZM213 205V206H214ZM217 205V204H216ZM215 205V206H216ZM220 205V204H219ZM224 205V204H223ZM243 205V204H242ZM241 205V206H242ZM246 205H248V204H246ZM135 206V207H136ZM138 206H140V205H138ZM142 206V205H141ZM149 207V205H146V207ZM164 206V205H163ZM172 206V205H171ZM192 206V205H191ZM212 206V207H213ZM214 206V207H215ZM224 206H226V205H224ZM255 206V205H254ZM126 207L127 206H125V209H126ZM131 207H134L133 205L131 206ZM148 207H147V209H148ZM153 207V206H152ZM167 207V206H166ZM165 207V208H166ZM174 207V206H173ZM190 207V206H189ZM216 207H218V206H216ZM221 207V206H220ZM227 207H229V205H227ZM231 207V206H230ZM17 208V209H18ZM143 208V207H142ZM145 208V207H144ZM150 208V207H149ZM171 208V207H170ZM180 208H182V207H180ZM179 208V209H180ZM211 208V207H210ZM219 208V207H218ZM226 208V207H225ZM224 208V210H229L228 208L227 209H225ZM234 208V207H233ZM235 208H236V205H235ZM240 208V207H239ZM244 208V207H243ZM249 208V207H248ZM257 208V207H256ZM4 209V208H3ZM2 209V210H3ZM8 209V208H7ZM10 209V208H9ZM16 209V210H17ZM30 209V208H29ZM135 209V208H134ZM138 209V208H137ZM136 209V210H137ZM152 209V208H151ZM154 209V208H153ZM155 209H159L158 207H155ZM161 209V208H160ZM163 209H164V207H163ZM167 209V208H166ZM168 209H169V207H168ZM172 209V208H171ZM176 209V208H175ZM192 209V208H191ZM191 209H189V210H191ZM193 209H195L194 207H193ZM206 209V211H208L207 210V208H205ZM213 209V208H212ZM221 209H223L222 207H221ZM246 209V211L248 210L247 208H245ZM252 209V208H251ZM255 209V208H254ZM0 210H1V208H0ZM19 210V209H18ZM17 210V211H18ZM120 210H121V213H119L120 212ZM133 210V209H132ZM143 210V209H142ZM173 210V209H172ZM178 210V209H177ZM176 210V211H177ZM181 210V209H180ZM180 210H178V211H180ZM183 210V209H182ZM216 210V209H215ZM214 210V211H215ZM218 211H219V209H217ZM224 210H223V212H224ZM262 210H261V212H262ZM22 211H19V212H22ZM28 211V210H27ZM54 211H55V213H54ZM134 211V210H133ZM133 211H131V208H130V213L132 212V214L134 215L135 214V212L133 213ZM139 211V210H138ZM137 211V212H138ZM149 211L150 212H153V211H151L150 209H149ZM169 211V210H168ZM175 211V210H174ZM175 211V212H176ZM177 211V214L179 213ZM196 211V210H195ZM218 211H216V212H218ZM253 211V210H252ZM251 211V216H255V214H257L258 215V213H256V212H259V210H258V208H257V211H256V209H255V214H253L254 213V211L252 212ZM7 212V211H6ZM14 212H15V210H14ZM51 212H52V214L54 213V214H56L55 216H49L50 214H51ZM147 212V211H146ZM156 212V211H155ZM163 212H164V210H163ZM171 212H173V211H171ZM193 213H194V211H192ZM198 212V210L196 211V213ZM209 212H210V210H209ZM216 212H214V213H216ZM243 212V211H242ZM1 213H3V212H1ZM0 213V214H1ZM15 213H17V212H15ZM27 213V212H26ZM26 213H24L25 214V217L27 218L28 216H26ZM30 213V214H31ZM118 213H119V215H118ZM127 212L125 211V214H126ZM180 213H181V211H180ZM191 213V212H190ZM195 213V214H196ZM199 213V212H198ZM211 213H213V212H211ZM221 213V212H220ZM225 213V212H224ZM227 213V212H226ZM228 213H230L229 211H228ZM260 213V212H259ZM4 214V213H3ZM2 214V215H3ZM19 214V213H18ZM51 214V215H52ZM144 214H146V213H144ZM156 214V213H155ZM159 214V213H158ZM165 214V213H164ZM182 214H184V211L182 212ZM187 214V213H186ZM217 214H219V213H217ZM242 214V213H241ZM12 215V214H11ZM31 215V216H32ZM131 215V214H130ZM150 215H152V214H150ZM167 215V214H166ZM188 215H190V214H188ZM192 215V214H191ZM190 215V216H191ZM200 215V214H199ZM198 215V216H199ZM203 215V214H202ZM202 215H201V217H202ZM207 215V214H206ZM214 215V214H213ZM220 215V214H219ZM222 215V214H221ZM223 215H225V214H223ZM229 215V214H228ZM260 215V214H259ZM58 217V220L57 219H55V217ZM122 216H123V214H122ZM125 216V215H124ZM138 216V215H137ZM178 217V220H177V218H176V220L177 221H179V220H183L184 218H182V215H181V217H180V219H179V215H177ZM217 216V215H216ZM248 216V215H247ZM249 216H250V213H249ZM248 216V217H249ZM250 216V217H251ZM9 217V216H8ZM19 217H20V215H19ZM22 217V216H21ZM39 217V218H38ZM50 217V218H49ZM126 217H130V216H126ZM133 217V219H134V216H132ZM132 217H130L131 219H132ZM139 217V216H138ZM142 217H144V215L142 216ZM153 217H155L156 219L157 218H159V216L157 217L156 215L155 216H153L152 215V218ZM164 217H166V216H163V218ZM174 217V216H173ZM172 217V218H173ZM188 217V216H187ZM200 217V216H199ZM200 217V218H201ZM208 217V216H207ZM207 217H205V218H207ZM218 217V216H217ZM222 217V216H221ZM257 217V216H256ZM256 217H253V219H256ZM16 216L15 215H13L12 217H11V219L9 218V221H8V225H10L8 228H10L11 227V225L12 226H15L14 228L17 230L18 228H19V226H20V222L19 221H16ZM25 218V219H26ZM29 218H30V216H29ZM29 218H27V219H29ZM123 218V217H122ZM147 218V217H146ZM145 218V220H147ZM148 218H151L150 216L148 217ZM151 218V219H152ZM154 218V219H155ZM169 218H171V217H169ZM182 218V219H181ZM190 218V217H189ZM213 218V217H212ZM215 218V217H214ZM213 218V219H214ZM224 218H228V216L226 217V216H224L223 217V219ZM241 218V217H240ZM258 219H256V220H258V222H256V226L257 227H255L256 229H258L259 230V227L261 228V227H263V229H264V218L261 216L260 218L259 217H257ZM0 219H1V215H0ZM5 219H7V217L5 218ZM21 219V218H20ZM36 219V220H37ZM53 219H55L56 221H54V222H52V220ZM128 219V218H127ZM137 219V218H136ZM136 219H134V220H136ZM160 219V218H159ZM158 219V220H159ZM174 219V218H173ZM192 219H195L196 220V218L194 217V218H192ZM209 218H207V220H208ZM212 219V220H213ZM220 219V218H219ZM229 219H230V215H229ZM242 219H244V217L242 218ZM247 219V218H246ZM251 219L252 218H249V220L251 221ZM4 220V219H3ZM8 220V219H7ZM24 220V219H23ZM29 220H31V219H29ZM29 220H27V221H25L26 223L29 221ZM129 220V219H128ZM149 220V219H148ZM160 220H163V219H160ZM166 220H167V218H166ZM191 220V219H190ZM190 220H187V221H190ZM195 220H191V221H195ZM203 220V219H202ZM215 220V219H214ZM226 220V219H225ZM228 220V219H227ZM227 220L225 221V222H227ZM230 220H232V219H230ZM229 220V221H230ZM235 221H236V219H234ZM248 220V221H249ZM5 221V220H4ZM32 221V220H31ZM33 221H34V218H33ZM127 221V220H126ZM138 221V219L136 220V221H134V222H132V223H136ZM149 221H151V225L153 224L154 225V223H152V220H149ZM154 222L156 221V220H153ZM172 221V220H171ZM170 220H169V222H171ZM184 221H186L185 219H184ZM186 221V222H187ZM190 221V222H191ZM197 221H198V218H197ZM197 221H195V222H197ZM200 221H201V219H200ZM205 221V219L201 222V223H203ZM211 221V220H210ZM218 221V220H217ZM216 220L215 221H212V222H217ZM221 221V220H220ZM219 221V222H220ZM223 221V220H222ZM248 221H247V223H245V224H248ZM253 221V220H252ZM6 222V221H5ZM35 222H38V220L37 221H35ZM34 222V223H35ZM41 222H43L42 220H41ZM44 222V223H45ZM123 222V221H122ZM129 222V221H128ZM140 222V221H139ZM162 223V221H159V224L161 225V223ZM186 222H184V223H186ZM189 222V223H190ZM199 222V221H198ZM212 222H211V224H212ZM244 222H246V220L244 221ZM0 223H1V221H0ZM39 223H40V220H39ZM39 223L38 224H36L37 226L39 225ZM124 223V222H123ZM122 223V224H123ZM130 223V222H129ZM156 223V222H155ZM166 223H167V221L165 222V225H166ZM183 223V222H182ZM193 223V222H192ZM206 223V222H205ZM204 223V224H205ZM218 223V222H217ZM216 223V224H217ZM223 223V222H222ZM232 223V222H231ZM255 223V222H254ZM6 223H4V225H5ZM25 224V223H24ZM40 224H42V223H40ZM119 225H120V223H118ZM118 224H115V226H118ZM159 224H156V226H158ZM164 224V223H163ZM194 225H195V223H193ZM229 224V223H228ZM228 224H224V226H223V224H221V223H219L218 225H222V227H226ZM242 224H244V223H242ZM244 224V225H245ZM258 224V225H257ZM2 225V224H1ZM3 225V226H4ZM8 225H5V226H8ZM23 225V224H22ZM26 226L27 225H29V224H25ZM44 225V224H43ZM126 225V224H125ZM136 225H138V223H136ZM139 225H140V223H139ZM139 225H138V228H140L139 227ZM143 225V224H142ZM141 225V226H142ZM147 225H148V222H147ZM151 225H150V227H151ZM160 225H159V227H160ZM164 225V226H165ZM185 225V224H181V227H183V226ZM187 225V226H186ZM186 227H189V225H188V222L186 223ZM203 225V224H202ZM213 225L215 226V223L214 224H212L211 225V228H210V224L208 225V222H207V226H208V229L210 228V230H212V227H213ZM226 225V226H225ZM231 224H229V226H230ZM249 226L248 227H251V224H248ZM31 226H32V223H31ZM37 226H35V228L37 227ZM40 227H41V225H39ZM39 226H38V228H39ZM49 226V227H48ZM128 226V225H127ZM162 226V225H161ZM167 226H170V225H167ZM166 226V228H164L163 229V231H162V233L164 232V230L165 229H167L168 227ZM176 226V225H175ZM179 226V225H178ZM196 227L197 226H200V225H195ZM234 226V225H233ZM255 226V225H254ZM253 226V227H254ZM0 227H2V226H0ZM118 227H120V226H118ZM117 227V228H118ZM126 227V226H125ZM131 227V226H130ZM129 226H128V229L127 230H129L130 231V228ZM149 227V229H151ZM153 227V226H152ZM158 227V228H159ZM171 227V226H170ZM177 227V226H176ZM192 227H194L193 225H192ZM195 227V228H196ZM202 227V226H201ZM219 226H217V228H218ZM222 227L220 226L219 227V229L221 228L222 229ZM246 227H247V225H246ZM252 227V228H253ZM25 228H27V227H25ZM37 228V229H38ZM41 228H44V226H42ZM41 228H40V230H41ZM116 228V229H117ZM121 228H122V225H121ZM130 228V229H129ZM132 228H135V226H133ZM136 228H137V226H136ZM142 228H144V227H142ZM142 228L140 229V230H142ZM173 228L175 229V227L173 226ZM199 229H201L200 227H198ZM205 228H206V226H205ZM205 228H203V229H205ZM228 228H230V227H227L225 230H228ZM234 228V227H233ZM232 228V229H233ZM251 228V229H252ZM1 229V228H0ZM3 229V228H2ZM14 229V230H15ZM30 229V228H29ZM28 229V230H29ZM31 229H32V231L34 230L32 227H31ZM37 229H36V231H37ZM46 229V228H45ZM44 229V230H45ZM45 230V231H47V232H49L48 230ZM51 229H53V228H51ZM148 229V228H147ZM177 229V228H176ZM179 229V228H178ZM192 229V228H191ZM199 229H198V231H199ZM207 229V228H206ZM205 229V230H206ZM235 229H236V227H235ZM254 229V228H253ZM253 229H252V231H253ZM7 229H5V231H6ZM13 230V231H14ZM43 230V229H42ZM43 230V231H44ZM55 230V229H54ZM101 230H103V231H105L106 233H104V232H101ZM119 230V229H118ZM118 230H117V232H118ZM125 230V229H124ZM133 230V229H132ZM131 230V231H132ZM136 230V233L138 232L137 231V229H135ZM160 230H161V228H160ZM159 230V231H160ZM168 230H171V229H168ZM183 230H185V227H183ZM186 230H187V228H186ZM190 230V229H189ZM209 230V231H210ZM215 230V229H214ZM230 230V229H229ZM237 230V229H236ZM246 230H248V229H246ZM1 231V230H0ZM4 231V232H5ZM9 231H12V230H9ZM35 231V230H34ZM35 231V235H36V233L38 232H36ZM43 231H41V233L43 232ZM52 231V230H51ZM101 233H100V232ZM115 231V230H114ZM113 231V232H114ZM128 231V232H129ZM153 231H154V229H153ZM157 231H158V229H157ZM159 231H158V234H159ZM176 231L177 230H175V232L173 231L172 233H176ZM201 233H204L203 231L204 230H202L201 229ZM208 230H206V232H207ZM213 231V230H212ZM216 231H218V230H216ZM215 231V232H216ZM245 230H243V232H244ZM252 231H251V233H252ZM261 229L259 230V231H256V234H259V236H260V238H259V236H258V238H257V240H260L261 242H260V246H261V248H262V250H263V252H264V233L261 231ZM7 232V231H6ZM28 232V231H27ZM113 232H111V234L109 233V234H107L108 236H110L111 235V237H114L115 235V232L113 233ZM121 232H123V231H121ZM120 232V233H121ZM127 232V231H126ZM145 232V231H144ZM165 232H166V230H165ZM171 232V231H170ZM181 231H179L178 233H180ZM185 232V231H184ZM183 232V233H184ZM223 232V231H222ZM231 233L233 232L234 233V231H230ZM229 231H228V233H230ZM242 232V231H241ZM247 232H249V230L247 231ZM255 231H253V234H255L254 233ZM3 232L1 231V235H4V234H2ZM11 233V232H10ZM20 233V232H19ZM39 234H40V232H38ZM112 233H113V236H112ZM124 233V232H123ZM130 233V232H129ZM135 233V232H134ZM139 233H140V231H139ZM142 233V232H141ZM193 235H194V233H196V232H191ZM200 233V232H199ZM200 233V234H201ZM208 233V232H207ZM210 233H211V231H210ZM214 233V232H213ZM237 233H238V231H237ZM236 233V234H237ZM6 234V233H5ZM8 235H9V233H7ZM13 234V233H12ZM15 232H14V236H15ZM43 234V233H42ZM99 234L97 235V236H99ZM118 234V233H117ZM144 234H146V233H144ZM151 234H152V231H151ZM151 234H150V236H151ZM154 234V233H153ZM152 234V235H153ZM165 234V233H164ZM167 234H168V232H167ZM166 234V235H167ZM177 234V233H176ZM197 234H198V232H197ZM205 234V235H204ZM203 235L204 236H206V233H204ZM212 234V233H211ZM210 234V235H211ZM223 234V233H222ZM235 234V233H234ZM236 234H235V236H236ZM241 234V233H240ZM242 234H244V233H242ZM247 234V233H246ZM249 234V233H248ZM247 234V235H248ZM253 234H250V235H252L253 237H254V235ZM256 234H255V237H257L256 236ZM29 235V236H30ZM120 235V234H119ZM118 235V236H119ZM142 235V234H141ZM148 236H149V234H147ZM161 235V234H160ZM163 235V234H162ZM171 235V233H169V236ZM196 235V234H195ZM203 235H200L201 237L203 236ZM213 235V234H212ZM215 235H217V232H216V234ZM218 235H221V234H218ZM217 235V236H218ZM247 235H245V236H247ZM9 236H12L11 234L9 235ZM13 236V237H14ZM103 236V235H102ZM100 237L101 239L103 238V237ZM118 236L116 235L115 236V238L117 237L118 238ZM123 236H125V235H123ZM122 236V237H123ZM133 236V235H132ZM135 236V235H134ZM140 236V235H139ZM145 236V235H144ZM155 236H157L156 235V233H155ZM164 236V235H163ZM172 236V235H171ZM170 236V237H171ZM179 236V235H178ZM182 235H180V237H181ZM192 236V235H191ZM197 236V235H196ZM196 236L194 237L195 239H196ZM207 236L209 237V235L207 234ZM223 235H221L220 236V238L222 237ZM249 236V235H248ZM1 237V236H0ZM6 237V235H4V238ZM8 237V236H7ZM12 237V238H13ZM106 237V236H105ZM111 237H109L110 239H111ZM128 237H129V235H128ZM154 237V236H153ZM157 237H159V236H157ZM161 237V236H160ZM173 237L176 239V237L173 235ZM173 237H171L172 239H173ZM180 237H177V239L178 238H180ZM200 237V238H201ZM208 237H205V239L207 240V239H209ZM212 237V236H211ZM210 237V238H211ZM213 237H214V235H213ZM239 237V236H238ZM241 237V236H240ZM121 238V237H120ZM130 238V237H129ZM136 238V237H135ZM139 238H141V236L139 237ZM142 238H143V236H142ZM141 238V239H142ZM150 238H152V237H148V239H144L143 238V240H149ZM164 238V237H163ZM163 238H162V240H163ZM166 238H167V236H166ZM171 238H168V239H171ZM215 238V237H214ZM212 239L213 241L214 240H216V238L215 239ZM219 238V239H220ZM249 238V237H248ZM7 239V238H6ZM9 239V238H8ZM13 239H15L14 241H16L17 239L16 238H13ZM37 239V240H36ZM94 239V240H93ZM99 239V238H98ZM114 239V238H113ZM121 239H123V238H121ZM121 239H119V240H121ZM128 239V238H127ZM153 239V238H152ZM152 239H151V241H152ZM155 239V238H154ZM153 239V240H154ZM167 239V240H168ZM176 239V240H177ZM181 239V238H180ZM202 239V238H201ZM211 239L209 240V241H211ZM239 239V238H238ZM10 240V239H9ZM9 240H7V241H9ZM32 240H35V241H32ZM106 240V239H105ZM108 241H109V239H107ZM119 240H117L116 239V242L118 241L119 242ZM124 240V239H123ZM161 240V239H160ZM165 240V239H164ZM163 240V241H164ZM174 240V239H173ZM173 240H171V241H173ZM175 240V241H176ZM179 240V239H178ZM248 241H250L249 239H247ZM247 240H246V242H247ZM4 241V243H6V245H7V243L8 242H5V239L3 240ZM94 241V242H93ZM101 241V240H100ZM111 241H112V239H111ZM114 241V240H113ZM112 241V242H113ZM125 241V240H124ZM134 241V240H133ZM137 241V240H136ZM141 241V240H140ZM150 241V242H151ZM157 241V240H156ZM175 241L174 242H172L173 244L175 243ZM184 241V240H183ZM183 241H177L176 243H177V246L179 247V248H181V246H183V244H182V242ZM186 241V240H185ZM188 241H190V240H188ZM195 241V240H194ZM197 241H199L198 240V238H197ZM205 241V240H204ZM217 241H220V240H218L217 239ZM217 241H215V242H213V243H217ZM222 241V240H221ZM232 241V240H231ZM240 241V240H239ZM12 242V240L9 242V244ZM19 242V241H18ZM67 242H68V245H67V248H68V251H67V248H66V251H65V246L63 245V243H66L67 244ZM99 242V241H98ZM102 242H103V240H102ZM111 242V243H112ZM115 242V241H114ZM116 242H115V244H116ZM121 242V241H120ZM125 242H127V241H125ZM125 242H123V243H125ZM148 242V241H147ZM158 242V241H157ZM160 242V241H159ZM159 242H158V244H159ZM178 242H181V243H179V244H181L180 246H179V244H178ZM196 242V241H195ZM208 242V241H207ZM233 242V241H232ZM236 242V241H235ZM4 243H2V244H4ZM14 243V242H13ZM12 243V244H13ZM100 243V242H99ZM108 243V242H107ZM106 243V244H107ZM110 243V244H111ZM144 243V245L146 244L145 242H143ZM152 243V242H151ZM165 243V242H164ZM172 243H169L170 245L172 244ZM175 243V244H176ZM184 243V242H183ZM186 243H187V241H186ZM194 243V242H193ZM200 243H202L201 241H200ZM209 243V242H208ZM211 243V242H210ZM209 243V244H210ZM213 243H211V245L213 244ZM219 243V242H218ZM217 243V244H218ZM239 243V245H240V243L241 242H238ZM237 243V244H238ZM245 243V242H244ZM243 243V244H244ZM248 243V242H247ZM257 243H258V241H257ZM15 244V243H14ZM19 244V243H18ZM102 244V243H101ZM101 244H98V245H100L101 246ZM103 244H104V242H103ZM120 244V243H119ZM118 243H117V245H119ZM128 244H130V241H129V243ZM133 244V243H132ZM134 244H136V243H134ZM150 244V243H149ZM161 244H163V243H161ZM168 243H166V244H164V246L166 247V245H167ZM188 244V243H187ZM196 244V243H195ZM198 244H199V242H198ZM204 244V243H203ZM209 244H207V245H209ZM223 244V243H222ZM255 244V243H254ZM5 245V246H6ZM17 245V244H16ZM12 245L13 247L15 246V249H17L18 247H20L19 245ZM70 245V246H69ZM112 245V244H111ZM122 245V244H121ZM124 245V244H123ZM152 245V244H151ZM154 245V247H155V243L153 244ZM152 245V246H153ZM169 245V246H170ZM194 245V244H193ZM193 245H191V243H190V245L189 246H193ZM197 245V244H196ZM211 245H209V246H211ZM232 245H233V243H232ZM241 245H242V243H241ZM248 245H252V244H248ZM248 245H245V246H248ZM258 246H259V244H257ZM1 246V245H0ZM11 246V245H10ZM10 246L8 245V247H9V251H11V253H12V250H10ZM11 246V247H12ZM103 246V245H102ZM101 246V248H103ZM114 246V245H113ZM133 246V245H132ZM137 246H141V245H137ZM148 246V245H147ZM146 246V247H147ZM157 246H159V245H157V243H156V247ZM162 246V245H161ZM160 246V247H161ZM163 246V247H164ZM173 246V245H172ZM177 246L176 247H174L173 249L175 250L176 248H177ZM188 246V248L191 250L192 249V251L194 252L195 251V249L193 250V248H190ZM199 246V245H198ZM213 246H214V244H213ZM217 246L218 245H215V247L217 248ZM236 246H238V245H236ZM17 247V248H16ZM93 247V248H94ZM99 247V246H98ZM97 246H96V248L94 249V250H97V248H98ZM119 247H120V245H119ZM118 246L117 247H115L116 249H115V251H114V249H112L111 247H110V249H112L111 251H112V253H113V251H114V255H112V256H114V258H115V260H113V261H116V262H126L128 259H127V252H128V250H125V248L127 247H123V246H121L122 248H120V249H117V248H119ZM129 247H131V245L129 246ZM145 247V246H144ZM144 247H142V249L144 248ZM155 247V248H156ZM168 247V246H167ZM184 247H186V246H184ZM197 247V246H196ZM205 247H208V246H205ZM212 247V246H211ZM240 247V246H239ZM5 248V247H4ZM100 248V247H99ZM100 248V249H101ZM134 248V247H133ZM132 248V249H133ZM153 248V247H152ZM159 248V247H158ZM157 248V249H158ZM188 248L186 249L187 250V252L189 251L188 250ZM194 248H195V246H194ZM202 248H204V246L202 247ZM214 247H212V249H213ZM216 248L214 249V250H216ZM220 248V247H219ZM1 250L3 249L2 247L0 248ZM20 249V248H19ZM23 249H24V247H23ZM126 249H129V248H126ZM142 249H141V251H142ZM148 249H151L150 248V246L148 247ZM164 249V248H163ZM205 249V248H204ZM203 249V250H204ZM211 248H210V250L208 251V252H206V253H204V251L201 253V257L200 258H198L199 259V261H198V263L197 264H213V263H219V262H223V263H231L233 260H231V258L233 257V256H237V260H238V257H240L239 258V260H241V259H243L240 255H241V251L240 252H236V253H234V251H231V252H218L217 250L216 251H213ZM218 249V248H217ZM221 249V248H220ZM220 249H218V250H220ZM241 249V248H240ZM247 249H249V247L247 248ZM246 249V250H247ZM250 249H253V248H251L250 247ZM249 249V250H250ZM1 250H0V253H1ZM104 250V249H103ZM103 250H101V252L103 251ZM130 250V249H129ZM138 250H140V249H138ZM160 250H162V248L160 249ZM165 250H166V248H165ZM174 250H172L171 249V251H174ZM177 250V249H176ZM186 250H184V248H183V250L182 251H186ZM200 250H201V248L199 249V252H200ZM222 250V249H221ZM237 250H238V248H237ZM244 250V249H243ZM249 250H247V252L249 251ZM17 251V250H16ZM15 251V252H16ZM20 250H18V252H19ZM23 251V250H22ZM127 251V252H126ZM133 251V250H132ZM150 251V250H149ZM152 251H154V249L152 250L151 249V252ZM162 251H164V250H162ZM167 251V250H166ZM181 251V250H180ZM180 251H178V252H180ZM191 251V252H192ZM202 251V250H201ZM13 252H14V250H13ZM18 252H16V253H14V254H17ZM98 252V251H97ZM136 252H139L140 253V251H136ZM135 251H134V253H136ZM145 252V251H144ZM144 252H143V254H144ZM147 252V251H146ZM151 252H148V254H151ZM158 252H159V254H160V252L161 251H159L158 250ZM169 252L170 251H168V254H169ZM190 252V251H189ZM188 252V255H190L191 253H189ZM198 252V250L197 251H195V253L196 254H200L199 252ZM262 252V253H263ZM4 253V252H3ZM3 253H1V255L3 254ZM6 253H7V251H6ZM6 253H5V255H6ZM9 253V252H8ZM11 253L9 254V255H11ZM23 254H25L24 252H22ZM21 253V254H22ZM88 253V254H87ZM102 253H104V252H102ZM111 253V254H112ZM134 253H131V256H132V254H134ZM138 253V254H139ZM172 253V252H171ZM170 253V254H171ZM253 253V252H252ZM251 253V254H252ZM20 254V253H19ZM21 254L19 255V258H20V256H21ZM22 254V256H24ZM26 254H28V253H26ZM166 254H167V252L165 253V256H166ZM168 254H167V256H168ZM169 254V255H170ZM184 254V253H183ZM182 254V256H184ZM187 254V253H186ZM192 254H194V253H192ZM245 254H246V251H245ZM248 254V253H247ZM250 254V253H249ZM248 254V255H249ZM250 254V255H251ZM255 254V253H254ZM253 254V255H254ZM256 254H257V252H256ZM259 254V253H258ZM260 254H261V252H260ZM259 254V256H252L251 258L252 259H250V260H253V261H255V263L254 264H264V259L263 258H261V255ZM5 255H4V257H5ZM13 255V254H12ZM11 255V256H12ZM30 255V254H29ZM130 255V254H129ZM140 255H142V253L140 254ZM153 255V254H152ZM152 255H147L148 257H150V256H152ZM171 255H173V256H169V257H165V258H162L163 260L164 259H166V260H168L169 258H172V257H174V256H176V255H174V254H171ZM188 255H186V256H188ZM249 255V256H250ZM7 256V255H6ZM11 256H9V257H11ZM17 256H18V254H17ZM22 256H21V258H22ZM88 256H90V255H88ZM134 256V255H133ZM139 256V255H138ZM147 256H143L142 255V257H147ZM161 256H163L162 254H161ZM196 256V255H195ZM198 256V255H197ZM245 256H247V255H245ZM248 256V257H249ZM262 256H263V254H262ZM16 257V256H15ZM24 257H26V256H24ZM87 257V256H86ZM92 257V256H91ZM95 257V256H94ZM107 257V256H106ZM148 257L146 258V259H148ZM157 257H158V255H157ZM177 257V256H176ZM175 257V258H176ZM193 257V256H192ZM247 257V259L246 260H248L249 258ZM254 257V258H253ZM2 258H3V256H2ZM16 258H18V257H16ZM15 258V259H16ZM20 258V259H21ZM79 258V259H78ZM103 258V257H102ZM101 258V259H102ZM128 258H129V256H128ZM139 258H141V257H139ZM139 258H137V257H135V259H134V261L136 260V259H139ZM154 258H156V254H155V257ZM175 258H174V260H175ZM179 258V256L177 257V259ZM185 259H186V257H184ZM188 258V260H189V258L191 259V256L190 257H187ZM194 258H196V257H194ZM1 259V258H0ZM4 259V258H3ZM6 259L8 260V257H6L5 258V261H6ZM10 259V258H9ZM12 259V258H11ZM27 259H29V257L27 256V258H26V261H24L25 259H21L23 262H26V263H28L27 261ZM52 259H55V260H52ZM85 259V258H84ZM96 259V258H95ZM106 259V262L108 263V259L107 258H105ZM130 259V258H129ZM131 259L133 260V258L131 257ZM142 259V258H141ZM144 259V258H143ZM142 259V260H143ZM145 259V260H146ZM160 259V258H159ZM184 259V260H185ZM234 259V258H233ZM12 260H14V259H12ZM17 260V261H16ZM16 260H14L13 262H18V259H16ZM30 260V259H29ZM50 260H52L51 262H49ZM74 260V259H73ZM72 260V261H73ZM91 260V259H90ZM99 260H100V258H99ZM179 260V259H178ZM231 260V261H230ZM2 261V260H1ZM21 261V262H22ZM83 261V260H82ZM85 261V260H84ZM96 261V260H95ZM97 261H98V258H97ZM103 261V260H102ZM137 261V260H136ZM147 261V260H146ZM149 261L151 262V260H150V258H149ZM153 261V260H152ZM156 261H158V259L156 260ZM170 261H172V259L170 260ZM170 261H168L169 263H170ZM186 261V260H185ZM190 261V260H189ZM191 261H193L192 259H191ZM190 261V262H191ZM196 261V260H195ZM8 262V264H9V260L7 261ZM6 262V263H7ZM12 262V264H14ZM19 262H20V260H19ZM18 262V263H19ZM19 263V264H22V263ZM94 262V261H93ZM93 262H91L92 264H94ZM98 262H100V261H98ZM103 262H105V261H103ZM131 262V261H130ZM138 262V261H137ZM136 262V263H137ZM143 262V261H142ZM142 262H141V264H142ZM148 262V261H147ZM147 262H144V263H147ZM160 262H161V260H160ZM166 263H167V261H165ZM164 262V263H165ZM176 261H174L173 262V264L175 263ZM194 262V261H193ZM240 262H244V261H240ZM257 262V263H256ZM11 263V262H10ZM18 263H16V264H18ZM30 263V262H29ZM34 263V264H35ZM40 263H38V264H40ZM74 262H72V264H73ZM75 263H78V262H75ZM79 263H84V262H81V261H79ZM78 263V264H79ZM86 263V262H85ZM115 263V262H114ZM117 263V264H118ZM121 263V264H122ZM163 263V264H164ZM168 263V264H169ZM179 263H180V261H179ZM179 263H177V264H179ZM189 263V262H188ZM192 263V262H191ZM237 263H238V261H237ZM236 263V264H237ZM1 264H3L2 262H1ZM23 264H25V263H23ZM52 264V263H51ZM89 264V263H88ZM95 264H97V263H95ZM109 264V263H108ZM130 264V263H129ZM135 264V263H134ZM148 264V263H147ZM155 264H157V263H155ZM184 264H186V263H184ZM190 264V263H189ZM239 264H241V263H239ZM244 264V263H243ZM245 264H246V261H245ZM249 264V263H248ZM251 264V263H250Z\"/></svg>", "mask_w": 264, "mask_h": 264}]
</instances>
